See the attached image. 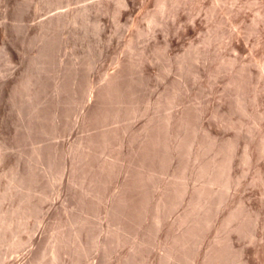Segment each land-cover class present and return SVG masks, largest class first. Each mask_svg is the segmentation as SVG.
I'll return each instance as SVG.
<instances>
[{
    "label": "rangeland",
    "instance_id": "1",
    "mask_svg": "<svg viewBox=\"0 0 264 264\" xmlns=\"http://www.w3.org/2000/svg\"><path fill=\"white\" fill-rule=\"evenodd\" d=\"M36 2H34V0H0V24L2 23H4L1 27H0V29H2V32H3V34H2V40L3 41H1V43H0V50H1V55L3 56V58H1V60L2 61H4V62H2L1 60H0V65H2V63H3V65H2V67L4 68V69H2L1 68V66H0V69H2V70H0V76L2 77V76H4L5 75V73H6V75L4 76V79H6V82H5V80L3 79V77L0 79V80H2L3 82H5L6 83V85L7 86H9V88H7V86H6V91H5V93L2 95V98L0 99V155H1V157H0V222H1V225H0V232H1V235H0V264H7L6 262L8 261V264H23V262H24V264H41V262H42V264H143V262H144V264H152V263H154V264H185V262H186V260L188 261V262H186V264H211V262L213 261V263L212 264H217L218 263V259L220 260V262H219V264H221V258H223L222 259V263H224V264H230V262H231V264H264V142H263V140H264V76L262 77L261 75V68H259L260 66H259V64H262L263 62H264V13H263V11H264V9H263V5H264V0L262 1V0H258V1H253V0H239V1H237V0H190L191 1V3H190V1H188V0H179V2L181 1V3H184V4H181V3H178V0H162V3H163V1H166V2H164V4H166V5H171L170 7L169 6H167V9H168V11L165 13V11L167 10L166 9V6L165 7H163V4L160 2V0H134V6H129L128 8L125 6V4H123V3H121L120 2V4H123V6L121 5H119V7H118V4L117 3H119V2H117V1H119V0H47V2H46V0H35ZM56 1L59 3H61V2H63V3H59V5H58V3H56ZM159 1V2H158ZM168 1V2H167ZM205 1H207V2H205ZM227 1L228 2H232L233 4L231 5V2L229 3L230 5H228V3H227ZM251 1H253V2H251ZM21 2V3H20ZM24 2V3H23ZM108 2V3H107ZM147 2V3H146ZM172 2V3H171ZM175 4H174V3ZM177 2V3H176ZM186 2V3H185ZM195 2V3H194ZM249 2V3H248ZM256 2V3H255ZM260 2V3H259ZM30 3V4H29ZM32 3H34L33 5H32ZM112 3V4H111ZM188 3H189V7H188ZM194 3V4H193ZM197 3V4H196ZM199 3V4H198ZM226 3V4H225ZM236 3V4H235ZM241 3V4H240ZM246 3V4H245ZM248 3V4H247ZM262 3H263V5H262ZM21 4V5H20ZM28 4H29V6H28ZM51 4V5H50ZM56 4V5H55ZM142 4V5H141ZM144 4H146V5H144ZM149 4V5H148ZM162 4V5H161ZM173 4V5H172ZM177 4V5H176ZM178 4H180V6H182V7H180V8H178L179 7V5ZM191 4V5H190ZM214 6H213V5ZM220 4H221V6H220ZM223 4V5H222ZM235 4V5H234ZM22 5H24L23 7H22ZM27 5V6H26ZM35 5V6H34ZM107 5V6H106ZM158 5V6H157ZM175 5V6H174ZM198 5V6H197ZM234 5V6H233ZM254 5H255V7H254ZM262 7V9H263V11H262V13H263V16H262V13H261V15L260 14H258V13H260V11L262 10L261 9V7ZM39 6V7H38ZM42 6V7H41ZM52 6V7H51ZM54 6V7H53ZM108 6L111 8V10L108 8ZM160 6V7H159ZM177 6V7H176ZM183 6H184V8L185 9H183ZM192 6H195V7H193L192 8ZM211 6V7H210ZM228 6V7H227ZM231 7V9H233V8H238L237 10L236 9H233V10H231L230 9V7ZM236 6V7H235ZM242 6H244V7H242ZM29 7V8H28ZM41 7V8H40ZM162 7L165 9H162ZM191 7V8H190ZM226 7V8H225ZM241 7V8H240ZM249 7V8H248ZM258 7V8H257ZM35 8V9H34ZM127 8V9H126ZM159 8L164 12V14H163V12L162 11H160L159 10ZM171 8V10H169ZM173 8H175V9H173ZM182 8V11H180V9ZM202 8V9H201ZM204 8V9H203ZM227 8H229V9H227ZM244 8V9H243ZM247 8V9H246ZM256 8H257V10H256ZM26 9H28V10H26ZM39 9V10H38ZM51 9H54L53 11L51 10ZM125 9H126V11H125ZM158 9V10H157ZM188 9V10H187ZM190 9H193V10H191V11H189ZM200 9H201V11H200ZM214 9V10H213ZM221 9V10H220ZM224 9V10H223ZM225 9H227V10H225ZM243 9V10H242ZM253 9V10H252ZM259 9H261L260 11H259ZM23 10L26 12V13H28V14H26L25 12H24V15H23ZM120 12H119V11ZM131 10V11H130ZM140 10V11H139ZM172 10H174V11H172ZM178 10V11H177ZM235 10V12H233ZM242 11V12H240V11ZM252 10V11H251ZM254 10H256V11H254ZM38 11V12H37ZM160 11V12H162V14H160V12H159V14H158V12ZM216 11V12H215ZM226 11H227V13H226ZM231 11V12H230ZM237 11V12H236ZM245 11H246V13H245ZM247 11H249V12H247ZM254 11V12H253ZM39 12H40V14H39ZM112 12H114V14L112 13ZM128 12H129V14H128ZM169 12V13H168ZM172 12V13H171ZM181 12V13H180ZM190 12V13H189ZM213 12V13H212ZM218 12H219V14H218ZM222 12V13H221ZM258 12V13H257ZM116 13V14H115ZM120 15H118V14ZM121 13V14H120ZM124 13V14H123ZM148 13H149V16H148ZM171 13V14H170ZM179 13V14H178ZM211 13V14H210ZM218 15H217V14ZM226 13V14H225ZM230 13V14H229ZM231 13H233V14H231ZM243 15H242V14ZM2 14V15H1ZM126 14H128V15H126ZM167 14V15H166ZM170 14V15H169ZM178 14V15H177ZM183 16H182V15ZM189 14V15H188ZM193 16H192V15ZM214 14V15H213ZM255 14V15H254ZM256 14H257V16H256ZM33 17H32V16ZM37 15V16H36ZM113 15H114V17H113ZM126 15V16H125ZM154 15V16H153ZM159 15H161V16H159ZM174 15V16H173ZM175 15H177L178 17H176L175 18ZM213 15V16H212ZM232 15V16H231ZM236 17H234V16ZM6 16V17H5ZM57 16V17H56ZM117 16V17H116ZM119 16V17H118ZM131 16V17H130ZM150 16H152L153 17V19H150L151 17ZM158 16V17H157ZM167 16V17H166ZM188 16V17H187ZM195 16H197L198 18H196ZM218 16H219V18H218ZM224 18H223V17ZM253 16H255V17H253ZM17 17V18H16ZM19 17V18H18ZM58 17H60L61 19L63 18V21L60 19V18H58ZM155 17V18H154ZM161 17V18H160ZM191 17H193V18H191ZM243 17V18H242ZM251 17V18H250ZM258 17V18H257ZM52 18H55V20H58V19H60L61 21L59 22V20H58V22H59V24H55V23H53V21H52ZM122 18V19H121ZM156 18H159V20L160 21H162V22H160V21H156ZM165 20H164V19ZM168 18H170V19H168ZM175 19V21L173 20V19ZM181 18V19H180ZM218 18V19H217ZM228 18V19H227ZM254 18V19H253ZM20 19V20H19ZM22 19V20H21ZM24 19V20H23ZM27 19V20H26ZM33 19V20H32ZM135 19V20H134ZM177 19V20H176ZM192 19H194V20H192ZM196 19H198V21L196 20ZM226 19V20H225ZM234 19V20H233ZM244 19H245V21H244ZM261 19V20H260ZM36 20V21H35ZM46 20V21H45ZM49 20V21H48ZM54 20V19H53ZM54 20V21H55ZM121 20V21H120ZM133 20V21H132ZM153 20V21H152ZM155 20V21H154ZM163 20L165 21V23L163 22ZM186 20H187V22H186ZM189 20L192 22H189ZM222 20H224V22L222 21ZM258 20V21H257ZM16 21H18V22H16ZM20 21V22H19ZM43 21V22H42ZM51 21H52V23L53 24H55V26L56 25H58V26H50L49 24H51ZM149 21H151V22H149ZM171 21V22H170ZM172 21H174V22H172ZM180 21V22H179ZM217 21V22H216ZM219 21V22H218ZM244 21V22H243ZM255 21V22H254ZM260 21H262V22H260ZM13 22V23H12ZM121 22V23H120ZM133 22V23H132ZM154 22H156V23H154ZM158 22V23H157ZM258 22V23H257ZM41 23V24H40ZM48 23V24H47ZM96 23H98V24H96ZM149 23H152L151 25L149 24ZM153 23L155 24V25H153ZM169 23V24H168ZM182 23H183V25L185 26H182ZM219 23V24H218ZM221 23V24H220ZM225 23V24H224ZM228 23V24H227ZM255 23V24H254ZM261 23H263V24H261ZM18 24V28L16 27V25ZM23 24H24V26H23ZM187 24V25H186ZM195 24V25H194ZM226 24H227V27H226ZM257 24V26H258V29H257V31H254V30H256L255 28L257 27H255V25ZM26 25V26H25ZM34 25V26H33ZM44 25V26H43ZM45 25H47V26H45ZM52 25V24H51ZM180 25V26H179ZM235 25V26H234ZM238 25H239V27H238ZM6 26V27H5ZM40 26V27H39ZM43 26V27H42ZM51 28H50V27ZM99 26V27H98ZM175 26H177L176 28H175ZM197 26V27H196ZM216 26V27H215ZM220 26V27H219ZM224 26V27H223ZM254 26V27H253ZM4 27V28H3ZM42 27V28H41ZM183 27V28H182ZM217 27H219V28H217ZM231 27V28H230ZM22 28V29H21ZM50 28V30H48ZM53 28V29H52ZM59 28H61V30L59 29ZM215 28V29H214ZM216 28H217V31L219 32H217L216 31ZM232 28H233V30H232ZM43 29V30H42ZM47 29V30H46ZM53 31H52V30ZM167 29V30H166ZM170 29V30H169ZM220 29V30H219ZM261 29V30H260ZM21 32H20V31ZM23 30V31H22ZM27 30H28V32H27ZM37 30V31H36ZM42 30V31H41ZM54 30H56V31H54ZM169 30V31H168ZM175 30V31H174ZM224 32H222V31ZM225 30V31H224ZM226 30H227V32H226ZM12 31V32H11ZM18 31L20 32V33H18ZM59 31V32H58ZM171 31V32H170ZM177 31V32H176ZM178 31H179V33H178ZM16 32V33H15ZM27 34H26V33ZM32 32V33H31ZM48 34H47V33ZM53 32V33H52ZM169 32L170 33H172V34H169ZM230 32V33H229ZM258 32H260V33H258ZM263 32V33H262ZM41 34V36H40V34ZM43 33V34H42ZM55 33V34H54ZM57 33V34H56ZM175 33V34H174ZM178 33V34H177ZM215 33H217V34H215ZM262 33V34H261ZM19 34V35H18ZM21 34V35H20ZM189 34V35H188ZM224 34V35H223ZM229 34H231V36L229 35ZM5 35V36H4ZM26 35V36H25ZM28 35L30 36V37H28ZM45 35V36H44ZM51 35V37H49ZM64 35V36H63ZM176 37H175V36ZM215 35H216V37L218 38V40H217V38L215 37ZM218 35V36H217ZM223 37H222V36ZM237 35V36H236ZM259 35V36H258ZM25 36V37H24ZM58 36H59V38H58ZM63 36V37H62ZM262 38H261V37ZM39 37V38H38ZM52 37H53V39H52ZM56 37V38H55ZM212 37V38H211ZM221 37V38H220ZM232 37V38H231ZM26 38H28V39H31V41L30 40H28V39H26ZM36 38H38V39H40V40H37ZM47 38H48V40H47ZM55 38V39H54ZM33 39H34V41H33ZM36 39V40H35ZM42 39V40H41ZM52 39V41H50ZM59 39V40H58ZM61 39V40H60ZM165 39H168V40H165ZM181 39V40H180ZM191 39V40H190ZM216 40V41H214V40ZM220 39V40H219ZM235 39V40H234ZM261 39V40H260ZM172 40H174V41H172ZM258 40H260V41H258ZM20 41V42H19ZM38 43H37V42ZM40 41V42H39ZM48 41V43L52 46L53 44V46H52V49L49 51V52H47L48 50H49V48L48 47H50V45L49 44H47L46 42ZM56 41V42H55ZM60 41V42H59ZM167 41V42H166ZM205 41V42H204ZM231 41V42H230ZM234 41H237V42H239L238 44H240L239 46H240V48L241 49H235V48H233V43L232 42H234ZM262 41V42H261ZM12 42V43H11ZM33 42V43H32ZM170 44H169V43ZM209 42V43H208ZM11 43V44H10ZM22 43V44H21ZM27 43V44H26ZM52 43V44H51ZM55 43H58V44H55ZM156 43V44H155ZM172 43H174V44H172ZM212 43V44H211ZM36 44V45H35ZM39 44H40V46H39ZM44 44H46V45H49L48 47H46V48H48V49H46L45 47V49L44 48H42V46H46V45H44ZM157 44H158V46H157ZM241 44H242V46H241ZM2 45H3V47H2ZM34 45V46H33ZM58 45V46H57ZM155 46V47H153V46ZM196 45V46H195ZM208 47H207V46ZM36 46V47H35ZM55 46V47H54ZM152 46V47H151ZM156 46H157V48H156ZM160 46V47H159ZM161 46H162V48L164 49L165 48V46H166V48H165V51H162L163 49L161 48ZM210 46V47H209ZM217 46H219V47H217ZM244 46V47H243ZM35 47V48H34ZM169 47H170V49H169ZM172 47V48H171ZM189 47V48H188ZM192 47V48H191ZM5 48V49H4ZM14 48V49H13ZM152 48H156L155 50L154 49H152ZM168 48V49H167ZM253 48V49H252ZM7 49V50H6ZM31 49V50H30ZM33 49H36V51L35 50H33ZM39 49H40V51H39ZM151 49V50H150ZM159 49H162L161 51L159 50ZM166 49H167V51H168V53H167V51H166ZM182 49V50H181ZM188 49H189V51H188ZM193 49V50H192ZM231 49V50H230ZM235 49V50H234ZM10 50V51H9ZM19 50V51H18ZM21 50V51H20ZM45 50V51H44ZM176 50V51H175ZM186 50V51H185ZM198 50V54L196 53V51ZM207 50V51H206ZM209 50V51H208ZM230 50V51H229ZM4 51H6V52H4ZM13 51V52H12ZM38 51V52H37ZM43 51V53L44 52H46L47 53V56H48V53H49V58L48 57H42V56H44L45 54H43V53H40V52H42ZM53 51V52H52ZM151 51V53H149ZM237 51V53H235ZM245 51V52H244ZM26 54H25V53ZM51 52V53H50ZM158 52V53H157ZM163 52H166L165 53V55H163L164 53ZM176 52V53H175ZM204 52V53H203ZM234 52V53H233ZM239 52V53H238ZM3 53V54H2ZM13 54L14 55V57L13 58H11L10 59V57H9V55L10 54ZM57 53V54H56ZM189 54V56L187 55V54ZM253 53V54H252ZM37 54V55H36ZM52 54H54V55H52ZM146 54V55H145ZM150 54V55H149ZM166 54H167V56H166ZM186 54V55H185ZM203 54H205V55H203ZM211 54V55H210ZM241 54V55H240ZM243 54V55H242ZM251 54V55H250ZM255 54V55H254ZM24 55V56H23ZM26 55V56H25ZM42 55V56H41ZM52 55V56H51ZM140 55H142V56H140ZM158 55H160L159 57H158ZM162 55V56H161ZM176 55V56H175ZM184 55L186 56V57H184ZM194 55V56H193ZM34 56H36V58L34 57ZM41 57V60L40 59H37V58H40ZM149 56V57H148ZM156 58H155V57ZM171 56V57H170ZM175 56V57H174ZM205 56V57H204ZM234 56V57H233ZM236 56V57H235ZM252 56V57H251ZM262 56V57H261ZM53 57V58H52ZM54 57H55V60H54ZM136 57H138L137 59L139 60H141L142 58V60H144V59H146V60H144V61H146V62H142L141 61V63H140V60L138 61L137 59H136ZM151 57V60L149 59ZM162 57H163V59H162ZM164 57H168L167 59L166 58H164ZM183 57V58H182ZM192 57V58H191ZM194 57H195V59H196V61H195V59H194ZM197 57H200V58H197ZM205 59H203V58ZM47 58V59H46ZM51 58L54 60H52L51 61ZM119 58H120V60H119ZM133 59V60H131V59ZM148 58V59H147ZM156 60H155V59ZM159 59V61H158V59ZM171 58V59H170ZM180 58L182 59V60H180ZM187 58V60H184V59H186ZM206 58H208V59H206ZM225 59V61H224V59ZM237 58V59H236ZM246 58V59H245ZM252 58V60H250ZM5 59H7L6 61H7V64H4V63H6V61H5ZM30 59V60H29ZM43 59V60H42ZM44 59L46 60V61H48V62H45V64H44ZM49 59V60H48ZM127 59V60H126ZM130 59V60H129ZM136 59V60H135ZM166 59V60H165ZM170 59V61H168ZM189 59V60H188ZM193 59H194V62H193ZM197 59H201V60H198L197 61ZM226 59H228L227 60V62H226ZM230 59V60H229ZM10 60H11V62H10ZM38 60L39 61H43V62H41V65L43 66H41L43 69V73H45V69H47V72L45 73V75L42 73V72H40V71H42L41 70V67H40V62H38ZM62 60V61H61ZM154 60V61H153ZM172 60V61H171ZM212 60V61H211ZM219 60V61H218ZM223 60V61H222ZM235 60V61H234ZM21 61V62H20ZM32 61H34L33 63H32ZM37 61V62H36ZM59 61H61L63 64V66H61V65H59V63L61 64V62H59ZM125 61V62H124ZM183 61H185V62H183ZM186 61H188L187 63H186ZM190 61H192V63L190 62ZM205 61V62H204ZM217 61V62H216ZM236 61L239 63H237L236 64ZM262 61V62H261ZM29 62V63H28ZM55 64H53V63ZM135 62V63H134ZM176 62V63H175ZM183 62V63H182ZM199 64H198V63ZM202 62H204L203 64H202ZM219 62V63H218ZM221 62V63H220ZM224 62V63H223ZM35 63H37V64H35ZM43 63V64H42ZM48 63V64H47ZM134 65H133V64ZM140 63V64H139ZM148 63V64H147ZM206 63V64H205ZM230 63V64H229ZM242 63V64H241ZM250 63V64H249ZM251 63H253V64H251ZM54 66H53V65ZM69 64V65H68ZM132 66H131V65ZM136 64V65H135ZM138 64V65H137ZM181 65V67L179 66V65ZM193 64V65H192ZM205 64V65H204ZM209 64V65H208ZM223 64V65H222ZM229 64V66H227ZM235 64V65H234ZM5 65V66H4ZM7 65V66H6ZM28 65H30V66H28ZM34 67H33V66ZM38 65H39V67H40V70L38 69L39 67H38ZM45 65V66H44ZM51 65V66H50ZM140 65V66H139ZM145 66V68H144V66ZM178 65V66H177ZM207 65H208V67H210V68H208L207 67ZM234 65V66H233ZM258 65V66H257ZM60 68H59V67ZM64 66H66V67H64ZM70 66V67H69ZM139 66V67H138ZM185 66V67H184ZM191 66V67H190ZM220 66V67H219ZM238 66V67H237ZM244 66V67H243ZM248 66V67H247ZM6 67V68H5ZM31 67V68H30ZM38 67V68H37ZM47 67V68H46ZM54 67V68H53ZM63 67H64V69H63ZM69 67V68H68ZM121 67V68H120ZM133 67V68H132ZM172 67V68H171ZM177 67L179 68L178 70H177ZM192 67H193V69H192ZM218 67V68H217ZM223 67V68H222ZM225 67V68H224ZM248 68L249 69V71H251V74H252V76L254 77H250L249 78V81L247 80L248 78H246V79H243L244 81H243V83H244V85H242L241 87L240 86H238L239 84H238V82L242 79V76H241V79H240V73H241V75H242V70H243V68ZM251 67V68H250ZM254 67V68H253ZM255 67H257V68H255ZM10 68V69H9ZM51 68V69H50ZM136 70H135V69ZM143 68V69H142ZM229 68V70H227ZM233 68V69H232ZM235 68V69H234ZM49 69V70H48ZM63 69V70H62ZM121 71H120V70ZM133 69V70H132ZM183 71H185V72H183ZM198 69H201L200 70V72H199V70ZM203 69H205V70H203ZM207 69V70H206ZM215 69V70H214ZM216 69H218V70H216ZM239 69H240V71H239ZM4 70H6L5 72H4ZM11 70V71H10ZM37 70H39L38 72L40 73H38L37 72ZM56 70V71H55ZM119 70V72L121 73H123L122 74V76L124 75V78H125V82H127V84L126 83H124V82H122L123 81V79L121 80V81H118L120 84H119V89H120V91H122L123 92V90L126 88V92L124 91L123 93L125 94V97L126 98H123L122 99V92H120V93H118L117 95H118V99H120L121 101V105H120V109H122L121 108V106L122 107H124V109H126V110H122V111H124V113L121 111V110H119V112L118 111H116L117 113H115L114 111H112L113 109L114 110H117V108L116 107H118L119 108V100L118 101H116L117 100V96L115 95H113L112 93H108V97H111V96H113V97H115V99H113V97L111 98L112 100H115V104L113 105L112 104V106H110L111 104H108L107 105V103L109 102V103H111L110 102V100L111 99H109V98H105V96H107L106 94H107V92H110L109 91V89H107L109 86V82H110V79L109 78H114V79H120V78H122V76L120 77L119 75H120V73L119 72H117ZM125 70V71H124ZM135 70V71H134ZM141 70V71H140ZM181 70V71H180ZM214 70V71H213ZM225 70V71H224ZM231 70H232V72H231ZM233 70H234V72H233ZM239 72H238V71ZM15 71V72H14ZM51 71V72H50ZM146 71V72H145ZM177 71V72H176ZM181 72L180 74H179V72ZM194 71V72H193ZM206 71V72H205ZM208 71V72H207ZM215 71H217V72H215ZM222 71V72H221ZM224 71V72H223ZM260 71V72H259ZM32 72L34 73V75L32 74ZM35 72H36V74H39V75H41V77L42 78H44L43 80H45V81H43L44 82V85H43V82H42V78H40V76L38 75V77L37 76H35ZM62 72V73H61ZM126 72H127V74H126ZM130 72H131V74H130ZM141 72V73H140ZM193 72V73H192ZM204 74H203V73ZM210 72V73H209ZM231 72V73H230ZM52 73V74H51ZM56 73V74H55ZM118 73V74H117ZM133 73V74H132ZM140 73V74H139ZM145 73V74H144ZM178 73V74H177ZM183 73V74H182ZM233 73V74H232ZM234 73H235V75H234ZM236 73H238L239 75H237ZM2 74H4V75H2ZM22 74H23V76H22ZM44 76H43V75ZM113 74H115V75H118V76H114L113 77ZM208 74V75H207ZM256 74V75H255ZM33 75V78H40V81H41V90L43 89V87H44V89L42 90V92L40 91V93H38V94H41L40 96H39V98H41V100H37L36 98H38V96H36V98L34 97V99H35V103H36V105L38 104V102L40 101V102H43V104L41 105L40 104V102H39V104L37 105V106H34V102H32V98L33 97H29V96H25L26 95V91H28L29 92V89H28V87H26V85L28 84V83H26V82H29V80H30V77ZM127 75V76H126ZM148 75V76H147ZM152 75V76H151ZM178 75V76H177ZM180 75V76H179ZM189 75V76H188ZM191 75V76H190ZM220 75V76H219ZM224 75V76H223ZM229 75V76H228ZM6 76H7V78H6ZM29 76V77H28ZM35 76V77H34ZM140 76V77H139ZM143 76V77H142ZM184 76V77H183ZM186 76V77H185ZM209 76V77H208ZM225 76H226V78H225ZM231 76L233 77V76H235L234 78H231ZM258 76V77H257ZM16 77V78H15ZM19 77V78H18ZM67 77H69V78H67ZM118 77V78H117ZM136 77V78H135ZM137 77H139V78H137ZM147 77V78H146ZM177 77H179L178 79H177ZM181 77H183L182 79H181ZM192 77V78H191ZM237 77L240 79H238V81H237ZM25 78V79H24ZM29 80H28V79ZM36 78V79H37ZM57 79V81L55 80V79ZM111 78V80H113ZM128 78H129V80H128ZM133 78H134V80H133ZM151 78V79H150ZM167 78V79H166ZM174 78H176V79H174ZM213 78V79H212ZM257 78V79H256ZM261 78H263V79H261ZM11 79H12V81H11ZM138 79V80H137ZM140 79V80H139ZM143 79V80H142ZM147 79H148V81H147ZM186 79H188V81L186 80ZM190 79V80H189ZM225 79V80H224ZM235 81H237V82H234V80ZM20 80H22V82L20 81ZM27 80V81H26ZM64 80H66V81H64ZM68 80H69V82H68ZM109 80V81H108ZM128 80V81H127ZM136 80V81H135ZM166 80H168V81H166ZM170 80V81H169ZM173 82H172V81ZM181 80H183V81H181ZM247 80V81H246ZM252 80V81H251ZM26 81V82H25ZM39 81V80H38ZM50 81V82H49ZM106 81H107V83H106ZM133 81V82H132ZM139 81H141V82H139ZM143 81H145V82H143ZM178 81V82H177ZM259 81V82H258ZM11 84H10V83ZM19 82V83H18ZM21 82V83H20ZM132 82V83H131ZM135 82V83H134ZM170 82V83H169ZM227 82V83H226ZM231 82H233L234 83V85H233V83H231ZM19 85H18V84ZM25 83V84H24ZM53 83V84H52ZM55 83V84H54ZM69 83V84H68ZM140 83V84H139ZM142 83V84H141ZM178 83H182V84H178ZM187 83V84H186ZM189 83V84H188ZM68 84V85H67ZM108 86H106V85ZM123 84V85H122ZM146 85V88H144L145 86L144 85ZM183 84H184V86H183ZM66 85V86H65ZM105 85V86H104ZM125 85H126V87H125ZM142 85V86H141ZM175 85H177V86H175ZM191 85V86H190ZM195 85V86H194ZM230 85V86H229ZM238 86L239 88H242L243 87V89H242V91H241V89H239V88H235L234 86ZM15 86V87H14ZM49 86V87H48ZM67 86H69V87H67ZM122 86H124V87H122ZM189 86V87H188ZM199 86V87H198ZM227 86H228V88H227ZM15 89H14V88ZM46 87V88H45ZM104 87H106V89H104ZM168 87V88H167ZM177 87V88H176ZM185 87V88H184ZM194 87H196L195 88V90L193 89ZM201 87V88H200ZM25 88H27V89H25ZM59 88V89H58ZM84 88V89H83ZM87 88V89H86ZM122 88H124V89H122ZM182 90H181V89ZM188 90H187V89ZM192 88V89H191ZM227 89V91H226V89ZM263 88V89H262ZM9 89V90H8ZM50 89V90H49ZM52 89H53V91H52ZM85 89L88 91H85ZM104 89V90H103ZM122 89V90H121ZM167 89H169V90H167ZM171 89V90H170ZM172 89H173V91H172ZM175 89V90H174ZM185 91H184V90ZM198 89H199V91H198ZM233 89V90H232ZM237 89V90H236ZM240 91H239V90ZM248 89V90H247ZM14 90H16V92L14 91ZM26 90V91H25ZM57 91V94H56V91ZM64 90H65V92H64ZM102 90V92H100ZM105 90L107 91L106 93H104L105 92ZM165 90H167V91H165ZM180 90V91H179ZM190 90H192V91H194L193 93L190 91ZM223 90V91H222ZM260 91V92H257V91ZM262 90V91H261ZM55 91V92H54ZM60 91V92H59ZM70 91V92H69ZM72 91H74V92H72ZM139 91L140 92H142V93H139ZM144 91H146V92H144ZM174 91H175V93H174ZM226 91V92H225ZM239 91V92H238ZM6 92H10L9 94L8 93H6ZM43 92L45 93H47V95H46V93L45 94H43ZM53 92V93H52ZM62 92V93H61ZM64 92V93H63ZM86 92V94H83V93H85ZM93 92V93H92ZM100 92V93H99ZM137 94H136V93ZM173 92V93H172ZM183 92V93H182ZM216 92V93H215ZM225 92V93H224ZM236 92H237V94H236ZM250 92V93H249ZM256 92V93H255ZM68 93H69V96H68ZM92 93V94H91ZM166 93V94H165ZM170 93L171 94H173V95H170ZM177 93V95L175 96V94ZM179 93V94H178ZM182 93V94H181ZM187 93V94H186ZM191 93V94H190ZM218 93V94H217ZM222 93V94H221ZM229 93V94H228ZM231 93H233V94H231ZM239 93V94H238ZM262 97V99L261 98H259V99H255L257 96H258V94ZM28 94V93H27ZM49 94V95H48ZM63 96H62V95ZM94 94V95H93ZM97 94V97L95 96ZM98 94H101V97H100V95H98ZM109 94H110V96H109ZM126 94H128V95H126ZM139 94V95H138ZM228 94V95H227ZM243 94V95H242ZM254 94V95H253ZM20 95V96H19ZM29 95V94H28ZM51 95V96H50ZM92 95V96H91ZM168 95V96H167ZM188 95V96H187ZM222 95V96H221ZM225 95H227V96H225ZM229 95H230V97H229ZM236 95H237V97H236ZM59 96V97H58ZM94 96V97H93ZM103 96V97H102ZM124 96V95H123ZM130 96V97H129ZM165 96V97H164ZM175 96V97H174ZM244 96V97H243ZM254 96V97H253ZM28 97V98H27ZM44 97H45V99H44ZM48 97V98H47ZM54 97V98H53ZM66 97H67V99H66ZM121 97V98H120ZM134 97V98H133ZM138 97H139V99L141 98V102H139L138 100ZM167 97V98H166ZM172 97V98H171ZM173 97H174V100H173ZM187 97V98H186ZM190 97V98H189ZM233 97V98H232ZM28 100H27V99ZM93 98V99H92ZM96 98H97V100H96ZM100 98H102V102H101V104L102 105H106V108L107 107H112V110H110L109 108V110H107L106 108L104 109V108H102L103 109V111H101L100 110V108L98 107V105H100V102L98 101V100H100L101 101V99ZM106 100H105V99ZM143 98H145L144 100H143ZM169 98H171V99H169ZM232 98V99H231ZM56 99V100H55ZM71 100V101H69V100ZM91 99H92V101L94 100L96 103H94V102H92L91 101ZM103 99H104V102H103ZM107 99H109L108 101H107ZM125 99V101H127V102H125V101H123ZM134 99H136L135 100V103L133 102L134 101ZM158 99H159V101H158ZM165 99V100H164ZM167 99H169L171 102H173V103H171L169 100H167ZM240 99V100H239ZM254 99V100H253ZM29 100H31V101H29ZM55 102H54V101ZM59 100V101H58ZM65 100H66V102L67 103H65ZM68 100V101H67ZM132 101V102H130V101ZM177 100V101H176ZM198 100V101H197ZM220 100V101H219ZM233 100V101H232ZM248 100V101H247ZM258 100V101H257ZM262 100V101H261ZM28 101H29V103H28ZM34 101V100H33ZM91 101V102H90ZM98 101V102H97ZM129 101V102H128ZM148 101H150V102H148ZM164 101V102H163ZM242 101V102H241ZM251 101H252V103H251ZM21 102V103H20ZM22 102H24V103H22ZM50 102V104H48ZM58 102V103H57ZM112 102V103H113ZM116 102H117V104H118V106H116ZM123 102H124V105L125 106H123ZM137 102V103H136ZM143 102V103H142ZM157 102V103H156ZM162 102V103H161ZM186 102H187V104H186ZM192 102V103H191ZM227 102V103H226ZM235 102H236V105H235ZM239 102H241L240 104H239ZM255 104H254V103ZM259 102V103H258ZM32 103H34V104H32ZM73 103V104H72ZM91 103V104H90ZM92 103H94V104H92ZM98 103V104H97ZM104 103V104H103ZM126 103V104H125ZM130 103H132V104H134V105H132V104H130ZM148 103H151L150 105L148 104ZM156 103V104H155ZM165 103V104H164ZM175 103V104H174ZM177 103V104H176ZM180 103V104H179ZM22 104V105H21ZM24 104H26V105H24ZM32 104V105H31ZM47 104V105H46ZM53 104V105H52ZM62 104V105H61ZM95 104H97V105H95ZM138 104V105H137ZM142 104V105H141ZM170 106H169V105ZM181 104H182V106H181ZM194 104V105H193ZM219 104L221 105V106H219ZM230 104V105H229ZM247 104V105H246ZM262 104H263V106H262ZM18 105V106H17ZM28 105H30L29 107H28ZM56 105V106H55ZM94 107H96L97 109H99V110H97V109H95V108H93V106ZM102 105H100V107L102 106ZM137 105V106H136ZM141 105V106H140ZM178 105V106H177ZM241 107H240V106ZM12 106V107H11ZM24 106V107H23ZM32 106H34V108L32 107ZM39 106V108H37ZM48 106V107H47ZM51 106V107H50ZM62 106H63V108H62ZM67 106V107H66ZM92 108H91V107ZM132 106V107H131ZM140 106V107H139ZM147 106V107H146ZM149 106V107H148ZM172 106H174L173 108H172ZM184 106H186V108L184 107ZM244 107V109H243V107ZM14 107V108H13ZM18 107V108H17ZM45 109H44V108ZM57 107H58V110H57ZM59 107H61V108H59ZM88 107H90V109L88 108ZM115 107V108H114ZM131 107V108H130ZM136 107H138V108H136ZM155 107H157V108H155ZM168 107V108H167ZM192 107V108H191ZM196 107V108H195ZM222 109H221V108ZM11 108V109H10ZM20 108V109H19ZM28 108V109H27ZM49 108V110H47V109ZM54 108V109H53ZM127 108H129V109H127ZM143 108V109H142ZM144 108H146V109H144ZM155 108V109H154ZM159 108V110H157ZM180 108V109H179ZM194 108V109H193ZM219 108V109H218ZM237 108V109H236ZM252 108V109H251ZM26 111H25V110ZM33 109V110H32ZM38 111H37V110ZM43 109V110H42ZM62 109V110H61ZM65 109V110H64ZM71 109V110H70ZM86 109H89V111L88 110H86ZM96 112V111H99V112H97V113H100V114H102L103 115V119H105V120H103L101 117H102V115H98V114H96L95 115V112L93 111V110ZM137 109V111H138V113L137 112H135L134 110H136ZM152 111H151V110ZM154 109V110H153ZM170 109V110H169ZM187 109V110H186ZM206 109V110H205ZM239 109H241V110H239ZM246 109H247V111H246ZM16 110V111H15ZM52 112H51V111ZM67 110H68V112H67ZM70 110V111H69ZM106 110L107 111H112V113L114 112V115L112 116V114H110L109 112H106ZM130 110V111H129ZM133 110V112H131ZM145 110V111H144ZM183 110V111H182ZM24 113H23V112ZM29 111H32V112H29ZM40 111V112H39ZM57 111V112H56ZM58 111H60L59 113H58ZM71 111H72V113H71ZM91 111V112H90ZM106 112L105 114H103V112ZM122 112V114L121 115H119V116H117L116 117V115L119 113H121ZM148 111H149V113H148ZM151 111V112H150ZM158 111V112H157ZM177 113V114H179L180 113V117H182V116H184L185 118H181L182 120H180V117H179V119H178V115L175 113V112ZM205 111V112H204ZM212 111V112H211ZM215 111V112H214ZM219 111V112H218ZM235 111H238V112H235ZM254 111V112H253ZM28 114H27V113ZM43 112H44V114H43ZM64 112V113H63ZM66 112V113H65ZM70 112V113H69ZM86 112H88V113H86ZM90 112V113H89ZM93 112V113H92ZM102 112V113H101ZM135 112V113H134ZM145 112H147V113H144ZM165 112H166V114H165ZM174 114H173V113ZM198 112V113H197ZM209 112V113H208ZM218 112V113H217ZM232 112V113H231ZM242 112H244V113H242ZM260 114H258V113ZM18 113V114H17ZM26 113V114H25ZM29 113H31V114H29ZM52 114V116H51V114ZM53 113H55V114H53ZM58 113V114H57ZM61 113V114H60ZM85 113L86 114H88V115H85ZM92 113V115H90ZM128 113H130V114H128ZM142 113V114H141ZM160 113V114H159ZM163 113V114H162ZM168 113V114H167ZM172 113V114H171ZM184 113V114H183ZM186 113V114H185ZM194 115H193V114ZM201 113H202V115H201ZM246 113V114H245ZM254 113V114H253ZM262 113V114H261ZM24 114V115H23ZM41 114L42 115H44V116H41ZM49 114V115H48ZM68 114H70V116L68 115ZM107 114V115H106ZM109 114H110V116H109ZM116 114V115H115ZM140 115V117L139 116H137V115ZM156 114V115H155ZM171 114V115H170ZM188 114V115H187ZM192 114V115H191ZM216 114V115H215ZM229 114V115H228ZM21 115H23V116H21ZM26 115V116H25ZM35 115V116H34ZM48 115V116H47ZM104 115H105V118H104ZM131 115H132V117H131ZM154 115V116H153ZM161 116V118H159L160 116ZM168 117H167V116ZM213 115V116H212ZM238 115V116H237ZM246 115V116H245ZM251 115V116H250ZM11 116V117H10ZM30 116V117H29ZM32 116H34L33 118H32ZM38 116L40 117V118H38ZM54 116V117H53ZM57 116V117H56ZM61 116H64V117H61ZM82 116L83 117H89L90 116V118H84V119H86L85 120V123H84V121H82V120H84L83 118H82ZM93 116H97V119L95 118L94 119V117ZM99 116H101V117H99ZM211 116V117H210ZM223 116V117H222ZM256 116V117H255ZM27 117H28V119L29 120H27ZM44 117V118H43ZM48 119H47V118ZM50 117V118H49ZM69 117V118H68ZM109 118L108 120L106 119V118ZM123 117V118H122ZM149 117V119H151V121L150 120H148L147 118ZM153 117H154V119H156V121L154 122H152V119H153ZM157 117V118H156ZM174 118L173 120L175 121V124H174V122H173V120H172V118ZM177 117V118H176ZM190 117V118H189ZM222 117V118H221ZM241 117H244V118H242L241 119ZM262 117V118H261ZM22 118V119H21ZM26 119V120H24L23 121V119ZM30 118H32V120L30 119ZM35 118H36V120H35ZM38 118V119H37ZM56 120H55V119ZM61 120H60V119ZM65 118V119H64ZM82 118V119H81ZM91 118H93L92 120H91ZM125 118V121L123 120ZM134 118V120H131V119H133ZM169 118H171V119H169ZM209 118H211V119H209ZM215 118L217 119V118H220V119H222V120H220V119H217V120H215ZM225 118V119H224ZM228 118H229V120H228ZM260 118V119H259ZM4 119V120H3ZM43 119V122L42 121H40V120H42ZM100 119V120H99ZM111 119V120H110ZM115 119V120H114ZM130 119V120H129ZM153 119V120H154ZM161 120L160 121V123L159 124H157L158 122H159V120ZM166 119H168L169 121H171V123L173 122V125H171L172 127H169V128H171V129H173V131L174 130H177V131H172L171 129H169V128H167L168 127V122H167V120ZM178 119V121H176ZM189 120V123H190V120H192L191 121V123H190V125H189V127H188V124L189 123H187L188 122V120ZM196 119V120H195ZM231 119V120H230ZM241 119V120H240ZM66 120V121H65ZM89 120V121H88ZM99 120V121H98ZM113 120V121H112ZM122 120V121H121ZM158 120V121H157ZM183 120H185V121H183ZM198 120V121H197ZM212 122H211V121ZM235 120H236V122H235ZM239 120V121H238ZM250 120H252V121H250ZM260 120V121H259ZM17 123H16V122ZM36 121V122H35ZM57 121V122H56ZM67 121H68V124H67ZM86 121H88V122H86ZM92 121V122H91ZM116 121V122H115ZM143 121V122H142ZM149 122L150 121V123H147V122ZM164 121V122H163ZM167 122V124H166V122ZM183 121V122H182ZM200 121V123H197V122H199ZM208 121V122H207ZM216 121V122H215ZM242 121V122H241ZM2 122V123H1ZM29 122V123H28ZM32 122H34V123H32ZM41 122V123H40ZM51 122H52V124H51ZM56 122V124H54ZM79 122V123H78ZM83 122V123H82ZM91 122V123H90ZM133 122V123H132ZM141 122V123H140ZM145 122V123H144ZM157 122V123H156ZM187 123V124H179V123ZM196 122V123H195ZM204 122V123H203ZM231 122H232V124H231ZM237 122L239 123V124H237ZM20 123V124H19ZM27 123V124H26ZM58 123V124H57ZM65 123V124H64ZM108 123V124H107ZM135 123V124H134ZM155 123L158 125V127L159 126H161L162 124V126L161 127H159L160 129L162 128V127H164V130H165V132H164V130H163V135H162V133H160V134H158L157 133V135H156V133H153V131L154 132H156V129H157V131L158 132H162V130L160 131V129L158 130V127H156V125H155ZM162 123V124H161ZM167 125H165V124ZM176 123H178V124H176ZM195 123V124H194ZM222 123V124H221ZM249 123H250V125H251V127H250V125H249ZM253 123V124H252ZM21 124H22V126H21ZM45 124V125H44ZM61 124V125H60ZM83 125V126H81V125ZM145 124H147L146 126H144ZM148 124H150L151 126H152V124H154L153 125V127H151L150 128V125L148 126ZM161 124V125H160ZM196 124H198V125H196ZM208 124V125H207ZM235 124V125H234ZM245 124V125H244ZM248 124V125H247ZM259 124V125H258ZM31 125H33L32 126V128H31ZM55 125V126H54ZM58 127H57V126ZM60 125V126H59ZM89 125V126H88ZM135 125V127H131V126H134ZM138 125V126H137ZM165 125V126H164ZM177 125H179V127H177ZM199 125H201L200 127H197V126H199ZM242 126V128L244 129V131H243V129H241L240 127ZM28 126V127H27ZM44 127V129H43V127ZM54 126V127H53ZM65 126V127H64ZM126 126H130V128L129 127H126ZM182 126V127H181ZM184 126H186L187 127V129H186V127H184ZM191 126H193L192 127V130H190V127ZM206 126V129L208 130H206V129H204V127ZM227 126V127H226ZM248 126V127H247ZM21 127H23L22 129H20ZM53 127V128H52ZM61 127V128H60ZM101 127V128H100ZM120 127H122V128H120ZM151 129V130H149V128ZM156 127V128H155ZM177 129H176V128ZM208 127H211V128H208ZM27 128H29V129H27ZM31 128V129H30ZM41 128V129H40ZM64 128V129H63ZM67 129V131H65L66 129ZM107 128V129H106ZM118 128V129H117ZM126 128H129V129H126ZM139 128H141L142 130H144V131H142L141 129H139ZM147 128V129H146ZM155 128V129H154ZM165 128H167V129H165ZM175 128V129H174ZM181 128H182V130H181ZM185 128V129H184ZM188 128H189V130H190V132H189V130H188ZM199 128V129H198ZM231 128V129H230ZM233 128V129H232ZM251 128V129H250ZM17 129H19V132H18V130ZM25 129V130H24ZM34 129V130H33ZM37 129V130H36ZM43 129V130H42ZM50 129H51V131H50ZM57 129V130H56ZM60 129V130H59ZM108 130V131H106V130ZM152 129H153V131H152ZM168 129H169V131H168ZM180 129V130H179ZM210 129V130H209ZM220 129V130H219ZM240 129V130H239ZM22 130H23V132H22ZM28 132H27V131ZM33 130V131H32ZM55 130V131H54ZM59 130V131H58ZM112 130V131H111ZM115 130V131H114ZM118 130H120V131H118ZM122 130V131H121ZM129 132H128V131ZM135 130V131H134ZM136 130H138L139 132H140V130L142 131L141 133H144L146 130L150 133L151 131V133H150V135H147L148 137L150 136L151 137V139H156L157 137H158V141H160V144L159 145H155V146H153L152 147V149L150 150V151H148V153L150 152V154H154V152H155V154H154V156L156 155L157 156V153H158V155H160V154H162V155H164L163 157H162V155H160L161 157L159 158L158 156V158L156 157V159H158V160H160V159H162L163 160V162H162V160H160L159 162H158V160H156L155 159V157L154 156H152V155H150V154H147L146 153V155H144V152H142L139 148H141L142 146L141 145H139V144H143V143H145L144 141L147 139H150V137L148 138L147 136L145 137V140H144V134H143V137L141 138V139H143L144 141H143V143H141L140 141H142V140H140L139 141V144H138V147H137V140H139L140 139V135L142 136V134H138L139 132L138 131H136ZM184 130H187L188 132H189V134H190V138L189 139H191V136L193 135V137H196L195 139H194V141H197V135L199 134L201 137H202V135L204 136V135H206V136H204V137H202L201 138V140L203 141V142H205V140H207L208 141V143L206 142V144L205 143H203L201 140H200V138L198 139V148H200V149H202V151H204L203 149H205V148H207V149H205L206 150V154H207V156L208 157H206V154H204V152H202L203 154H204V156H203V158H204V160L207 162V163H205V161H203L201 158H202V155L203 154H200V157L201 158H198L197 159V161H195L194 162V164L192 163V161L193 160H195V159H193L195 156H196V154H195V152H194V149L192 150L191 149V151H189V149L191 148V144L192 143H194L193 142V139H191L190 141L188 140V137L185 139V141H184V139H179V143H184V144H186L185 146H187L186 148L184 147V148H182L183 146H184V144L182 145V147H181V149H184V150H182V151H185V149H186V151L184 152V154H185V157H184V155H181L182 154V151L180 150V149H178L179 147H177V143H175V141L176 142H178L177 140H178V138H181L183 135H185V136H183L182 138H184V137H186V135L188 136V133L187 132H184L183 134H180V131H181V133H182V131H184ZM201 130H203V131H205L204 132V134H203V131H201ZM223 130H224V132H223ZM261 130V131H260ZM17 131V132H16ZM32 131V132H31ZM46 131V132H45ZM56 131H57V133H56ZM114 131V132H113ZM126 131V132H125ZM146 131V132H147ZM166 131H168V132H173V133H175L177 136L178 135H182L181 137L180 136H178V138H177V136L175 137V136H172L173 134H171L170 135V133H169V135H168V132L166 133ZM194 133H193V132ZM195 131H197V134H196V132ZM199 131V132H198ZM213 131V132H212ZM260 131V132H259ZM27 132V133H26ZM29 132H31L32 134H33V136H32V134L31 133H29ZM38 132H40L41 133V135H40V133H38ZM61 132V133H60ZM64 132V133H63ZM65 132H67V133H65ZM99 132V133H98ZM109 133L108 135H110V132H112L111 134V136H110V138L113 140H116V141H109L108 142V140L110 139L109 137V139L108 138H105L104 139V135H105V133ZM137 132V133H136ZM145 132V134H147ZM179 132V133H178ZM192 132V133H191ZM201 132V133H200ZM207 132V133H206ZM209 132H211V133H209ZM215 132V133H214ZM227 132V133H226ZM239 132V133H238ZM244 132H246V133H244ZM261 132H262V134H261ZM19 133V134H18ZM34 133H35V135H34ZM43 133V134H42ZM46 133V134H45ZM52 133V134H51ZM106 133V134H107ZM116 133H117V135H116ZM125 133V134H124ZM185 133H187V134H185ZM217 133V134H216ZM252 133V134H251ZM255 133V134H254ZM17 134V135H16ZM49 134V135H48ZM56 136H55V135ZM64 134V135H63ZM127 134V136H125ZM136 135V137H135V135ZM154 134V135H153ZM166 134V136H164ZM214 134V135H213ZM225 134V135H224ZM239 134H240V136H239ZM242 134V135H241ZM260 134V135H259ZM24 135V136H23ZM28 135V136H27ZM30 135V136H29ZM41 136V137H38V136ZM44 135V136H43ZM47 135H48V137H47ZM51 135V136H50ZM54 137H53V136ZM97 135V136H96ZM103 135V136H102ZM108 135H105V137L106 136H108ZM114 135V136H113ZM159 135H161V136H163V137H160ZM208 135H211V137L213 136L214 138V140H216V141H213V139H211V138H208L207 136ZM215 135H217V138L215 137ZM14 136V137H13ZM32 136V137H31ZM65 136V137H64ZM87 136H89V137H87ZM96 136V137H95ZM116 136V137H115ZM134 136V141L132 140V137ZM153 136H156V137H153ZM168 136V137H167ZM172 136V137H171ZM199 136V137H200ZM222 136V137H221ZM245 138H244V137ZM37 137V138H36ZM51 137V138H50ZM57 137V138H56ZM61 137H62V141H61ZM92 137V138H91ZM97 137H99L100 139H102L101 137H103V140L105 141L106 139V142H104L103 140H101V142H100V139L98 140V138ZM123 137V138H122ZM126 137V138H125ZM139 137V139H137ZM169 137H171V139L169 138ZM206 137V138H205ZM239 137V138H238ZM250 137V138H249ZM25 138V139H24ZM31 138H33V139H31ZM35 138L38 140H35ZM45 138V139H44ZM47 138V139H46ZM49 138V139H48ZM87 138H89V140H91L92 141V143H90V141H89V145L90 144H93L94 142V140H96L97 142L99 141V144H97V142H95L94 144H97V145H91V146H88L87 145V143L86 144H84L85 142L84 141H86V142H88L87 141ZM97 138V139H96ZM131 138V139H130ZM161 140H160V139ZM167 138V139H166ZM172 138H174V139H176L175 141H174V139H172ZM204 138V139H203ZM216 138V139H215ZM229 138H230V140L232 139V140H234L233 142L232 141H229ZM234 138V139H233ZM249 138V139H248ZM28 139V140H27ZM52 139H54L53 141H52ZM84 139V140H83ZM86 139V140H85ZM128 139V140H127ZM135 139H137V140H135ZM162 139H164V140H162ZM170 141H169V140ZM210 141H209V140ZM218 139V140H217ZM238 139H240V140H238ZM252 139V143L253 144H251V146H250V140ZM23 140V141H22ZM26 140V141H25ZM47 140V141H46ZM63 140H65V141H63ZM83 140V141H82ZM122 140H126V142H128V144H130L129 146H128V144L126 143V142H122ZM146 140V141H147ZM171 140H173L174 141V143H173V141L171 142ZM225 140H226V142H225ZM256 140V141H255ZM15 141H18V142H15ZM29 141H31V142H29ZM34 141V142H33ZM81 141V142H80ZM106 144L107 142V147H106V145L104 146V144H102L103 142ZM136 141V144H132L131 142H135ZM164 142V145L165 146H167L169 143V145L171 146L170 147V149H168V150H171L172 151V153H173V151H177V149H178V151H177V154H176V156H171L170 154L171 153H166L167 152V149L166 148H169V146L168 147H165L164 145H162V143ZM168 141V142H167ZM217 141H218V144H220V146L217 144ZM232 142V144L230 143V145H233V146H231L232 147V149H234L231 153H232V155H234L235 153H237V155L235 154V157H232L233 159V161H232V163H231V169H230V172H231V175H230V177L232 176V173H234L233 174V176L235 177V179H234V177L231 179V180H233L232 182H230L229 181V188H231L232 189V191H231V189L229 190H227V188L228 187H226V188H224L225 187V184H222L223 185V189L225 190H227V191H222V189H220V188H222V187H220V184L219 185H215L216 187H214L215 189H213L212 190V188H213V186H209V185H205L206 187H208V189L206 188V190L205 191H208V193L209 194H212V195H214L215 197H213L212 195H207V192H205V191H202V190H204L205 189V187H204V185L203 184H205L204 183V180L203 179H206L207 180V182H209L208 180L210 179L209 177H208V179H207V177L205 178V176H207V175H205V174H202L201 173V170H200V172H196L195 173V171H196V169H195V167L197 168L198 167V169H201L200 167H201V164L203 163V165L202 166H205L204 165V163L206 164V166H207V164H208V159H209V161H211L212 160V158H214V156H212V153H213V155H214V152H215V149L218 147L219 148V150H217V151H219L220 152V155H219V157L221 158V159H219V157H217V159L218 160H223V159H225V158H222L223 156L224 157H227V153H229L228 152V150L227 149H225V148H227V146H228V149H229V147H230V145H229V143L228 144H226L227 142ZM249 141V143H247ZM44 142V143H43ZM48 142V143H47ZM51 142V143H50ZM61 142H66V145H65V143H61ZM115 142V143H114ZM165 142L167 143V144H165ZM192 142V143H191ZM197 142L195 143V144H197ZM213 142H215V143H213ZM222 142H224L225 143V148L222 146V145H224ZM234 142H236V144H234ZM247 143V144H244V143ZM257 142V143H256ZM260 142V143H259ZM27 143V144H26ZM35 143V144H34ZM46 143V144H45ZM55 143V144H54ZM77 143H79V144H77ZM101 143V144H100ZM109 143H111L112 144V146H111V144L109 145ZM122 143V144H121ZM123 143H125V146H124V144ZM151 143V142H150ZM171 143H173V144H171ZM187 143H188V145H187ZM201 143V144H200ZM214 144V145H217V147L216 146H214V145H208V144ZM256 143V144H255ZM30 144V145H29ZM34 146H33V145ZM53 144V145H52ZM82 144H84L83 145V147H84V151H82L83 153L86 151V150H88L89 151V149L91 148V151L93 152H91L90 154H89V152L87 151L86 153H82L81 152V145ZM116 144V145H115ZM122 146H121V145ZM204 144V145H203ZM241 144V145H240ZM257 144H259L258 146H257ZM20 145V146H19ZM28 145H29V147H28ZM47 145H49V147L47 146ZM101 145V146H100ZM120 145V146H119ZM136 147H134V146ZM160 145H162L160 148H159V146ZM175 146L174 148L172 147V146ZM201 145V146H200ZM205 145H207L206 147H205ZM237 145V147H235V146ZM243 145V146H242ZM245 145H248V149L249 150H247V151H245L244 150V148L246 147ZM26 146V147H25ZM32 146V147H31ZM41 146H44V147H41ZM51 146V147H50ZM52 146L54 147L53 149H52ZM59 148H58V147ZM61 146V147H60ZM77 146V147H76ZM86 146H88V148L86 147ZM94 146V147H93ZM98 146V147H97ZM132 146V147H131ZM190 146V147H189ZM239 146V147H238ZM15 147V148H14ZM34 147V148H33ZM39 147H40V149H39ZM57 147V148H56ZM82 147V148H83ZM86 147V148H85ZM100 147V148H99ZM124 147H125V149H124ZM127 147H131L130 149H131V151H128L129 150V148L127 149ZM154 147H156V150L154 149ZM205 147V148H204ZM210 147L211 148H213L214 149V151H213V149H212V151H211V149H210ZM224 149H223V148ZM230 147V148H231ZM244 147V148H243ZM253 149L252 151L253 152H251V148ZM261 147V148H260ZM22 150H21V149ZM36 148V149H35ZM43 148L45 149V150H43ZM49 148H50V150H49ZM65 148V149H64ZM75 148V149H74ZM77 148H78V150H77ZM96 148V149H95ZM101 148H102V150H101ZM103 148H104V150H103ZM113 148V149H112ZM133 148L135 149V150H133ZM177 148V149H176ZM7 149V150H6ZM26 149H27V151H26ZM119 149V150H118ZM136 149H139V151H137ZM160 149V150H159ZM165 149V150H164ZM209 149V150H208ZM231 149V150H232ZM259 151H257V150ZM35 150V151H34ZM38 150H39V152H43V153H38ZM76 152H75V151ZM111 150V151H110ZM116 150V151H115ZM122 150L123 151H126V153L125 152H122ZM187 150H188V152H190V153H188V154H191V153H193V154H191V155H189L188 156V159L190 160V157H192L191 158V160H190V162H191V164L193 165V168H192V166H191V164H190V162L189 163H187L189 160L187 159V157H186V155H188V154H186L187 153ZM224 150H227V152L225 151V155H221V154H224ZM6 151V152H5ZM21 151V152H20ZM58 151H60V152H58ZM73 151H74V153H73ZM79 151V152H78ZM107 151H108V153H107ZM110 151V152H109ZM113 151V152H112ZM129 152V154H130V152H131V154L130 155H132V153H136L137 152V155L139 156V154H140V156H139V158H141L140 159V161H138L139 160V158H137L138 156H136V154L134 155H132V156H136V157H130V155L128 156V152ZM152 151H154V152H152ZM159 151V152H158ZM163 151V152H162ZM208 151H211V153L209 152V154H211V155H209L208 154ZM237 151V152H236ZM245 151V152H244ZM249 151H250V153H249ZM263 151V152H262ZM28 152V153H27ZM36 152V153H35ZM51 152V153H50ZM61 152H63L62 154H61ZM70 152H72L71 154H69ZM78 152V153H77ZM99 152V153H98ZM104 152V153H103ZM121 152H122V154L125 156V158L128 156V159H131L132 158V161L130 160V161H127L128 159L126 158H124L123 156H122V154H121ZM157 152V153H156ZM170 152V151H169ZM181 152V153H180ZM200 152V153H201ZM222 152V153H221ZM243 152L245 153V155L243 154ZM262 152V153H261ZM24 153H26L25 154V156H27L28 155V157H25L24 156ZM38 153V154H37ZM65 153V154H64ZM67 153H68V155H67ZM77 153V154H76ZM87 153H88V156H87ZM102 153V154H101ZM107 153V154H106ZM111 155H110V154ZM139 153V154H138ZM141 153H142V155H143V157H141ZM180 153V155L183 157V159L179 156L178 157V154ZM246 153H248V154H246ZM3 154V155H2ZM37 154V155H36ZM43 154V155H42ZM64 154V155H63ZM84 155V157H86V159L84 160V162H83V157L81 158V156L80 155ZM92 154V155H91ZM126 154H127V156H126ZM166 154H168V155H166ZM175 153H173V155H174ZM254 155V156H252V155ZM48 155V156H47ZM59 155V156H58ZM61 155V156H60ZM63 155V156H62ZM66 155V156H65ZM69 155H71V156H69ZM75 155H77V156H75ZM89 155H91V156H93V158L91 157V156H89ZM115 155V156H114ZM122 157H121V156ZM150 155V156H149ZM242 155V156H241ZM246 155H248L249 156V159H248V156H247V158H245V156ZM32 156H34V157H32ZM39 156V157H38ZM44 156H46V157H44ZM57 156H58V159H57ZM98 156V157H97ZM101 156V157H100ZM106 156H108V157H106ZM146 156H148L150 159V161L149 160H147L148 158L146 157ZM171 156V157H170ZM194 156V157H193ZM209 156H212V158H210ZM237 156V157H236ZM251 156L252 157H254V158H251ZM21 157V158H20ZM36 157V158H35ZM38 157V158H37ZM52 157V158H51ZM54 157V158H53ZM56 157V158H55ZM66 157V158H65ZM77 157V158H76ZM144 157H146V158H144ZM151 157L153 158V161H155L156 160V162H151ZM167 157V158H166ZM173 157V158H172ZM178 157V160L176 159ZM262 157V158H261ZM22 158H25V161H23L22 160ZM27 158V159H26ZM39 158H41V159H39ZM75 158V159H74ZM90 160H88V159ZM92 158V159H91ZM99 158V159H98ZM100 158H102V159H100ZM106 158H107V160L108 161H114V162H112V164H113V166H112V164H111V162H106ZM123 158H124V160H123ZM136 158H137V161L138 162H140L139 164H142V165H140V166H143V168L142 167H140L139 166V164H138V162L136 161ZM142 158H143V161L145 162V161H147V162H145V163H148V164H144V162L143 161H141L142 160ZM165 158V159H164ZM180 158V159H179ZM184 158L186 159V161L187 162H185V160H184ZM206 158H208L207 160H206ZM19 159V160H18ZM28 159H29V161H28ZM31 159H33L32 160V162H31ZM68 159V160H67ZM104 159V160H103ZM119 159H122V160H119ZM134 159V160H133ZM155 159V160H154ZM168 159V160H167ZM172 159H174V161H172ZM202 160V162L200 161V160ZM217 159H215V160H217ZM236 159V160H235ZM247 159H248V161H250L249 163H247ZM251 159H253V160H251ZM262 159V160H261ZM22 160V161H21ZM39 160H40V162H39ZM45 160V161H44ZM50 160H52L53 162H51ZM61 160H63V161H61ZM65 160H67V162L65 161ZM73 160V161H72ZM82 161L81 163L79 162V161ZM96 160V161H95ZM126 160V161H125ZM165 160V161H164ZM167 160V161H166ZM171 160V161H170ZM185 162H183V161ZM199 160V161H198ZM234 160L237 162H234ZM39 162V164H38V162ZM47 161V162H46ZM70 161H72V162H70ZM77 161V162H76ZM85 161H86V164H85ZM88 161V162H87ZM92 161L94 162V163H92ZM98 161V162H97ZM103 161V162H102ZM105 161V162H104ZM135 161V162H134ZM168 161H169V163H168ZM180 161H182L183 163L182 164H187V166H189V164H190V166H191V168L190 167H187V166H185L186 167V169H185V167H184V165H182V168H180L182 171H183V169H184V174H189V176L191 177L189 180H188V178H189V176H186V175H184V176H186V178L184 177V176H182V177H184L183 179H182V181H184V179H185V181L187 182V180H188V182L187 183H189V185H186L187 183H185V182H182V181H177V178L179 177V179H181L180 177H181V174L180 173H182L183 174V172L180 170H177V168H179V167H181L180 166V163H178L177 164V162H180ZM212 161H214V160H212ZM212 161L211 162H209V164H212ZM245 161H246V163H245ZM253 161V162H252ZM21 162V163H20ZM48 162H51L50 163V165L51 166H49V163ZM56 162V163H55ZM58 162V163H57ZM90 162V163H89ZM127 162L129 163V164H131V167H130V165H128L127 164ZM133 164H132V163ZM160 163L159 165H157V164H155V163ZM163 164H162V163ZM172 162H176V163H172ZM198 162V163H197ZM199 162H201V163H199ZM240 162V163H239ZM244 162V163H243ZM262 162V163H261ZM31 163V164H30ZM34 163H37V164H34ZM66 163V164H65ZM68 163V164H67ZM72 165H71V164ZM82 163H84V164H82ZM96 163V164H95ZM102 163V164H101ZM105 163V164H104ZM109 163V164H108ZM135 163H137L138 164V166H136L135 165ZM151 163V164H150ZM172 163V164H171ZM214 163V162H213ZM24 164H25V167H24ZM27 164H29V165H27ZM46 164V165H45ZM58 164V165H57ZM63 164V165H62ZM80 165V167L81 166H83V167H79V165ZM87 164H89L88 166H87ZM91 164V165H90ZM95 164V165H94ZM117 166H116V165ZM156 165V167H157V169H161L160 171L159 170H157L156 169V167H155V165ZM176 164V165H175ZM195 164H197V165H195ZM199 164H200V166H199ZM208 164V166L211 168V170L213 169V166H214V164H212V165H209ZM216 164V163H215ZM235 164V165H234ZM242 164V165H241ZM19 165V166H18ZM36 165H38L37 167L39 168H37L36 167ZM55 165V166H54ZM57 165V166H56ZM65 165V166H64ZM68 165V166H67ZM69 165H71V166H69ZM86 165V166H85ZM100 165V166H99ZM104 165H105V167H104ZM109 165V166H108ZM119 165H121V166H119ZM124 165H128L129 167H130V169L128 168V166L127 167H125ZM147 166L148 168H146V169H149V172H147V173H149V175L151 174V172H152V174H151V177L153 178V179H151V177H149V175L147 176V175H142V174H140L141 172L143 173L144 172V170L143 169H145V167L144 166ZM151 165V166H150ZM162 165V166H161ZM177 165H179L178 167H175V166H177ZM219 165V164H218ZM217 164L215 165V166H218ZM244 165V166H243ZM252 165V166H251ZM260 165V166H259ZM22 166V167H21ZM41 166V167H40ZM49 166V167H48ZM54 166V167H53ZM93 166V167H92ZM108 167V169L109 168H111V172L114 174H110V173H107V172H110L109 170H107V169H105V168H107ZM115 166H116V168H115ZM119 166V167H118ZM135 166L137 167V169H139L138 167H140V168H142L141 169V171H140V169L137 171V169L135 168ZM149 166L151 167V168H153V166H154V171H153V169H150L149 168ZM160 166V168H158ZM214 166V167H215ZM240 168H239V167ZM247 166V167H246ZM18 169H17V168ZM24 167V168H23ZM32 167H34V168H32ZM53 167V168H52ZM58 167V168H57ZM66 167V168H65ZM75 167H76V169H75ZM91 167V168H90ZM123 167V169H124V171H123V169H121ZM132 167L133 168H135L136 170H134V169H132ZM173 167V168H172ZM262 167V168H261ZM14 168V169H13ZM29 168V169H28ZM43 168V169H42ZM52 168V169H51ZM61 168V169H60ZM65 168V169H64ZM87 168H89V169H87ZM100 168H102L101 169V171L103 170L104 171V169L105 170H107V171H105L107 174H109V175H111L112 177H110L109 178V175L107 176V174L106 175H104V176H106L105 178L107 179L106 181H104L105 180V178H104V180H102L103 178L101 177V175H99V174H103V172H101L100 171ZM104 168V169H103ZM112 168H114L113 170H112ZM125 168H127L126 170L128 171V170H130L131 171V169L133 170L132 172H138V173H136V174H134L135 175V177H136V180H140V182L142 183V184H140L141 186H137V184L135 185L134 183H135V178H134V176H133V173L132 172H130V171H126L125 170ZM163 168V169H162ZM165 168V169H164ZM170 168V169H169ZM187 168H188V170H187ZM218 167H215L213 170H212V172L215 170H218L217 169ZM234 168H235V170H234ZM250 168H253V169H250ZM256 168V169H255ZM33 169V170H32ZM60 169V170H59ZM67 169H69L70 171H68ZM74 169V170H73ZM83 169V170H82ZM85 169H87V170H89L90 172L88 173V171L87 170H85ZM98 169V170H97ZM145 169V170H146ZM155 169H156V171H159L158 173L157 172H155ZM191 169V171H189ZM192 169L194 170L195 169V171H193V173H194V177H192L191 175H193V173H191L192 172ZM197 169V170H198ZM220 169V168H219ZM234 171H233V170ZM17 170V171H16ZM19 170V171H18ZM29 170V171H28ZM54 170H56V171H54ZM64 170H65V172H64ZM97 170V171H96ZM117 170V171H116ZM119 170V171H118ZM143 170V171H142ZM152 170V171H151ZM177 170V171H176ZM187 170V171H186ZM21 171V172H20ZM35 171H37V172H35ZM40 171V172H39ZM50 171V172H49ZM59 171V172H58ZM87 171V173H85ZM91 171H92V173H93V175H91ZM95 171V172H94ZM115 173H114V172ZM121 171V172H120ZM126 171V173H124ZM140 171V172H139ZM163 171V172H162ZM169 171V172H168ZM171 171V172H170ZM249 171H250V173H249ZM9 172V173H8ZM15 172H16V174L18 175H14L15 174ZM27 172V173H26ZM34 172V173H33ZM52 172V173H51ZM54 172H56V173H54ZM71 172H72V174H71ZM100 172V173H99ZM105 172H104V174H105ZM118 172V173H117ZM130 172V174H128ZM154 172H155V175L157 176H155V175H153L154 174ZM175 172H179L178 174H180V176L179 175H175ZM187 172V173H186ZM229 172V173H230ZM11 173V174H10ZM54 173V174H53ZM58 173V174H57ZM64 173V174H63ZM99 173V174H98ZM176 173V174H177ZM249 173V174H248ZM21 174V175H20ZM22 174H24V175H22ZM31 174V175H30ZM33 174V175H32ZM37 174H40V175H37ZM56 174V175H55ZM90 175V178L92 177L93 179H94V181L92 180V178H91V180H90V178H89V175ZM95 174H96V176H98L99 178L101 177V181L99 180V178L98 177H95ZM98 174V175H97ZM122 174H124L125 175V178H123L124 177V175H122ZM126 174H128V177L129 176H131V177H133V179L131 178H128L127 177V175ZM138 174H140V176H138ZM145 174H146V172H145ZM158 174V175H157ZM187 174V175H188ZM196 174V175H195ZM202 175V176H197V175ZM242 174V175H241ZM245 174L247 175V176H245ZM260 174V175H259ZM27 175L29 176L28 178H27ZM61 177H60V176ZM70 175V176H69ZM74 175V176H73ZM121 177H120V176ZM141 175L143 176V177H141ZM153 175V176H152ZM161 175V176H160ZM205 175V176H204ZM225 175V179H224V182H225V180L228 178H230L229 176H226V173L224 174ZM240 175V176H239ZM244 175V176H243ZM256 175V176H255ZM12 176H16L17 178L20 176V177H22V179L21 180H23V178H25L24 179V181H21L20 183H22L21 184V186L22 185H24V183L23 182H25V185H24V188H23V186H22V189H21V187H20V185L18 184V182L19 181H17V179H16V181L15 182H17V184L19 185V187H20V189H19V187L18 186H15L16 185V183L14 182L13 183V180H15V178L13 179V177ZM32 176H34V177H32ZM36 176H37V178H36ZM58 176V177H57ZM69 176V177H68ZM96 178V180H95V178ZM103 176V175H102ZM103 176V177H104ZM117 176H119V177H117ZM145 176H147L146 178H145ZM176 176H178L177 178H175ZM197 176V178H195ZM243 176V177H242ZM260 176V177H259ZM39 177H40V179L41 180H39ZM74 177V178H73ZM83 177V178H82ZM84 177H86V178H84ZM109 179H108V178ZM119 179V180H117V178ZM138 177H141V179L144 181L145 180V184L147 183V181H149V183L148 184H144L143 182H142V180L141 179H139ZM156 177V178H155ZM162 179H161V178ZM171 177H173V178H171ZM13 180H12V179ZM19 178H18V180H19ZM26 178H27V180H26ZM80 178V179H79ZM123 179V181H121L122 179ZM126 178H128L127 180H125L126 182L124 183V179H126ZM138 178V179H137ZM149 178V179H148ZM155 178V179H154ZM175 178V179H174ZM8 179V180H7ZM10 179L12 180V183H10L9 181H10ZM33 179V180H32ZM87 181H89V182H87ZM110 179H112V180H110ZM130 179V180H129ZM165 179V180H164ZM151 180V181H150ZM153 180V181H152ZM198 180V181H197ZM206 180H205V182H206ZM261 180V181H260ZM30 181H32V182H34V183H32V182H30ZM36 181V182H35ZM68 181V182H67ZM78 181H79V183H78ZM91 181L94 183L95 182V185L93 184V183H91ZM104 181V182H103ZM129 181H130V183H133L132 185L131 184H129ZM159 181V182H158ZM168 181V182H167ZM174 181V182H173ZM177 181V182H176ZM195 181H196V183H195ZM202 181V182H201ZM2 182V183H1ZM29 182V183H28ZM84 182H86V184L84 183ZM98 182V183H97ZM99 182H100V184H101V186L99 185ZM114 183V184H112V183ZM116 182H118V183H116ZM151 182H153V183H151ZM181 183V184H179V183ZM198 182H201L202 183V185H201V183H198ZM223 182V183H224ZM239 182V183H238ZM250 182H251V184H250ZM7 183V184H6ZM11 184V187H9L10 186V184ZM38 185H37V184ZM78 183V184H77ZM90 183V184H89ZM96 183H97V185H96ZM122 183H124V184H122ZM160 183H162V185H160ZM182 183H184L183 184V186H182ZM233 185H232V184ZM259 183V184H258ZM15 184V185H14ZM31 184V185H30ZM75 184V185H74ZM92 184V185H91ZM105 184V185H104ZM108 186H107V185ZM116 184V185H115ZM120 184V185H119ZM127 184V185H126ZM150 184V185H149ZM153 184V185H152ZM165 184V185H164ZM170 184H171V186H170ZM174 184H176V185H174ZM206 184H208V183H206ZM232 186H231V185ZM239 184H240V186H239ZM262 184V185H261ZM7 185V186H6ZM13 185H14V187H16V188H18V190H17V194H16V188H14L13 187ZM30 185V186H29ZM37 185V186H36ZM77 185V186H76ZM79 185V186H78ZM81 185H83V186H81ZM99 185V186H98ZM118 185V186H117ZM128 186L127 188H128V190H130V191H128V190H126L125 192H127V194L125 193V192H121L120 190L121 189H123L122 191H124L126 188L124 187V186ZM144 185V186H143ZM154 185H155V187H154ZM184 185H186V186H188V187H184ZM221 185V186H222ZM238 185V186H237ZM26 186V187H25ZM34 186V187H33ZM74 186V187H73ZM88 186V187H87ZM92 186H94L95 188H93ZM96 186H98L99 187V189H98V187H96ZM134 187V190H132V188ZM137 186V187H136ZM147 186H148V192H145V191H147ZM163 186V187H162ZM173 186H175L176 188L178 187V190H176V188L174 187L173 188ZM189 186H191V187H189ZM193 186H195V187H197L198 186V191H196V188L194 189L193 188ZM203 188H202V187ZM231 186V187H230ZM238 188H237V187ZM246 186H248V187H246ZM255 186V187H254ZM14 188V190H10V188ZM28 187V188H27ZM76 187V188H75ZM86 187V188H85ZM93 189H92V188ZM102 187H103V189H102ZM116 187V188H115ZM119 188V190H118V188ZM130 187V188H129ZM143 187H145V189L143 188ZM152 187V188H151ZM172 188V190H176V192H178L179 190H184V191H186L187 192V190H186V188H188V193H189V195H188V193H184V191H182V192H180V193H184V194H182L183 195V197H182V195L180 194V193H175V192H173L172 190L171 191H167L166 189L167 188ZM184 187V188H183ZM211 187V188H210ZM218 187V188H217ZM241 187V188H240ZM12 188V189H13ZM75 188V189H74ZM77 188H78V190H77ZM80 188V189H79ZM91 189L92 191H90L89 189ZM125 188V189H124ZM137 189V193L140 195V197H138L137 196V194H135L136 193V189ZM142 188V189H141ZM153 188H154V190H153ZM156 188V189H155ZM160 188L161 189H163V190H160ZM170 188V189H171ZM189 188H190V191H195V193L196 194H194V196L195 197H193V193L192 192H190L189 191ZM82 189H83V191H82ZM85 189H87V190H85ZM95 189H96V191H95ZM97 189H98V191H100V192H102V194L100 193V192H98L97 191ZM105 189V190H104ZM111 189V190H110ZM113 189V190H112ZM144 189V191H143V194H140V193H142L141 191H140V193L138 192V190H143ZM193 189V190H192ZM199 189H201V190H199ZM220 189V191L221 192H223V194H224V196H223V194L219 191L218 193L220 194L221 193V195H219L218 196V193H216V191H218ZM247 189V190H246ZM256 189V190H255ZM7 190H8V192H7ZM24 190V191H23ZM26 190V191H25ZM28 190V191H27ZM71 190H73V191H71ZM89 190V191H88ZM132 190V191H131ZM159 192V190L161 191L160 192V194L157 192V191ZM169 190V189H168ZM174 190V191H175ZM211 190V191H210ZM214 190H216L215 191V193H212V192H214ZM34 191V192H33ZM77 191V192H76ZM82 191V192H81ZM85 191V192H84ZM93 191H95V193L96 192H98V193H96L98 196H99V198H97L98 196L95 194V195H93L94 193H93ZM107 191V192H106ZM109 191V192H108ZM118 193H117V192ZM163 191V192H162ZM25 192V195H22L23 193ZM67 192V193H66ZM68 192H69V194H68ZM76 192V193H75ZM89 192V193H88ZM112 192H114L116 195H117V199L119 200V198L120 199H122L123 197H127V199L130 201L129 203H128V201H126L125 199L123 200H119V202H121L122 203V201H123V204L124 203H126V204H122V206L120 205L121 203H116L115 204V202H117L116 200V198H114L113 199V197L115 196V194L114 193H112ZM119 192H120V194H122V193H125V194H122L121 196H123V197H120V194H119ZM132 192V193H131ZM135 192V193H134ZM168 192V194L169 193H171L170 195L171 196H168V194H166ZM198 192H200V193H198ZM201 192H203L204 193V195L205 196H199V195H203V193L201 194ZM230 192H231V194H230ZM244 192H246L245 194H244ZM3 193V194H2ZM13 193V194H12ZM32 193H33V195H32ZM36 193V194H35ZM66 193V194H65ZM71 193V194H70ZM104 193V194H103ZM145 193V194H144ZM147 193H149L148 195H147ZM176 194L177 195V197L175 196V195H173V194ZM197 193L199 194L198 196H199V199H198V197H197ZM226 193H228V194H226ZM241 193V194H240ZM75 195V196H71V195ZM85 194V195H84ZM110 194V195H109ZM119 194V195H118ZM132 194V195H131ZM167 195V197L165 196V198L163 197L164 195ZM185 194H187V196L185 195ZM226 194V195H225ZM5 195V196H4ZM9 195V196H8ZM27 195V196H26ZM31 195V196H30ZM69 195V196H68ZM78 195V196H77ZM80 195H82V196H80ZM88 195V196H87ZM90 195V196H89ZM93 195V196H92ZM124 195H126V196H124ZM143 195V196H142ZM150 195V196H149ZM158 195H160V196H158ZM163 195V196H162ZM172 195L174 196V197H176V198H173L172 197ZM263 195V196H262ZM8 196V197H7ZM12 196V197H11ZM36 196V197H35ZM66 196H68V197H66ZM94 196H96V197H94ZM109 196H111V197H109ZM131 196V197H130ZM133 196H135L134 197V202H133V200L132 199H130V198H132ZM145 196V197H144ZM179 196V197H178ZM184 196H186V198H187V200H186V198H185V201L184 202H187V204L186 203H184V202H182L183 200H184ZM188 196L190 197H192L193 198V200H191V197H190V199H188ZM221 196H223V197H221ZM228 196V197H227ZM230 196V197H229ZM233 196V197H232ZM26 197V198H25ZM29 197V198H28ZM34 197V198H33ZM40 197V198H39ZM92 199H91V198ZM116 197V196H115ZM130 197V198H129ZM138 197V198H137ZM141 197L143 198H148V197H150V199H152L153 200V198H154V200H156V201H151L150 200V202H156V205H154L153 203L151 204V206H150V202H149V200L147 199V201L149 202H147V201H145L144 200V198L142 199V200H144V201H142L141 200ZM156 197V198H155ZM157 197H159V199H157ZM169 197H171V199H167V198H169ZM196 197H197V199H196ZM205 197H207V199L205 198ZM209 197V198H208ZM213 197V198H212ZM218 197V198H217ZM220 197V198H219ZM22 198H23V200H22ZM28 198V199H27ZM70 198H72V199H70ZM82 198V199H81ZM83 198H85V199H83ZM97 198V199H96ZM139 198H140V200L143 202H140V200H139ZM161 198H164V199H161ZM174 200H173V199ZM180 200H179V199ZM194 198L196 199V200H194ZM203 198H204V200H203ZM211 198H212V200H211ZM215 198V200L213 201V199ZM229 198V199H228ZM239 198H241V199H239ZM247 198V199H246ZM13 199V200H12ZM25 199H27V200H25ZM74 199V200H73ZM75 199H77V200H75ZM89 199V200H88ZM104 199V200H103ZM107 199V200H106ZM116 199V200H115ZM138 199V200H137ZM178 199V200H177ZM181 199H182V201H181ZM201 199L203 200L202 201V203H201ZM220 199V200H219ZM19 200H20V202H19ZM32 200V201H31ZM41 202H40V201ZM73 200V201H72ZM86 201V202H83V201ZM94 200H96V201H98V202H95ZM102 200V201H101ZM113 200H115V202H112ZM138 201V202H136V201ZM158 200H159V202H160V200L161 201H163L166 205H167V207L165 206V204H164V207H161V206H163V202H161L162 203V205L158 202ZM165 200H166V202H165ZM171 200V201H170ZM191 200V201H190ZM205 200L206 201H208V202H205ZM225 200V201H224ZM230 200V201H229ZM232 200V201H231ZM5 201V202H4ZM14 201V202H13ZM39 201V202H38ZM82 201V202H81ZM91 201V202H90ZM99 201H100V203H99ZM105 201H107V202H105ZM167 201H169V203H171L172 201H173V203H175V202H177L178 201V203H175L176 205L177 204H181V205H178V206H176L175 204H173V203H171V204H169ZM175 201V202H174ZM179 201H181L184 205L182 206V203L181 202H179ZM193 201V202H192ZM197 201V204L195 203ZM198 201H199V203H198ZM210 201H213V202H210ZM2 202V203H1ZM10 202V203H9ZM13 202V203H12ZM16 202V203H15ZM33 202H35V203H33ZM131 202H133L132 204H131ZM210 202V203H209ZM215 202H216V204H215ZM241 202V203H240ZM5 203V204H4ZM6 203H8V204H6ZM27 203V204H26ZM30 203V204H29ZM93 203H95V204H93ZM114 203V204H113ZM128 203V204H127ZM140 203H142V204H140ZM146 203H148L147 205H146ZM158 203V204H157ZM189 203H191V204H189ZM192 203H193V205H194V209H191V208H193V205H192ZM203 203H206V205H207V207H206V205H204ZM210 205V208H212L211 210L210 209H208V207H209V205ZM211 203L213 204V205H211ZM223 203V204H222ZM225 203V204H224ZM235 203V204H234ZM237 203V204H236ZM255 203V204H254ZM262 203V204H261ZM26 204V205H25ZM81 204V205H80ZM88 204H89V206H92V207H89L88 206ZM97 204V206H95ZM113 204V206L114 205H116L117 206V204H119L118 206H121V208L120 207H116L115 206V210L117 211L118 209L117 208H120V209H122V207H123V210L125 211V214H124V211H120V213L118 214V211H117V215L119 216L120 214H121V212L123 213V216L122 217H125V215H126V219H128V221H129V224H130V222L132 221V222H134V223H132L131 222V224L129 225V224H127V229L124 231V227L126 226V222L128 223V221L125 219V218H122L121 216H119V218L121 217V219H125L123 222H122V220L120 219V223H119V221L118 222H116L117 220H116V218H114V216L116 215V214H114L115 213V211L113 210V208H112V205ZM129 204L132 206V209H130L131 211L133 210V209H136V210H138L139 211V209H140V207H141V209H140V211H141V214L142 215H140L139 213H140V211L138 212V211H136L135 210V213H133L134 212V210L132 211V213H133V216L135 217H133V216H131L132 215V213L131 212H128L129 214H130V216H129V214L128 213H126V210H127V208H128V206H129ZM145 205V208L143 207L144 205ZM159 204H160V207H157V208H159V210L157 209V208H154V207H156L157 205L159 206ZM169 204V205H168ZM202 206H201V205ZM222 204V205H221ZM238 204H239V206H238ZM3 205V206H2ZM7 205V206H6ZM13 205H14V207H13ZM17 205V206H16ZM21 205H23V207L21 206ZM101 205V206H100ZM105 205V206H104ZM127 205V207L125 208V206ZM134 205H136V208H133V206ZM174 205H175V207H174ZM188 205H190L189 207H187ZM195 205H198V206H195ZM201 207H200V206ZM220 205V206H219ZM224 205V206H223ZM12 208H11V207ZM20 206H21V209H20ZM29 206V207H28ZM104 206V207H103ZM131 206H129V207H131ZM138 206V207H137ZM186 206V207H185ZM4 207V208H3ZM6 207H8V208H6ZM27 207V208H26ZM88 207V208H87ZM99 207V208H98ZM112 209H111V208ZM146 207H147V211H146ZM148 207H150V208H148ZM178 207H179V209H178ZM182 207V208H181ZM204 209H206V210H204V212H202V211H200V210H202L203 208ZM206 207V208H205ZM239 207V208H238ZM9 208L10 209H12V210H17V212L16 211H14L15 213H12L13 211L11 210V212H9L10 210H9ZM42 210H41V209ZM92 208V209H91ZM105 208H107V209H105ZM138 208V209H137ZM151 208H153V209H151ZM162 208V209H161ZM166 208H167V210H166ZM171 208V209H170ZM187 208V209H186ZM197 208V209H196ZM198 208H200L199 210H198ZM217 208V209H216ZM221 208V209H220ZM236 208H237V210H236ZM40 209V210H39ZM109 209H111V210H113L114 212H112L111 210L109 211ZM126 209V210H125ZM145 209V210H144ZM155 209H157V211L156 212H154L155 211ZM164 209V210H163ZM185 209H186V213H185ZM196 209V210H195ZM207 209H208V211H207ZM229 209V210H228ZM9 210V211H8ZM25 210V211H24ZM52 210V211H51ZM85 210V211H84ZM96 210V211H95ZM128 210H129V208H128ZM161 210H163V211H161ZM174 210H177V211H174ZM179 210V211H178ZM181 210V211H180ZM189 210H191V211H189ZM195 210V211H194ZM217 210H219V211H217ZM6 211V212H5ZM20 211V212H19ZM30 211H33V212H30ZM153 211V212H152ZM189 211V212H188ZM193 211H194V213L195 212H197L198 211V213H200V212H202V214L200 213V215L198 214V213H196L197 214V216L199 217H197L196 218V214H194L193 213ZM205 211H207L208 213H210L209 214V217L210 218H208L207 216H205V214L206 215H208V213L206 212L205 213ZM212 211V212H211ZM223 211V212H222ZM240 211H241V213H240ZM263 211V212H262ZM4 212V213H3ZM19 212V213H18ZM25 212V213H24ZM35 212V213H34ZM49 212V213H48ZM110 214H109V213ZM137 212H138V217H137ZM144 212V213H143ZM150 212V213H149ZM160 212H162V213H160ZM166 212V213H165ZM176 212H177V214H176ZM178 212H180V213H178ZM215 212V213H214ZM228 212V213H227ZM232 212V213H231ZM2 213L4 214V215H2ZM10 213V214H9ZM23 213V214H22ZM39 215H38V214ZM41 213V214H40ZM89 213V214H88ZM91 213V214H90ZM108 213V214H107ZM152 213V214H151ZM154 213H157L156 215L154 214ZM159 213V214H158ZM169 213V214H168ZM185 213V214H184ZM192 213V216L190 215ZM203 213H205L204 215H203ZM221 213H223V214H221ZM227 213V214H226ZM230 213H231V215H230ZM237 213H239V215H235V214ZM8 216H7V215ZM11 214H13L12 216H11ZM15 214H16V216H15ZM20 214V215H19ZM25 214V215H24ZM28 215V217H27V215ZM112 214V215H111ZM128 214V215H127ZM145 214H147V217H146V220H144L143 218V220L144 221H142V219L141 220H136V219H139V218H141V217H144V215ZM172 214V215H171ZM189 214V215H188ZM217 214H219V215H217ZM232 214H233V216L236 218H234L233 216H232ZM243 214V215H242ZM260 214V215H259ZM23 215V216H22ZM38 215V216H37ZM108 217H107V216ZM116 215V216H117ZM152 217H151V216ZM158 215H163V216H158ZM183 215V216H182ZM194 215H195V218H193L194 217ZM202 215V216H201ZM223 215V216H222ZM227 216V221L230 219V216H232V218L230 219V222H231V225H230V222L228 221V222H226V217L225 216ZM230 215V216H229ZM7 216V217H6ZM27 217V218H25V219H23L24 217ZM31 216V217H30ZM82 216V217H81ZM115 216V217H116ZM118 216H117V218H118ZM154 216H156V217H154ZM187 216V217H186ZM203 216H205V218L203 217ZM213 216H214V218H213ZM238 216V217H237ZM19 217V218H18ZM20 217H23L21 220H25L24 221V223L22 224V226H21V222H23V221H21L20 220ZM38 217V218H37ZM66 217V218H65ZM69 217V218H68ZM112 217V218H111ZM133 217V219L131 220V218ZM144 217V218H145ZM151 217V218H150ZM159 217H160V221L162 222H160L159 221ZM163 219H162V218ZM167 217V218H166ZM173 218V219H171V218ZM191 217V222H190V219L189 218ZM204 218V220H206L207 221V219H210V222H208L210 225H208V223H205L206 221H203V219H201V221H199V219L200 218ZM223 217H225V220H224V218ZM257 217V218H256ZM17 218V219H16ZM35 218V219H34ZM81 218V219H80ZM87 220V223L86 222H84L85 221V219ZM156 218L158 219V220H156ZM185 219V221H184V219ZM207 218V219H206ZM241 220H240V219ZM243 218V219H242ZM9 219H10V223L11 224H14V223H12V221H14V220H11V219H15L16 220V222H15V224L12 226H9V225H7L8 223H7V221L9 222ZM83 219V220H82ZM90 219V220H89ZM130 219V220H129ZM150 219V220H149ZM170 219V221H168ZM178 219V220H177ZM179 219H180V221L182 222L181 223V226L182 227H180V222H179ZM186 219H187V221L188 222H190V223H186L187 221H186ZM259 219V220H258ZM30 220V221H29ZM67 220V221H66ZM109 220V221H108ZM114 220H115V223H114ZM136 220V221H135ZM152 220V221H151ZM154 220V221H153ZM197 220L199 221V222H197ZM234 220L235 221H237V222H235L234 223ZM252 220V221H251ZM258 220V221H257ZM4 223H3V222ZM18 221H21V222H19L18 223ZM29 223H28V222ZM79 221V222H78ZM80 221H82V222H80ZM142 221V222H141ZM155 221H156V223H155ZM160 223H159V222ZM168 221V222H167ZM178 221V222H177ZM192 221H194L193 222V224L195 223H198V226H197V224L195 225H193V224H191L192 223ZM209 221V220H208ZM241 221H243V222H241ZM6 222V223H5ZM91 222V223H90ZM106 222H108V223H106ZM112 222V223H111ZM138 222H140V223H138ZM143 222H145V224L143 223ZM165 224H164V223ZM177 222V223H176ZM185 222V223H184ZM202 222H204L203 223V225H202ZM3 223V224H2ZM28 223V224H27ZM35 223V224H34ZM86 225H84V224ZM136 223H138L139 224V226H137L138 224H136ZM153 223V225H151ZM175 223H176V225H175ZM179 223V224H178ZM201 223V224H200ZM4 224H5V226H4ZM27 224V227L25 226ZM38 225V227H37V225ZM109 224H110V226H109ZM121 224H123V227H122V225ZM133 224L137 227V229H138V227H140V225L142 226V224L144 225V226H142L141 227V231H140V229H138L139 231H137V229H136V227H135V229H134V227H133ZM155 224H157L156 226H155ZM178 224V225H177ZM182 224H189V227L188 226H186V225H184V226H186V228L184 229L183 228V225ZM190 224H191V226H190ZM251 224V225H250ZM254 224V225H253ZM3 225V226H2ZM6 225L8 226V228L6 227ZM16 225V226H15ZM24 225V226H23ZM30 225V226H29ZM36 225V226H35ZM81 225V226H80ZM84 225V226H83ZM105 225V226H104ZM115 225V226H114ZM121 225V226H120ZM125 225V226H124ZM129 225V226H128ZM159 225H161V227L162 228H160L159 227ZM163 225V226H162ZM208 225V228L207 227H205V226H207ZM236 225L237 226H239V227H236ZM20 228H18V227ZM74 226V228H72ZM106 226H108V227H106ZM116 226H118L117 228H116ZM145 226H146V228H145ZM150 226V227H149ZM155 226V227H154ZM171 228H170V227ZM194 226V227H193ZM197 226V227H196ZM203 227V232L201 233V231H200V229H202V227ZM211 226V227H210ZM250 226H252V228L250 227ZM254 226H257V228L255 227L254 228ZM81 227V228H80ZM101 227H103V229L101 228ZM121 227V229L123 230V232H122V230L121 229H119ZM154 227V228H153ZM174 227V228H173ZM191 227H193V228H191ZM195 227H196V229H195ZM200 227V228H199ZM222 227V228H221ZM4 228V229H3ZM76 228H77V230H76ZM86 228V229H85ZM91 228V229H90ZM100 228H101V230H100ZM105 228H107V229H105ZM111 228V229H110ZM126 228V227H125ZM177 228V229H176ZM15 229V231H13V230ZM18 229V230H17ZM37 229V230H36ZM84 229H85V231H84ZM109 229V230H108ZM115 229H118V231L117 230H115ZM157 229V230H156ZM171 229H173V230H171ZM182 229H184V230H182ZM187 229H189L188 231H187ZM192 229V230H191ZM193 229H195V230H193ZM197 229H199V230H197ZM211 229V230H210ZM251 229H252V231H251ZM5 230V231H4ZM11 230V231H10ZM23 230V231H22ZM32 230H35V232L34 231H32ZM73 230H75V231H77V232H75V231H73ZM83 230V231H82ZM103 230H105L106 232H104ZM136 230V231H135ZM177 230V231H176ZM180 230V231H179ZM186 230V231H185ZM209 230V231H208ZM7 231V232H6ZM17 231V232H16ZM25 231V232H24ZM27 231V232H26ZM70 231V232H69ZM82 233H80V232ZM103 233H102V232ZM111 231H113V232H111ZM120 231H121V233H120ZM147 231V232H146ZM174 231V232H173ZM183 232V231H185V233L188 235V234H190V232H191V234L192 235H189L188 237H187V235L185 234V233H180V232ZM190 231V232H189ZM14 232L16 233V234H14ZM20 232V233H19ZM25 234H24V233ZM109 232V233H108ZM115 232V233H114ZM117 232H119V233H117ZM126 232V233H125ZM138 232V233H137ZM142 232H143V235H142ZM195 232V236L193 235V233ZM198 232V233H197ZM200 232V233H199ZM207 232V233H206ZM222 232V233H221ZM250 232H251V234H250ZM6 233V234H5ZM9 233H11V234H13V236L11 235V234H9ZM34 233V234H33ZM68 233V234H67ZM76 233V234H75ZM81 234L80 236L78 235V234ZM88 233H90V234H88ZM116 233L118 234V235H116ZM139 234V235H136V234ZM159 233H160V235H159ZM174 233H175V235H174ZM180 233V234H179ZM197 233V234H196ZM218 233V234H217ZM224 233V234H223ZM240 233V234H239ZM253 233H255V234H253ZM262 233V234H261ZM22 234V235H21ZM63 234H66V235H64L63 236ZM88 234V235H87ZM99 234V235H98ZM102 236H101V235ZM114 234H115V236H114ZM126 234H128V235H126ZM141 234V235H140ZM185 234V235H184ZM226 234H228V235H226ZM243 234V235H242ZM14 235H15V237H14ZM24 235V236H23ZM34 235V236H33ZM59 235V236H58ZM71 235V236H70ZM76 235H78L79 236V238L76 236ZM92 235V236H91ZM105 235V236H104ZM113 235V236H112ZM124 235V236H123ZM134 235V236H133ZM146 235V236H145ZM178 235H179V237H178ZM181 235H183V238L185 237V239L187 238L188 239V243H186L187 242V240H186V242H185V239H183L184 240V242H183V240H182V238H181ZM196 235H198V237H196ZM210 235V236H209ZM218 235H220V236H218ZM224 235V236H223ZM2 236V237H1ZM4 236V237H3ZM7 236V237H6ZM19 236V237H18ZM33 236V237H32ZM68 236V237H67ZM75 236H76V238H75ZM91 236V237H90ZM109 236V237H108ZM121 236V237H120ZM131 236V237H130ZM138 236H142V238H144L143 240H141L140 238L141 237H138ZM145 236V237H144ZM156 236V237H155ZM160 238V240H159V238ZM167 236V237H166ZM176 236H177V238H176ZM190 236H192L193 237V239H190V238H192V237H190ZM221 236H223V237H221ZM228 236H229V238H231V239H229L228 238ZM252 236V237H251ZM23 237V238H22ZM31 237V238H30ZM61 237V238H60ZM65 237V238H64ZM72 239H71V238ZM107 237V238H106ZM115 237H116V239H115ZM120 237V238H119ZM135 237V238H134ZM153 237V238H152ZM190 237V238H189ZM195 237V238H194ZM204 237V238H203ZM218 237V238H217ZM243 237V238H242ZM2 238H3V241H2ZM5 238V239H4ZM7 238H9L8 240H6ZM57 238H58V240H57ZM70 238V239H69ZM75 238V239H74ZM80 238H82L81 239V242L80 241H78L77 239H80ZM91 238V239H90ZM130 238H132V239H130ZM136 238H139V239H136ZM157 238H158V240H157ZM172 238V239H171ZM181 240H180V239ZM202 238V239H201ZM225 238V239H224ZM240 238V239H239ZM246 238V239H245ZM253 238V239H252ZM263 238V239H262ZM27 239H29V240H27ZM31 239H33L32 241H31ZM65 239V240H64ZM88 239V240H87ZM110 239H111V241H110ZM113 239V240H112ZM129 239H130V241H129ZM155 239V240H154ZM179 240V241H177V240ZM189 239H190V242H189ZM196 239V240H195ZM7 242H6V241ZM12 240V241H11ZM13 240L15 241V242H13ZM35 240H36V242H35ZM57 240V241H56ZM96 240V241H95ZM97 240H98V242H97ZM116 240H118V241H116ZM120 240V241H119ZM121 240H122V242H121ZM136 240H137V242L138 243H141L139 240H141L142 241V243H143V241L145 240V242L141 245V244H137V242H136ZM162 240V241H161ZM192 240V241H191ZM194 240V241H193ZM211 240H212V242H211ZM226 240V241H225ZM244 241V242H242V241ZM5 241V242H4ZM27 241V242H26ZM64 241H65V243H64ZM78 241V242H77ZM86 241V242H85ZM104 241V243H102ZM110 241V242H109ZM135 241V242H134ZM158 242V243H156V242ZM176 241L177 242H179L178 244L176 243ZM183 242V244H182V242ZM199 241V242H198ZM203 241V242H202ZM205 241V242H204ZM217 241V242H216ZM227 241H228V243H227ZM247 241V242H246ZM253 241V242H252ZM10 242V243H9ZM13 242V243H12ZM35 242V243H34ZM66 242H68V243H66ZM71 242V243H70ZM88 242V243H87ZM107 242H109V243H107ZM195 242V243H194ZM201 242V244L200 245H198L199 243ZM4 243V244H3ZM7 243V244H6ZM15 243V244H14ZM52 243V244H51ZM56 243V244H55ZM64 243V244H63ZM80 243L82 244V246L80 245ZM83 243H85V244H83ZM87 243V244H86ZM105 243H107L106 245H105ZM116 243V244H115ZM121 243V244H120ZM132 243V244H131ZM133 243H135L134 245H133ZM148 243V244H147ZM153 243V244H152ZM156 243V244H155ZM160 243V244H159ZM180 243H181V245H180ZM184 243H185V245L186 246H183L182 247V245H184ZM191 243V244H190ZM192 243H193V245H192ZM262 243V244H261ZM10 244V245H9ZM21 244V245H20ZM26 244V245H25ZM27 244H29V245H27ZM39 244V245H38ZM74 244V245H73ZM78 244H79V247L80 248H78L77 246H78ZM97 244H98V246H97ZM112 244V245H111ZM115 244V245H114ZM129 244V246H127ZM145 244V245H144ZM167 244V245H166ZM196 244V245H195ZM230 244V246H228ZM18 245H20V246H18ZM57 245H58V247H57ZM68 245V246H67ZM76 245V246H75ZM109 245V246H108ZM132 245V246H131ZM139 246L138 248H137V246ZM147 245V246H146ZM156 245H157V247H156ZM177 245H178V248H177ZM189 245V248L187 247ZM3 246V247H2ZM11 246V247H10ZM16 246H18V247H16ZM50 246V247H49ZM104 246V247H103ZM108 246V247H107ZM134 246V247H133ZM151 246V247H150ZM154 246V247H153ZM179 246H181L182 247V250H180L181 249V247H179ZM203 246V247H202ZM213 246V247H212ZM223 247V250L225 249V251L227 252H225L224 251V253L223 252H220V251H216L217 249H221V247ZM20 247H22V248H20ZM56 247V250H53L54 248ZM72 247V248H71ZM123 247H124V249H123ZM129 247H131V248H129ZM147 247V248H146ZM167 247V248H166ZM194 247V248H193ZM201 247V248H200ZM205 247V248H204ZM217 248V249H215L214 250V248ZM218 247H220V248H218ZM227 247V248H226ZM231 247H233V248H231ZM256 247V248H255ZM7 248V249H6ZM11 248V249H10ZM30 248V249H29ZM51 248V249H50ZM53 248V249H52ZM58 248V249H57ZM65 248V249H64ZM109 248V249H108ZM111 248V249H110ZM159 248V249H158ZM185 248V249H184ZM188 248V249H187ZM192 250H191V249ZM212 248V249H211ZM10 249V250H9ZM35 249V250H34ZM51 251H50V250ZM106 249V250H105ZM132 249V250H131ZM136 249H140L139 250V252H136V251H138V250H136ZM142 249V250H141ZM152 251H151V250ZM178 251H177V250ZM187 249V250H186ZM207 249V250H206ZM231 249V250H230ZM240 249V250H239ZM246 251H244V250ZM2 250H4V251H2ZM6 250H8V251H6ZM58 250V251H57ZM61 250H63V251H61ZM67 250V251H66ZM73 250V251H72ZM82 250V251H81ZM150 250V251H149ZM156 250V251H155ZM157 250H158V252H157ZM168 250V251H167ZM180 250V251H179ZM183 250H185V251H183ZM210 250L212 251V253H210ZM249 252H248V251ZM10 251H12V252H10ZM18 251V252H17ZM22 251V252H21ZM38 251V252H37ZM50 251V252H49ZM52 251H56L54 254L52 253ZM78 251H80V253L78 252ZM140 251H141V253H140ZM161 251V252H160ZM181 251H183V252H181ZM208 251H209V253H208ZM239 251H240V253L242 254V253H244L245 252V256H248V257H244V254L243 255H241L240 253H239ZM5 252V253H4ZM17 252V253H16ZM28 252V253H27ZM31 252V253H30ZM33 252V253H32ZM75 252H77V253H75ZM129 252V253H128ZM132 252H134L133 254L135 255H133L132 254ZM177 252V253H176ZM179 252V253H178ZM216 254H214V253ZM229 252V253H228ZM2 253V254H1ZM8 253V254H7ZM19 253H21L20 255H19ZM25 253H27V254H25ZM50 253V254H49ZM53 255H52V254ZM63 253V254H62ZM66 253V254H65ZM71 255H70V254ZM140 254V255H138V254ZM151 253H152V255H151ZM164 253V254H163ZM200 253V254H199ZM206 253L208 254V257H206L207 255H206ZM222 253H223V255L226 253L227 254V258H226V263L225 262H223V261H225L224 259H225V256H222ZM246 253H248L247 255H246ZM250 253V254H249ZM4 254V255H3ZM59 254V256L57 257L56 255H58ZM64 254H65V256H64ZM76 254V255H75ZM129 254H131L130 255V258L131 259H129V255L127 256V255ZM169 254H171V255H169ZM188 254V255H187ZM205 256H204V255ZM209 254L211 255V256H213L212 258H211V256H209ZM219 254V256H217ZM225 254V255H226ZM234 254V255H233ZM10 255H12V256H10ZM16 255H17V257H16ZM28 255V256H27ZM31 255V256H30ZM33 255V256H32ZM67 255V256H66ZM75 255V256H74ZM147 255H149L150 256V258L147 256ZM162 255V256H161ZM167 255H169L168 257H167ZM178 255V256H177ZM184 255V256H183ZM187 255V256H186ZM194 255V257H192ZM201 257H200V256ZM203 255V256H202ZM221 255V256H220ZM9 256V257H8ZM57 257L58 258V260H57V258H56V260H54V257ZM71 256V257H70ZM127 256V257H126ZM133 256V257H132ZM143 256V257H142ZM181 256V257H180ZM187 258H186V257ZM196 256H198V257H200V258H197ZM215 256H217L216 258L217 259H215ZM234 256V257H233ZM239 258H238V257ZM242 256V257H241ZM12 257V258H11ZM14 257V258H13ZM24 257V258H23ZM36 257V258H35ZM53 257V258H52ZM148 257V258H147ZM162 257V258H161ZM166 257V258H165ZM171 257V258H170ZM175 257V258H174ZM191 257V258H190ZM204 257V258H203ZM13 259V260H11V259ZM17 258V259H16ZM20 258H21V260H20ZM52 258V259H51ZM138 258V259H137ZM144 258V259H143ZM147 258V259H146ZM178 258H180V259H178ZM206 258V261L204 260ZM211 258V259H210ZM247 259V261H248V263H247V261L244 263V259ZM124 259V260H123ZM142 259H143V261H142ZM151 259V260H150ZM164 260V262H162L163 260ZM173 261H172V260ZM209 259V260H208ZM238 259V260H237ZM6 260V261H5ZM35 260H37V261H35ZM52 260V261H51ZM66 260V261H65ZM127 260H128V262H127ZM179 262H178V261ZM216 260H217V263H216ZM230 260V261H229ZM235 262H234V261ZM242 262H241V261ZM250 260V261H249ZM1 261H2V263H1ZM12 261H14V262H12ZM26 261V262H25ZM39 261V262H38ZM170 261H172V262H170ZM189 261H191V262H189ZM195 261V262H194ZM211 261V262H210ZM229 261V262H228ZM38 262V263H37ZM45 262V263H44ZM58 262V263H57ZM61 262V263H60ZM63 262V263H62ZM140 262V263H139ZM176 262V263H175ZM178 262V263H177ZM206 262V263H205ZM210 262V263H209ZM233 262V263H232Z\"/></svg>",
    "mask_w": 264,
    "mask_h": 264
},
{
    "label": "bare ground",
    "instance_id": "2",
    "mask_svg": "<svg viewBox=\"0 0 264 264\" xmlns=\"http://www.w3.org/2000/svg\"><path fill=\"white\" fill-rule=\"evenodd\" d=\"M20 1H21V0H20ZM39 1H40V0H39ZM105 1H106V0H105ZM146 1H147V0H146ZM155 1H156V0H155ZM184 1H185V0H184ZM188 1H190V0H188ZM191 1H192V0H191ZM191 1H190V3H191ZM221 1H222V0H221ZM237 1H239V0H237ZM245 1H246V0H245ZM253 1H254V0H253ZM253 1H251V2H253ZM255 1H258V0H255ZM262 1H263V0H262ZM34 2H36V1L34 0ZM46 2H47V0H46ZM117 2H119V3H117V4H118V7H119V5H120V6H121V5L123 6V4H125V6H126L127 8H128L129 6H134V5H135V4H134V0H119V1H117ZM120 2L123 3V4H120ZM158 2H159V1H158ZM160 2L162 3V0H160ZM164 2H166V1H163L162 4H163V7L166 6V9H167V6H169V7L171 6V5H169V4L166 5L167 3L164 4ZM167 2H168V1H167ZM205 2H207V1H205ZM222 2H223V1H222ZM230 2H231V1H230ZM230 2L227 1L228 5H230V4H229ZM0 3H1V2H0ZM20 3H21V2H20ZM23 3H24V2H23ZM47 3H48V2H47ZM56 3H58V2L56 1ZM59 3H60V2H59ZM59 3H58V5H59ZM61 3H63V2H61ZM61 3H60V4H61ZM107 3H108V2H107ZM146 3H147V2H146ZM171 3H172V2H171ZM173 3H174V2H173ZM176 3H177V2H176ZM178 3H181V1L179 2V0H178ZM185 3H186V2H185ZM194 3H195V2H194ZM194 3H193V4H194ZM248 3H249V2H248ZM248 3H247V4H248ZM255 3H256V2H255ZM259 3H260V2H259ZM29 4H30V3H29ZM29 4H28V6H29ZM33 4H34V3H32V5H33ZM111 4H112V3H111ZM133 4H134V5H133ZM162 4H161V5H162ZM174 4H175V3H174ZM181 4H184V3H181ZM196 4H197V3H196ZM198 4H199V3H198ZM225 4H226V3H225ZM232 4H233V3L231 2V5H232ZM235 4H236V3H235ZM235 4H234V5H235ZM240 4H241V3H240ZM245 4H246V3H245ZM20 5H21V4H20ZM50 5H51V4H50ZM55 5H56V4H55ZM141 5H142V4H141ZM144 5H146V4H144ZM148 5H149V4H148ZM172 5H173V4H172ZM176 5H177V4H176ZM178 5H179L178 8L182 7V6H180V4H178ZM190 5H191V4H190ZM212 5H213V4H212ZM222 5H223V4H222ZM231 5H230V6H231ZM234 5H233V6H234ZM262 5H263V3H262ZM23 6H24V5H22V7H23ZM26 6H27V5H26ZM34 6H35V5H34ZM106 6H107V5H106ZM157 6H158V5H157ZM174 6H175V5H174ZM197 6H198V5H197ZM213 6H214V5H213ZM220 6H221V4H220ZM230 6H229V7H230ZM259 6H260V5H259ZM263 6H264V5H263ZM38 7H39V6H38ZM41 7H42V6H41ZM41 7H40V8H41ZM51 7H52V6H51ZM53 7H54V6H53ZM123 7H124V6H123ZM159 7H160V6H159ZM163 7H162V9H164ZM176 7H177V6H176ZM188 7H189V3H188ZM193 7H195V6H192V8H193ZM210 7H211V6H210ZM227 7H228V6H227ZM235 7H236V6H235ZM242 7H244V6H242ZM254 7H255V5H254ZM260 7H261V6H260ZM28 8H29V7H28ZM108 8L111 10V8H110L109 6H108ZM127 8H126V9H127ZM190 8H191V7H190ZM225 8H226V7H225ZM240 8H241V7H240ZM248 8H249V7H248ZM257 8H258V7H257ZM257 8H256V10H257ZM34 9H35V8H34ZM126 9H125V11H126ZM173 9H175V8H173ZM183 9H185L184 6H183ZM201 9H202V8H201ZM201 9H200V11H201ZM203 9H204V8H203ZM227 9H229V8H227ZM227 9H225V10H227ZM230 9H231V7H230ZM233 9H236V8H233ZM233 9H231V10H233ZM237 9H238V8H237ZM237 9H236V10H237ZM243 9H244V8H243ZM243 9H242V10H243ZM246 9H247V8H246ZM261 9H262V7H261ZM261 9H259V11H260ZM263 9H264V7H263ZM263 9L260 11V13H258V12H257V13L261 15ZM26 10H28V9H26ZM38 10H39V9H38ZM51 10L53 11L54 9H51ZM157 10H158V9H157ZM159 10L162 11L160 8H159ZM164 10H165V9H164ZM169 10H171V8H170ZM187 10H188V9H187ZM191 10H193V9H190L189 11H191ZM213 10H214V9H213ZM220 10H221V9H220ZM223 10H224V9H223ZM252 10H253V9H252ZM252 10H251V11H252ZM256 10H254V11H256ZM54 11H55V10H54ZM118 11H119V10H118ZM130 11H131V10H130ZM139 11H140V10H139ZM160 11H159V12H160ZM167 11H168V9L165 11V13H166ZM172 11H174V10H172ZM177 11H178V10H177ZM180 11H182V8L180 9ZM227 11H228V10H227ZM227 11H226V13H227ZM239 11H240V10H239ZM254 11H253V12H254ZM24 12H25V11L23 10V15H24ZM37 12H38V11H37ZM119 12H120V11H119ZM157 12H158V11H157ZM159 12H158V14H159ZM162 12H163V11H162ZM162 12H160V14H162ZM191 12H192V11H191ZM215 12H216V11H215ZM230 12H231V11H230ZM233 12H235V10H234ZM236 12H237V11H236ZM240 12H242V11H240ZM247 12H249V11H247ZM25 13H26V12H25ZM112 13L114 14V12H112ZM168 13H169V12H168ZM171 13H172V12H171ZM171 13H170V14H171ZM180 13H181V12H180ZM189 13H190V12H189ZM212 13H213V12H212ZM221 13H222V12H221ZM226 13H225V14H226ZM245 13H246V11H245ZM263 13H264V11H263ZM263 13H262V16H263ZM26 14H28V13H26ZM39 14H40V12H39ZM115 14H116V13H115ZM117 14H118V13H117ZM120 14H121V13H120ZM123 14H124V13H123ZM128 14H129V12H128ZM128 14H126V15H128ZM163 14H164V12H163ZM163 14H162V15H163ZM170 14H169V15H170ZM178 14H179V13H178ZM178 14H177V15H178ZM210 14H211V13H210ZM216 14H217V13H216ZM218 14H219V12H218ZM218 14H217V15H218ZM229 14H230V13H229ZM231 14H233V13H231ZM241 14H242V13H241ZM1 15H2V14H1ZM118 15H119V14H118ZM126 15H125V16H126ZM166 15H167V14H166ZM177 15H175V18L178 17ZM181 15H182V14H181ZM188 15H189V14H188ZM191 15H192V14H191ZM193 15H194V14H193ZM193 15H192V16H193ZM213 15H214V14H213ZM213 15H212V16H213ZM242 15H243V14H242ZM254 15H255V14H254ZM31 16H32V15H31ZM36 16H37V15H36ZM119 16H120V15H119ZM119 16H118V17H119ZM148 16H149V13H148ZM153 16H154V15H153ZM159 16H161V15H159ZM173 16H174V15H173ZM182 16H183V15H182ZM231 16H232V15H231ZM233 16H234V15H233ZM256 16H257V14H256ZM5 17H6V16H5ZM32 17H33V16H32ZM56 17H57V16H56ZM113 17H114V15H113ZM116 17H117V16H116ZM130 17H131V16H130ZM150 17H151L150 19H153L152 16H150ZM157 17H158V16H157ZM161 17H162V16H161ZM161 17H160V18H161ZM166 17H167V16H166ZM187 17H188V16H187ZM195 17L198 18L197 16H195ZM222 17H223V16H222ZM224 17H225V16H224ZM224 17H223V18H224ZM234 17H235V16H234ZM253 17H255V16H253ZM16 18H17V17H16ZM18 18H19V17H18ZM58 18H60V17H58ZM154 18H155V17H154ZM178 18H179V17H178ZM191 18H193V17H191ZM218 18H219V16H218ZM218 18H217V19H218ZM225 18H226V17H225ZM235 18H236V17H235ZM242 18H243V17H242ZM250 18H251V17H250ZM257 18H258V17H257ZM53 19L55 20V18H52V21H53V23H55V24H59V22H60L61 20L63 21V18H62V19L60 18L61 20L58 19L59 22H58V20H55V21H54ZM121 19H122V18H121ZM163 19H164V18H163ZM165 19H166V18H165ZM165 19H164V20H165ZM168 19H170V18H168ZM172 19H173V18H172ZM180 19H181V18H180ZM227 19H228V18H227ZM253 19H254V18H253ZM19 20H20V19H19ZM21 20H22V19H21ZM23 20H24V19H23ZM26 20H27V19H26ZM32 20H33V19H32ZM134 20H135V19H134ZM164 20H163V22L165 23ZM173 20L175 21V19H173ZM176 20H177V19H176ZM192 20H194V19H192ZM196 20L198 21V19H196ZM225 20H226V19H225ZM233 20H234V19H233ZM260 20H261V19H260ZM35 21H36V20H35ZM45 21H46V20H45ZM48 21H49V20H48ZM52 21H51V24H52V25H51V24H49V25H50V26H55V24H53ZM120 21H121V20H120ZM132 21H133V20H132ZM152 21H153V20H152ZM154 21H155V20H154ZM156 21H160L159 18H156ZM174 21H172V22H174ZM222 21L224 22V20H222ZM244 21H245V19H244ZM244 21H243V22H244ZM257 21H258V20H257ZM16 22H18V21H16ZM19 22H20V21H19ZM42 22H43V21H42ZM149 22H151V21H149ZM160 22H162V21H160ZM170 22H171V21H170ZM179 22H180V21H179ZM186 22H187V20H186ZM189 22H191V21L189 20ZM216 22H217V21H216ZM218 22H219V21H218ZM254 22H255V21H254ZM260 22H262V21H260ZM12 23H13V22H12ZM120 23H121V22H120ZM132 23H133V22H132ZM154 23H156V22H154ZM154 23H153V25H155ZM157 23H158V22H157ZM191 23H192V22H191ZM257 23H258V22H257ZM1 24H2V23H1ZM1 24H0V25H1ZM3 24H4V23H3ZM3 24H2V25H3ZM40 24H41V23H40ZM47 24H48V23H47ZM96 24H98V23H96ZM149 24L151 25L152 23H149ZM168 24H169V23H168ZM218 24H219V23H218ZM220 24H221V23H220ZM224 24H225V23H224ZM227 24H228V23H227ZM227 24H226V27H227ZM254 24H255V23H254ZM261 24H263V23H261ZM2 25H1V26H2ZM98 25H99V24H98ZM186 25H187V24H186ZM194 25H195V24H194ZM1 26H0V27H1ZM23 26H24V24H23ZM25 26H26V25H25ZM33 26H34V25H33ZM43 26H44V25H43ZM43 26H42V27H43ZM45 26H47V25H45ZM50 26H49V27H50ZM56 26H58V25H56ZM56 26H55V27H56ZM179 26H180V25H179ZM182 26H184L183 23H182ZM234 26H235V25H234ZM256 26H257V24L255 25V27H256ZM5 27H6V26H5ZM16 27L18 28V24L16 25ZM39 27H40V26H39ZM42 27H41V28H42ZM98 27H99V26H98ZM176 27H177V26H175V28H176ZM184 27H185V26H184ZM196 27H197V26H196ZM215 27H216V26H215ZM219 27H220V26H219ZM219 27H217V28H219ZM223 27H224V26H223ZM238 27H239V25H238ZM253 27H254V26H253ZM1 28H2V27H1ZM3 28H4V27H3ZM50 28H51V27H50ZM50 28H49L48 30H50ZM182 28H183V27H182ZM217 28H216V31H217ZM230 28H231V27H230ZM18 29H19V28H18ZM21 29H22V28H21ZM52 29H53V28H52ZM52 29H51V30H52ZM59 29L61 30V28H59ZM214 29H215V28H214ZM255 29H256V30H254V31H257L258 26H257ZM42 30H43V29H42ZM42 30H41V31H42ZM46 30H47V29H46ZM166 30H167V29H166ZM169 30H170V29H169ZM169 30H168V31H169ZM219 30H220V29H219ZM232 30H233V28H232ZM260 30H261V29H260ZM19 31H20V30H19ZM19 31H18V33L21 32V31H20V32H19ZM22 31H23V30H22ZM36 31H37V30H36ZM52 31H53V30H52ZM54 31H56V30H54ZM174 31H175V30H174ZM221 31H222V30H221ZM224 31H225V30H224ZM263 31H264V30H263ZM11 32H12V31H11ZM27 32H28V30H27ZM58 32H59V31H58ZM170 32H171V31H170ZM170 32H169V34H172V33H173V32H172V33H170ZM176 32H177V31H176ZM217 32H218V31H217ZM222 32H223V31H222ZM226 32H227V30H226ZM15 33H16V32H15ZM25 33H26V32H25ZM31 33H32V32H31ZM46 33H47V32H46ZM52 33H53V32H52ZM178 33H179V31H178ZM178 33H177V34H178ZM218 33H219V32H218ZM223 33H224V32H223ZM229 33H230V32H229ZM258 33H260V32H258ZM262 33H263V32H262ZM262 33H261V34H262ZM2 34H3L2 29H0V43H1V41H3V40H2V37H3ZM26 34H27V33H26ZM39 34H40V33H39ZM42 34H43V33H42ZM47 34H48V33H47ZM54 34H55V33H54ZM56 34H57V33H56ZM174 34H175V33H174ZM215 34H217V33H215ZM18 35H19V34H18ZM20 35H21V34H20ZM188 35H189V34H188ZM223 35H224V34H223ZM229 35L231 36V34H229ZM4 36H5V35H4ZM25 36H26V35H25ZM25 36H24V37H25ZM40 36H41V34H40ZM44 36H45V35H44ZM63 36H64V35H63ZM63 36H62V37H63ZM174 36H175V35H174ZM176 36H177V35H176ZM176 36H175V37H176ZM217 36H218V35H217ZM221 36H222V35H221ZM236 36H237V35H236ZM258 36H259V35H258ZM28 37H30V36L28 35ZM41 37H42V36H41ZM49 37H51V35H50ZM215 37H216V35H215ZM222 37H223V36H222ZM260 37H261V36H260ZM38 38H39V37H38ZM38 38H36V39H37V40H40V39H38ZM55 38H56V37H55ZM55 38H54V39H55ZM58 38H59V36H58ZM211 38H212V37H211ZM216 38H217V37H216ZM220 38H221V37H220ZM231 38H232V37H231ZM261 38H262V37H261ZM26 39H28V38H26ZM36 39H35V40H36ZM52 39H53V37H52ZM52 39H51L50 41H52ZM28 40L31 41V39H28ZM41 40H42V39H41ZM47 40H48V38H47ZM58 40H59V39H58ZM60 40H61V39H60ZM165 40H168V39H165ZM180 40H181V39H180ZM190 40H191V39H190ZM213 40H214V39H213ZM217 40H218V38H217ZM219 40H220V39H219ZM234 40H235V39H234ZM260 40H261V39H260ZM260 40H258V41H260ZM33 41H34V39H33ZM48 41H49V40H48ZM48 41L46 42L47 44H49ZM172 41H174V40H172ZM214 41H216V40H214ZM19 42H20V41H19ZM36 42H37V41H36ZM39 42H40V41H39ZM55 42H56V41H55ZM59 42H60V41H59ZM166 42H167V41H166ZM204 42H205V41H204ZM230 42H231V41H230ZM261 42H262V41H261ZM2 43H3V42H2ZM2 43H1V44H2ZM11 43H12V42H11ZM11 43H10V44H11ZM32 43H33V42H32ZM37 43H38V42H37ZM168 43H169V42H168ZM170 43H171V42H170ZM170 43H169V44H170ZM208 43H209V42H208ZM232 43H233V48H235V49H241L240 46H239L240 44H238L239 42L234 41V42H232ZM21 44H22V43H21ZM26 44H27V43H26ZM51 44H52V43H51ZM55 44H58V43H55ZM155 44H156V43H155ZM172 44H174V43H172ZM211 44H212V43H211ZM35 45H36V44H35ZM44 45H46V44H44ZM49 45H50V44H49ZM49 45L42 46V48H44V47L46 48V47H48ZM53 45H54V44H53ZM53 45H52V46H53ZM33 46H34V45H33ZM39 46H40V44H39ZM52 46L50 45V47H48L49 50H48L47 52H49V51L52 49ZM57 46H58V45H57ZM152 46H153V45H152ZM152 46H151V47H152ZM157 46H158V44H157ZM157 46H156V48H157ZM195 46H196V45H195ZM206 46H207V45H206ZM241 46H242V44H241ZM2 47H3V45H2ZM35 47H36V46H35ZM35 47H34V48H35ZM40 47H41V46H40ZM54 47H55V46H54ZM153 47H155V46H153ZM159 47H160V46H159ZM207 47H208V46H207ZM209 47H210V46H209ZM217 47H219V46H217ZM243 47H244V46H243ZM45 48H44V49H45ZM48 48H46V49H48ZM50 48H51V49H50ZM156 48H155V49H156ZM161 48H162V46H161ZM165 48H166V46H165ZM165 48H164V49L162 48L163 50H162V49H159V50H160V51H161V50H162V51H165ZM171 48H172V47H171ZM188 48H189V47H188ZM191 48H192V47H191ZM4 49H5V48H4ZM13 49H14V48H13ZM46 49H45V50H46ZM152 49H154V48H152ZM155 49H154V50H155ZM167 49H168V48H167ZM167 49H166V51H167ZM169 49H170V47H169ZM235 49H234V50H235ZM252 49H253V48H252ZM6 50H7V49H6ZM30 50H31V49H30ZM33 50L36 51V49H33ZM45 50H44V51H45ZM150 50H151V49H150ZM170 50H171V49H170ZM181 50H182V49H181ZM192 50H193V49H192ZM230 50H231V49H230ZM230 50H229V51H230ZM9 51H10V50H9ZM18 51H19V50H18ZM20 51H21V50H20ZM39 51H40V49H39ZM155 51H156V50H155ZM162 51H161V52H162ZM175 51H176V50H175ZM185 51H186V50H185ZM188 51H189V49H188ZM206 51H207V50H206ZM208 51H209V50H208ZM4 52H6V51H4ZM12 52H13V51H12ZM37 52H38V51H37ZM52 52H53V51H52ZM197 52H198V50L196 51V53H197ZM244 52H245V51H244ZM24 53H25V52H24ZM40 53H43V51L40 52ZM45 53H46V52H44L43 54H45ZM50 53H51V52H50ZM149 53H151V51H150ZM157 53H158V52H157ZM163 53H164L163 55H165L166 52H163ZM167 53H168V51H167ZM175 53H176V52H175ZM203 53H204V52H203ZM233 53H234V52H233ZM235 53H237V51H236ZM238 53H239V52H238ZM2 54H3V53H2ZM25 54H26V53H25ZM56 54H57V53H56ZM186 54H187V53H186ZM186 54H185V55H186ZM197 54H198V53H197ZM252 54H253V53H252ZM36 55H37V54H36ZM52 55H54V54H52ZM52 55H51V56H52ZM145 55H146V54H145ZM149 55H150V54H149ZM185 55H184V57H186ZM187 55L189 56V54H187ZM203 55H205V54H203ZM210 55H211V54H210ZM240 55H241V54H240ZM242 55H243V54H242ZM250 55H251V54H250ZM254 55H255V54H254ZM23 56H24V55H23ZM25 56H26V55H25ZM41 56H42V55H41ZM49 56H50L49 53H48V56H47V53H46V54H45L44 56H42V57H48V58H49ZM54 56H55V55H54ZM140 56H142V55H140ZM159 56H160V55H158V57H159ZM161 56H162V55H161ZM166 56H167V54H166ZM175 56H176V55H175ZM175 56H174V57H175ZM193 56H194V55H193ZM205 56H206V55H205ZM205 56H204V57H205ZM9 57H10V59H11V58L14 57V55L11 53V54L9 55ZM34 57L36 58V56H34ZM39 57H40V56H39ZM55 57H56V56H55ZM55 57H54V60H55ZM142 57H143V56H142ZM148 57H149V56H148ZM154 57H155V56H154ZM170 57H171V56H170ZM233 57H234V56H233ZM235 57H236V56H235ZM251 57H252V56H251ZM261 57H262V56H261ZM1 58H3V56L1 55V50H0V60H1ZM52 58H53V57H52ZM52 58H51V61L53 60ZM137 58H138V57H136V59H137ZM155 58H156V57H155ZM155 58H154V59H155ZM164 58L167 59L168 57H164ZM182 58H183V57H182ZM191 58H192V57H191ZM197 58H200V57H197ZM202 58H203V57H202ZM37 59H40V60H41V57H40V58H37ZM46 59H47V58H46ZM130 59H131V58H130ZM130 59H129V60H130ZM136 59H135V60H136ZM142 59H143V58H142ZM142 59H141V60L139 59V60H140V63H141V61L143 62L144 60H146V59H144V60H142ZM147 59H148V58H147ZM149 59L151 60V57H150ZM157 59H158V58H157ZM162 59H163V57H162ZM166 59H165V60H166ZM170 59H171V58H170ZM170 59H169L168 61H170ZM194 59H195V57H194ZM194 59H193V62H194ZM203 59H204V58H203ZM206 59H208V58H206ZM223 59H224V58H223ZM236 59H237V58H236ZM245 59H246V58H245ZM6 60H7V59H5V61H6ZM29 60H30V59H29ZM42 60H43V59H42ZM48 60H49V59H48ZM54 60H53V61H54ZM119 60H120V58H119ZM126 60H127V59H126ZM131 60H133V59H131ZM137 60H138V59H137ZM139 60H138V61H139ZM155 60H156V59H155ZM163 60H164V59H163ZM180 60H182V59L180 58ZM184 60H187V58L184 59ZM188 60H189V59H188ZM198 60H201V59H197V61H198ZM204 60H205V59H204ZM227 60H228V59H226V62H227ZM229 60H230V59H229ZM250 60H252V58H251ZM1 61H2V60H1ZM7 61H8V60H7ZM7 61H6V63H4V64H7ZM61 61H62V60H61ZM61 61H59V62H61ZM153 61H154V60H153ZM158 61H159V59H158ZM171 61H172V60H171ZM195 61H196V59H195ZM211 61H212V60H211ZM218 61H219V60H218ZM222 61H223V60H222ZM224 61H225V59H224ZM234 61H235V60H234ZM2 62H4V61H2ZM10 62H11V60H10ZM20 62H21V61H20ZM33 62H34V61H32V63H33ZM36 62H37V61H36ZM38 62H40L39 64H40V67H41V66H42V65H41V62H43V61H39V60H38ZM45 62H48V61H46V60L44 59V64H45ZM124 62H125V61H124ZM144 62H146V61H144ZM183 62H185V61H183ZM183 62H182V63H183ZM187 62H188V61H186V63H187ZM190 62L192 63V61H190ZM204 62H205V61H204ZM204 62H202V64H203ZM216 62H217V61H216ZM261 62H262V61H261ZM28 63H29V62H28ZM52 63H53V62H52ZM134 63H135V62H134ZM140 63H139V64H140ZM175 63H176V62H175ZM197 63H198V62H197ZM218 63H219V62H218ZM220 63H221V62H220ZM223 63H224V62H223ZM237 63H238V62L236 61V64H237ZM0 64H1V63H0ZM35 64H37V63H35ZM42 64H43V63H42ZM47 64H48V63H47ZM53 64H54V63H53ZM53 64H52V65H53ZM62 64H63L62 62H61V64L59 63V65L63 66ZM132 64H133V63H132ZM147 64H148V63H147ZM198 64H199V63H198ZM205 64H206V63H205ZM205 64H204V65H205ZM229 64H230V63H229ZM229 64H228L227 66H229ZM238 64H239V63H238ZM238 64H237V65H238ZM241 64H242V63H241ZM249 64H250V63H249ZM251 64H253V63H251ZM2 65H3V63H2ZM2 65H0V66H1L2 69H4V68L2 67ZM54 65H55V64H54ZM54 65H53V66H54ZM68 65H69V64H68ZM130 65H131V64H130ZM133 65H134V64H133ZM135 65H136V64H135ZM137 65H138V64H137ZM178 65H179V64H178ZM178 65H177V66H178ZM192 65H193V64H192ZM208 65H209V64H208ZM208 65H207V67H208ZM222 65H223V64H222ZM234 65H235V64H234ZM234 65H233V66H234ZM4 66H5V65H4ZM6 66H7V65H6ZM28 66H30V65H28ZM32 66H33V65H32ZM44 66H45V65H44ZM50 66H51V65H50ZM131 66H132V65H131ZM139 66H140V65H139ZM139 66H138V67H139ZM143 66H144V65H143ZM179 66L181 67V65H179ZM238 66H239V65H238ZM238 66H237V67H238ZM257 66H258V65H257ZM259 66H260L259 68H261V69H260V70H261V74H262L261 76L263 77V76H264V62H263L262 64H259ZM33 67H34V66H33ZM38 67H39V65H38ZM38 67H37V68H38ZM40 67L38 68L39 70H40ZM42 67H43V66H42ZM42 67H41V70L43 69ZM58 67H59V66H58ZM64 67H66V66H64ZM64 67H63V69H64ZM69 67H70V66H69ZM69 67H68V68H69ZM184 67H185V66H184ZM190 67H191V66H190ZM219 67H220V66H219ZM243 67H244V66H243ZM247 67H248V66H247ZM5 68H6V67H5ZM30 68H31V67H30ZM46 68H47V67H46ZM53 68H54V67H53ZM59 68H60V67H59ZM120 68H121V67H120ZM132 68H133V67H132ZM144 68H145V66H144ZM171 68H172V67H171ZM208 68H210V67H208ZM217 68H218V67H217ZM222 68H223V67H222ZM224 68H225V67H224ZM250 68H251V67H250ZM253 68H254V67H253ZM255 68H257V67H255ZM2 69H0V70H2ZM9 69H10V68H9ZM50 69H51V68H50ZM63 69H62V70H63ZM134 69H135V68H134ZM142 69H143V68H142ZM178 69H179V68L177 67V70H178ZM192 69H193V67H192ZM232 69H233V68H232ZM234 69H235V68H234ZM39 70H37V72H38ZM48 70H49V69H48ZM119 70H120V69H119ZM119 70H118L117 72H119ZM132 70H133V69H132ZM135 70H136V69H135ZM135 70H134V71H135ZM181 70H182V69H181ZM181 70H180V71H181ZM198 70H199V72H200L201 69H198ZM203 70H205V69H203ZM206 70H207V69H206ZM214 70H215V69H214ZM214 70H213V71H214ZM216 70H218V69H216ZM227 70H229V68H228ZM5 71H6V70H4V72H5ZM10 71H11V70H10ZM55 71H56V70H55ZM120 71H121V70H120ZM124 71H125V70H124ZM140 71H141V70H140ZM182 71H183V70H182ZM224 71H225V70H224ZM224 71H223V72H224ZM237 71H238V70H237ZM239 71H240V69H239ZM239 71H238V72H239ZM242 71H243V72H242V75H241V73H240V79H241V76H242V79L240 80V79L237 77V81H238V79L240 80V81L238 82V84H239L238 86H240V87H241L242 85H244V83H245V82L243 83V81H244L243 79L248 78L247 80L249 81V78L252 76L251 71H249L248 68L245 67V68H243ZM14 72H15V71H14ZM40 72L43 73V70L40 71ZM46 72H47V69H45V73H46ZM50 72H51V71H50ZM145 72H146V71H145ZM176 72H177V71H176ZM178 72H179V71H178ZM183 72H185V71H183ZM193 72H194V71H193ZM193 72H192V73H193ZM205 72H206V71H205ZM207 72H208V71H207ZM215 72H217V71H215ZM221 72H222V71H221ZM231 72H232V70H231ZM231 72H230V73H231ZM233 72H234V70H233ZM259 72H260V71H259ZM0 73H1V72H0ZM38 73H39V72H38ZM45 73H43V74L45 75ZM61 73H62V72H61ZM119 73H120V72H119ZM123 73H124V72H123ZM123 73L121 72L119 76L121 77ZM140 73H141V72H140ZM140 73H139V74H140ZM180 73H181V72H179V74H180ZM202 73H203V72H202ZM209 73H210V72H209ZM32 74L34 75L33 72H32ZM39 74H40V73H39ZM39 74H36V72H35V76L38 77ZM43 74H42V75H43ZM51 74H52V73H51ZM55 74H56V73H55ZM117 74H118V73H117ZM126 74H127V72H126ZM130 74H131V72H130ZM132 74H133V73H132ZM144 74H145V73H144ZM177 74H178V73H177ZM182 74H183V73H182ZM203 74H204V73H203ZM232 74H233V73H232ZM236 74L239 75L238 73H236ZM0 75H1V74H0ZM2 75H4V74H2ZM5 75H6V73H5ZM5 75H4V76H5ZM33 75L30 77V80L27 78V79L29 80V82H26L27 80L25 81L26 83H28V84L26 85V87H28V89H29V92L25 90V91H26V95H25V96L33 97L31 100H32V102L35 103L38 99L41 100V98H39V96H40L41 94H38V93H40V91L42 92V90L44 89V87H43V89L41 90V86H42V85H41V81H40V78H42L41 75H39V76H40L39 79H38L37 77H36L37 79H36V78H33ZM44 75H43V76H44ZM207 75H208V74H207ZM234 75H235V73H234ZM255 75H256V74H255ZM4 76H2L3 79H4ZM22 76H23V74H22ZM35 76H34V77H35ZM114 76H118V75L113 74V77H114ZM126 76H127V75H126ZM147 76H148V75H147ZM151 76H152V75H151ZM177 76H178V75H177ZM179 76H180V75H179ZM188 76H189V75H188ZM190 76H191V75H190ZM219 76H220V75H219ZM223 76H224V75H223ZM228 76H229V75H228ZM0 77H1V76H0ZM2 77H1V78H2ZM28 77H29V76H28ZM139 77H140V76H139ZM139 77H137V78H139ZM142 77H143V76H142ZM183 77H184V76H183ZM183 77H181V79H182ZM185 77H186V76H185ZM208 77H209V76H208ZM234 77H235V76H233V77L231 76V78H234ZM252 77H253V76H252ZM257 77H258V76H257ZM1 78H0V79H1ZM6 78H7V76H6ZM15 78H16V77H15ZM18 78H19V77H18ZM44 78H45V77H44ZM44 78L41 79L42 82L45 81V80H43ZM67 78H69V77H67ZM111 78H112V77H111ZM111 78H109V79H110L109 85L107 84L109 87L105 84V85L108 87L107 89H109V91H110V92H107V91L105 90L104 93L107 92V94H106L107 96H105V98H109V99H111V98L113 97V96L108 97V93H112L114 96L116 95V96H117V97H116L117 100L115 99V97H113V99H115L116 101L119 100V103H118V104H119V108L116 107L117 110H114V109L112 110V107H110L111 109H110L109 107L106 108V105L104 104V103L106 102V101L104 102V99H105V98L103 99V102H104L103 104H104V105L101 104V102H102V98H100L101 101L98 100V101L100 102V105H102L101 107H100V105H98V107L100 108V110H101L102 108H104V109L106 108L107 110L110 109V110L114 111L115 113H117L116 111L119 112V110L122 111V110L124 109V107H122V106H121L122 109H120V105H121V104H120V103H121L120 101H121V100L118 99V95H117L118 93L122 92V91H120V89H119V88H120V87H119V84H120V83H119L118 81H121V80L124 78V75H123L122 78H120L119 80H118V79H114V78H112L113 80H111ZM117 78H118V77H117ZM135 78H136V77H135ZM146 78H147V77H146ZM178 78H179V77H177V79H178ZM191 78H192V77H191ZM225 78H226V76H225ZM253 78H254V77H253ZM3 79H2V80H3ZM24 79H25V78H24ZM54 79H55V78H54ZM150 79H151V78H150ZM166 79H167V78H166ZM174 79H176V78H174ZM212 79H213V78H212ZM256 79H257V78H256ZM261 79H263V78H261ZM2 80H0V99L2 98V95H3V94L5 93V91L7 90V89H6V86H7V85H6V83H7V82H6V79H4L6 83L3 82ZM38 80H39V81H38ZM55 80L57 81V79H55ZM124 80H125V78L123 79L122 82H124V83L127 84V82H125ZM128 80H129V78H128ZM128 80H127V81H128ZM133 80H134V78H133ZM137 80H138V79H137ZM139 80H140V79H139ZM142 80H143V79H142ZM186 80L188 81V79H186ZM189 80H190V79H189ZM224 80H225V79H224ZM233 80H234V79H233ZM235 80H236V79H235ZM235 80H234V82H237V81H235ZM247 80H246V81H247ZM11 81H12V79H11ZM20 81L22 82V80H20ZM64 81H66V80H64ZM108 81H109V80H108ZM135 81H136V80H135ZM147 81H148V79H147ZM166 81H168V80H166ZM169 81H170V80H169ZM171 81H172V80H171ZM181 81H183V80H181ZM251 81H252V80H251ZM21 82H20V83H21ZM49 82H50V81H49ZM57 82H58V81H57ZM68 82H69V80H68ZM132 82H133V81H132ZM132 82H131V83H132ZM139 82H141V81H139ZM143 82H145V81H143ZM172 82H173V81H172ZM177 82H178V81H177ZM258 82H259V81H258ZM9 83H10V82H9ZM18 83H19V82H18ZM18 83H17V84H18ZM106 83H107V81H106ZM134 83H135V82H134ZM169 83H170V82H169ZM226 83H227V82H226ZM231 83H233V82H231ZM10 84H11V83H10ZM24 84H25V83H24ZM52 84H53V83H52ZM54 84H55V83H54ZM68 84H69V83H68ZM68 84H67V85H68ZM139 84H140V83H139ZM141 84H142V83H141ZM178 84H182V83H178ZM186 84H187V83H186ZM188 84H189V83H188ZM245 84H246V83H245ZM18 85H19V84H18ZM43 85H44V82H43ZM105 85H104V86H105ZM120 85H121V84H120ZM122 85H123V84H122ZM143 85H144V84H143ZM233 85H234V83H233ZM65 86H66V85H65ZM141 86H142V85H141ZM144 86H145L144 88H146V85H144ZM175 86H177V85H175ZM183 86H184V84H183ZM190 86H191V85H190ZM194 86H195V85H194ZM229 86H230V85H229ZM238 86L235 85L234 87H235V88H236V87L239 88ZM244 86H245V85H244ZM14 87H15V86H14ZM14 87H13V88H14ZM48 87H49V86H48ZM67 87H69V86H67ZM122 87H124V86H122ZM125 87H126V85H125ZM125 87H124V88H125ZM188 87H189V86H188ZM198 87H199V86H198ZM7 88H9V86H7ZM45 88H46V87H45ZM124 88H122V89H124ZM167 88H168V87H167ZM176 88H177V87H176ZM184 88H185V87H184ZM195 88H196V87H194L193 89L195 90ZM200 88H201V87H200ZM227 88H228V86H227ZM9 89H10V88H9ZM9 89H8V90H9ZM14 89H15V88H14ZM25 89H27V88H25ZM58 89H59V88H58ZM83 89H84V88H83ZM86 89H87V88H86ZM86 89H85V91H87ZM104 89H106V87H104ZM104 89H103V90H104ZM122 89H121V90H122ZM180 89H181V88H180ZM186 89H187V88H186ZM191 89H192V88H191ZM225 89H226V88H225ZM239 89H241V91H242L243 87H242V88H239ZM239 89H238V90H239ZM262 89H263V88H262ZM49 90H50V89H49ZM167 90H169V89H167ZM167 90H165V91H167ZM170 90H171V89H170ZM174 90H175V89H174ZM181 90H182V89H181ZM183 90H184V89H183ZM187 90H188V89H187ZM232 90H233V89H232ZM236 90H237V89H236ZM247 90H248V89H247ZM14 91L16 92V90H14ZM52 91H53V89H52ZM55 91H56V90H55ZM55 91H54V92H55ZM124 91L126 92V88L123 90V92H124ZM172 91H173V89H172ZM179 91H180V90H179ZM184 91H185V90H184ZM190 91H191L192 93L194 92V91H192V90H190ZM198 91H199V89H198ZM222 91H223V90H222ZM226 91H227V89H226ZM226 91H225V92H226ZM239 91H240V90H239ZM239 91H238V92H239ZM256 91H257V90H256ZM261 91H262V90H261ZM59 92H60V91H59ZM64 92H65V90H64ZM64 92H63V93H64ZM69 92H70V91H69ZM72 92H74V91H72ZM87 92H88V91H87ZM100 92H102V90H101ZM100 92H99V93H100ZM123 92H122V93H123ZM144 92H146V91H144ZM225 92H224V93H225ZM257 92H260V91H257ZM263 92H264V91H263ZM6 93L9 94L10 92H6ZM16 93H17V92H16ZM27 93H28L29 95H28ZM45 93H46V92H45ZM45 93L43 92V94H45ZM52 93H53V92H52ZM61 93H62V92H61ZM92 93H93V92H92ZM92 93H91V94H92ZM102 93H103V92H102ZM135 93H136V92H135ZM139 93H142V92L139 91ZM172 93H173V92H172ZM174 93H175V91H174ZM182 93H183V92H182ZM182 93H181V94H182ZM215 93H216V92H215ZM249 93H250V92H249ZM255 93H256V92H255ZM56 94H57V91H56ZM83 94H86V92L83 93ZM136 94H137V93H136ZM165 94H166V93H165ZM178 94H179V93H178ZM186 94H187V93H186ZM190 94H191V93H190ZM217 94H218V93H217ZM221 94H222V93H221ZM228 94H229V93H228ZM228 94H227V95H228ZM231 94H233V93H231ZM236 94H237V92H236ZM238 94H239V93H238ZM257 94H258V93H257ZM46 95H47V93H46ZM48 95H49V94H48ZM57 95H58V94H57ZM61 95H62V94H61ZM93 95H94V94H93ZM98 95H100V97H101V94H98ZM123 95H124V96H123ZM126 95H128V94H126ZM138 95H139V94H138ZM170 95H173V94L170 93ZM176 95H177V93L175 94V96H176ZM227 95H225V96H227ZM242 95H243V94H242ZM253 95H254V94H253ZM19 96H20V95H19ZM36 96H38V98H36ZM41 96H42V95H41ZM50 96H51V95H50ZM62 96H63V95H62ZM68 96H69V93H68ZM91 96H92V95H91ZM95 96L97 97V94H96ZM109 96H110V94H109ZM167 96H168V95H167ZM175 96H174V97H175ZM187 96H188V95H187ZM221 96H222V95H221ZM34 97L37 99L36 101H35ZM58 97H59V96H58ZM93 97H94V96H93ZM102 97H103V96H102ZM121 97H122V99H123V98H126L124 93L122 94ZM121 97H120V98H121ZM129 97H130V96H129ZM164 97H165V96H164ZM174 97H173V100H174ZM229 97H230V95H229ZM236 97H237V95H236ZM243 97H244V96H243ZM253 97H254V96H253ZM27 98H28V97H27ZM27 98H26V99H27ZM47 98H48V97H47ZM53 98H54V97H53ZM97 98H98V97H97ZM97 98H96V100H97ZM133 98H134V97H133ZM166 98H167V97H166ZM171 98H172V97H171ZM171 98H169V99H171ZM186 98H187V97H186ZM189 98H190V97H189ZM232 98H233V97H232ZM232 98H231V99H232ZM259 98L262 99V97L258 94V96H257L255 99H259ZM44 99H45V97H44ZM66 99H67V97H66ZM92 99H93V98H92ZM92 99H91V101H92ZM109 99H107V101H108ZM138 99H139V97H138ZM144 99H145V98H143V100H144ZM169 99H167V100H169ZM27 100H28V99H27ZM31 100H29V101H31ZM33 100H34V101H33ZM55 100H56V99H55ZM68 100H69V99H68ZM68 100H67V101H68ZM105 100H106V99H105ZM115 100H112V99H111L110 102H111V101H112V102H113V101L115 102ZM135 100H136V99H134V101H133L134 103H135ZM140 100H141V98H140L138 101L141 102ZM164 100H165V99H164ZM171 100H172V99H171ZM239 100H240V99H239ZM253 100H254V99H253ZM29 101H28V103H29ZM53 101H54V100H53ZM58 101H59V100H58ZM69 101H71V100H69ZM91 101H90V102H91ZM98 101H97V102H98ZM123 101H125V99H124ZM129 101H130V100H129ZM129 101H128V102H129ZM158 101H159V99H158ZM169 101H170V100H169ZM176 101H177V100H176ZM197 101H198V100H197ZM219 101H220V100H219ZM232 101H233V100H232ZM247 101H248V100H247ZM257 101H258V100H257ZM261 101H262V100H261ZM39 102H40V101H39ZM39 102H38V104H39ZM54 102H55V101H54ZM92 102L96 103L94 100H93ZM112 102H111V103L108 102L107 105H108V104H111L110 106H112V104L114 105L115 103H114V102L112 103ZM125 102H127V101H125ZM130 102H132V101H130ZM148 102H150V101H148ZM163 102H164V101H163ZM170 102H171V101H170ZM241 102H242V101H241ZM241 102H239V104H240ZM20 103H21V102H20ZM22 103H24V102H22ZM34 103H32V104H34ZM57 103H58V102H57ZM65 103H67L66 100H65ZM94 103H92V104H94ZM136 103H137V102H136ZM142 103H143V102H142ZM156 103H157V102H156ZM156 103H155V104H156ZM161 103H162V102H161ZM171 103H173V102H171ZM191 103H192V102H191ZM226 103H227V102H226ZM251 103H252V101H251ZM253 103H254V102H253ZM258 103H259V102H258ZM32 104H31V105H32ZM38 104H37V105H38ZM40 104L42 105L43 102H40ZM40 104H39V105H40ZM48 104H50V102H49ZM72 104H73V103H72ZM90 104H91V103H90ZM97 104H98V103H97ZM97 104H95V105H97ZM118 104H117V102H116V106H118ZM125 104H126V103H125ZM130 104H132V103H130ZM148 104L150 105L151 103H148ZM164 104H165V103H164ZM174 104H175V103H174ZM176 104H177V103H176ZM179 104H180V103H179ZM186 104H187V102H186ZM254 104H255V103H254ZM21 105H22V104H21ZM24 105H26V104H24ZM37 105H36V103L34 104V106H37ZM46 105H47V104H46ZM52 105H53V104H52ZM61 105H62V104H61ZM95 105H94V106H95ZM132 105H134V104H132ZM137 105H138V104H137ZM137 105H136V106H137ZM141 105H142V104H141ZM141 105H140V106H141ZM168 105H169V104H168ZM193 105H194V104H193ZM229 105H230V104H229ZM235 105H236V102H235ZM246 105H247V104H246ZM17 106H18V105H17ZM29 106H30V105H28V107H29ZM34 106H32V107L34 108ZM55 106H56V105H55ZM92 106H93V105H92ZM94 106H93V108H95V109L98 108L97 106H96L97 108L94 107ZM123 106H125V105H124V102H123ZM140 106H139V107H140ZM169 106H170V105H169ZM177 106H178V105H177ZM181 106H182V104H181ZM219 106H221V105L219 104ZM239 106H240V105H239ZM262 106H263V104H262ZM11 107H12V106H11ZM23 107H24V106H23ZM47 107H48V106H47ZM50 107H51V106H50ZM66 107H67V106H66ZM90 107H91V106H90ZM90 107H88V108L90 109ZM131 107H132V106H131ZM131 107H130V108H131ZM146 107H147V106H146ZM148 107H149V106H148ZM173 107H174V106H172V108H173ZM184 107L186 108V106H184ZM240 107H241V106H240ZM242 107H243V106H242ZM13 108H14V107H13ZM17 108H18V107H17ZM37 108H39V106H38ZM43 108H44V107H43ZM59 108H61V107H59ZM62 108H63V106H62ZM91 108H92V107H91ZM108 108H109V109H108ZM114 108H115V107H114ZM136 108H138V107H136ZM155 108H157V107H155ZM155 108H154V109H155ZM167 108H168V107H167ZM191 108H192V107H191ZM195 108H196V107H195ZM220 108H221V107H220ZM10 109H11V108H10ZM19 109H20V108H19ZM27 109H28V108H27ZM44 109H45V108H44ZM46 109H47V108H46ZM53 109H54V108H53ZM89 109H86V110L89 111ZM118 109H119V110H118ZM127 109H129V108H127ZM142 109H143V108H142ZM144 109H146V108H144ZM154 109H153V110H154ZM179 109H180V108H179ZM193 109H194V108H193ZM218 109H219V108H218ZM221 109H222V108H221ZM236 109H237V108H236ZM243 109H244V107H243ZM251 109H252V108H251ZM24 110H25V109H24ZM32 110H33V109H32ZM36 110H37V109H36ZM42 110H43V109H42ZM47 110H49V108H48ZM57 110H58V107H57ZM61 110H62V109H61ZM64 110H65V109H64ZM70 110H71V109H70ZM70 110H69V111H70ZM92 110H93V109H92ZM97 110H99V109H97ZM107 110H106V112H109L110 114H112V116L114 115V112L112 113V111L110 112V111H107ZM124 110H126V109H124ZM150 110H151V109H150ZM157 110H159V108H158ZM160 110H161V109H160ZM160 110H159V111H160ZM169 110H170V109H169ZM186 110H187V109H186ZM205 110H206V109H205ZM239 110H241V109H239ZM244 110H245V109H244ZM15 111H16V110H15ZM25 111H26V110H25ZM37 111H38V110H37ZM50 111H51V110H50ZM93 111H94V110H93ZM101 111H103V109H102ZM121 111H120V112H121ZM129 111H130V110H129ZM134 111L138 113L139 110L137 111V109H136V110H134ZM144 111H145V110H144ZM151 111H152V110H151ZM151 111H150V112H151ZM182 111H183V110H182ZM246 111H247V109H246ZM22 112H23V111H22ZM29 112H32V111H29ZM39 112H40V111H39ZM51 112H52V111H51ZM56 112H57V111H56ZM59 112H60V111H58V113H59ZM67 112H68V110H67ZM90 112H91V111H90ZM90 112H89V113H90ZM94 112H95V111H94ZM97 112H99V111H96V112H95V115H96V114H98V115L100 114V113H97ZM106 112L104 111L103 114H105ZM122 112L124 113V111H122ZM122 112H121L120 114L118 113L117 115L115 114L116 117L119 116V115H121ZM131 112H133V110H132ZM135 112H134V113H135ZM157 112H158V111H157ZM174 112H175V111H174ZM204 112H205V111H204ZM211 112H212V111H211ZM214 112H215V111H214ZM218 112H219V111H218ZM218 112H217V113H218ZM235 112H238V111H235ZM247 112H248V111H247ZM253 112H254V111H253ZM23 113H24V112H23ZM26 113H27V112H26ZM26 113H25V114H26ZM58 113H57V114H58ZM63 113H64V112H63ZM65 113H66V112H65ZM69 113H70V112H69ZM71 113H72V111H71ZM86 113H88V112H86ZM86 113H85V115H88V114H86ZM92 113H93V112H92ZM92 113H91L90 115H92ZM101 113H102V112H101ZM143 113H144V112H143ZM145 113H147V112H145ZM145 113H144V114H145ZM148 113H149V111H148ZM172 113H173V112H172ZM172 113H171V114H172ZM175 113H176V112H175ZM197 113H198V112H197ZM208 113H209V112H208ZM231 113H232V112H231ZM242 113H244V112H242ZM257 113H258V112H257ZM17 114H18V113H17ZM27 114H28V113H27ZM29 114H31V113H29ZM43 114H44V112H43ZM50 114H51V113H50ZM53 114H55V113H53ZM60 114H61V113H60ZM110 114H109V116H110ZM128 114H130V113H128ZM141 114H142V113H141ZM159 114H160V113H159ZM162 114H163V113H162ZM165 114H166V112H165ZM167 114H168V113H167ZM171 114H170V115H171ZM173 114H174V113H173ZM176 114H177V113H176ZM183 114H184V113H183ZM185 114H186V113H185ZM192 114H193V113H192ZM192 114H191V115H192ZM245 114H246V113H245ZM253 114H254V113H253ZM258 114H259V113H258ZM261 114H262V113H261ZM263 114H264V113H263ZM23 115H24V114H23ZM23 115H21V116H23ZM31 115H32V114H31ZM48 115H49V114H48ZM48 115H47V116H48ZM68 115L70 116V114H68ZM100 115H102V114H100ZM106 115H107V114H106ZM136 115H137V114H136ZM155 115H156V114H155ZM177 115H178V119H179V117H180L182 114L180 115V113H179V114H177ZM179 115H180V116H179ZM187 115H188V114H187ZM193 115H194V114H193ZM201 115H202V113H201ZM215 115H216V114H215ZM228 115H229V114H228ZM259 115H260V114H259ZM25 116H26V115H25ZM34 116H35V115H34ZM34 116H32V118H33ZM41 116H44V115L41 114ZM51 116H52V114H51ZM137 116L140 117V115H137ZM153 116H154V115H153ZM159 116H160V115H159ZM166 116H167V115H166ZM212 116H213V115H212ZM237 116H238V115H237ZM245 116H246V115H245ZM250 116H251V115H250ZM10 117H11V116H10ZM29 117H30V116H29ZM53 117H54V116H53ZM56 117H57V116H56ZM61 117H64V116H61ZM93 117H94V119H95V118L97 119V116H96V117L93 116ZM99 117H101V116H99ZM131 117H132V115H131ZM167 117H168V116H167ZM182 117L185 118L184 116H182ZM182 117H180V120H182V119H181ZM210 117H211V116H210ZM222 117H223V116H222ZM222 117H221V118H222ZM255 117H256V116H255ZM32 118H30V119L32 120ZM38 118H40V117L38 116ZM38 118H37V119H38ZM43 118H44V117H43ZM46 118H47V117H46ZM49 118H50V117H49ZM68 118H69V117H68ZM82 118H83V119H84V118H90V116H89V117H83V116H82ZM82 118H81V119H82ZM101 118L103 119V115H102ZM104 118H105V115H104ZM122 118H123V117H122ZM156 118H157V117H156ZM159 118H161V116H160ZM171 118H172V117H171ZM171 118H169V119H171ZM174 118H175V117H174ZM174 118H172V120H173ZM176 118H177V117H176ZM189 118H190V117H189ZM242 118H244V117H241V119H242ZM261 118H262V117H261ZM21 119H22V118H21ZM47 119H48V118H47ZM54 119H55V118H54ZM56 119H57V118H56ZM56 119H55V120H56ZM59 119H60V118H59ZM64 119H65V118H64ZM92 119H93V118H91V120H92ZM106 119L108 120L109 118L107 117ZM147 119L151 121V119H149V117H148ZM153 119H154V117H153ZM153 119H152V122H153V121L155 122L156 119H154V120H153ZM178 119H177L176 121H178ZM209 119H211V118H209ZM217 119H220V118H217ZM217 119L215 118V120H217ZM224 119H225V118H224ZM241 119H240V120H241ZM259 119H260V118H259ZM3 120H4V119H3ZM24 120H26V119L24 118L23 121H24ZM27 120H29L28 117H27ZM35 120H36V118H35ZM60 120H61V119H60ZM85 120H86V119H84V120H82V121H84V123H85ZM99 120H100V119H99ZM99 120H98V121H99ZM103 120H105V119H103ZM110 120H111V119H110ZM114 120H115V119H114ZM123 120L125 121V118H124ZM129 120H130V119H129ZM131 120H134V118L131 119ZM158 120H159V119H158ZM158 120H157V121H158ZM166 120H167V122L169 121L168 119H166ZM180 120H179V121H180ZM187 120H188V119H187ZM195 120H196V119H195ZM220 120H222V119H220ZM228 120H229V118H228ZM230 120H231V119H230ZM242 120H243V119H242ZM36 121H37V120H36ZM36 121H35V122H36ZM40 121L43 122V119L40 120ZM65 121H66V120H65ZM88 121H89V120H88ZM88 121H86V122H88ZM112 121H113V120H112ZM121 121H122V120H121ZM150 121H149V122L146 121V122H147V123H150ZM160 121H161V120H159V122H158V123L156 122V123L159 124ZM179 121H178V122H179ZM183 121H185V120H183ZM183 121H182V122H183ZM191 121H192V120H190V123H191ZM197 121H198V120H197ZM210 121H211V120H210ZM238 121H239V120H238ZM250 121H252V120H250ZM259 121H260V120H259ZM15 122H16V121H15ZM56 122H57V121H56ZM56 122H55L54 124H56ZM91 122H92V121H91ZM91 122H90V123H91ZM115 122H116V121H115ZM142 122H143V121H142ZM163 122H164V121H163ZM165 122H166V121H165ZM167 122H166V124H167ZM173 122H174V124H175V121H174V120H173ZM173 122L171 123V121H169V122H168V127H167V128L172 127L171 125H173ZM182 122L179 123V124L181 125V124H184V123H185V122H184V123H182ZM207 122H208V121H207ZM211 122H212V121H211ZM215 122H216V121H215ZM235 122H236V120H235ZM241 122H242V121H241ZM1 123H2V122H1ZM16 123H17V122H16ZM28 123H29V122H28ZM32 123H34V122H32ZM40 123H41V122H40ZM43 123H44V122H43ZM78 123H79V122H78ZM82 123H83V122H82ZM132 123H133V122H132ZM140 123H141V122H140ZM144 123H145V122H144ZM156 123H155V125H156V127H158V125H157ZM187 123H189V120H188ZM187 123H185V124H187ZM190 123L188 124V127H189ZM195 123H196V122H195ZM195 123H194V124H195ZM197 123H200V121L197 122ZM203 123H204V122H203ZM19 124H20V123H19ZM26 124H27V123H26ZM51 124H52V122H51ZM57 124H58V123H57ZM64 124H65V123H64ZM67 124H68V121H67ZM85 124H86V123H85ZM107 124H108V123H107ZM134 124H135V123H134ZM161 124H162V123H161ZM161 124H160V125H161ZM164 124H165V123H164ZM166 124H165V125H166ZM176 124H178V123H176ZM221 124H222V123H221ZM231 124H232V122H231ZM237 124H239V123L237 122ZM252 124H253V123H252ZM44 125H45V124H44ZM60 125H61V124H60ZM60 125H59V126H60ZM80 125H81V124H80ZM146 125H147V124H145L144 126H146ZM149 125H150V124H148V126H149ZM153 125H154V124H152V126L150 125V128L153 127ZM162 125H163V124H162ZM162 125H161V126H162ZM165 125H164V126H165ZM196 125H198V124H196ZM207 125H208V124H207ZM232 125H233V124H232ZM234 125H235V124H234ZM244 125H245V124H244ZM247 125H248V124H247ZM249 125H250V123H249ZM258 125H259V124H258ZM21 126H22V124H21ZM32 126H33V125H31V128H32ZM54 126H55V125H54ZM54 126H53V127H54ZM56 126H57V125H56ZM81 126H83V125H81ZM88 126H89V125H88ZM137 126H138V125H137ZM161 126H159V127H161ZM166 126H167V125H166ZM200 126H201V125H199V126H197V127H200ZM240 126H241V125H240ZM27 127H28V126H27ZM42 127H43V126H42ZM53 127H52V128H53ZM57 127H58V126H57ZM64 127H65V126H64ZM126 127H129V128H130V126H126ZM131 127H135V125H134V126H131ZM156 127H155V128H156ZM159 127H158V130L160 129ZM177 127H179V125H177ZM181 127H182V126H181ZM184 127H186V126H184ZM192 127H193V126L190 127V130H192ZM226 127H227V126H226ZM247 127H248V126H247ZM250 127H251V125H250ZM19 128H20V127H19ZM22 128H23V127H21L20 129H22ZM31 128H30V129H31ZM60 128H61V127H60ZM100 128H101V127H100ZM120 128H122V127H120ZM129 128H126V129H129ZM148 128H149V127H148ZM150 128H149V130H151ZM155 128H154V129H155ZM167 128H165V129H167ZM175 128H176V127H175ZM175 128H174V129H175ZM208 128H211V127H208ZM240 128L243 129L242 126H241ZM27 129H29V128H27ZM40 129H41V128H40ZM43 129H44V127H43ZM43 129H42V130H43ZM63 129H64V128H63ZM65 129H66V128H65ZM106 129H107V128H106ZM106 129H105V130H106ZM117 129H118V128H117ZM122 129H123V128H122ZM139 129H141V128H139ZM146 129H147V128H146ZM169 129H171V128H169ZM169 129H168V131H169ZM176 129H177V128H176ZM184 129H185V128H184ZM186 129H187V127H186ZM198 129H199V128H198ZM204 129H206V126L204 127ZM230 129H231V128H230ZM232 129H233V128H232ZM250 129H251V128H250ZM17 130H18V132H19V129H17ZM24 130H25V129H24ZM33 130H34V129H33ZM33 130H32V131H33ZM36 130H37V129H36ZM56 130H57V129H56ZM59 130H60V129H59ZM59 130H58V131H59ZM141 130H142V129H141ZM141 130H140V132H139L138 130H136V131L139 132L138 134H142V136L140 135V139H139V137L137 138V139H139V140L135 139V140H137V142H138V143H137V147H138L139 141L142 140V141H140V142L143 143V141L145 140V137H146L147 135H150V133L153 131V129H152V131L149 133V132L146 130L147 132H146V131H145V132H146L147 134H145V132H144V133H141L142 131H144V130H142V131H141ZM161 130H162V132H158L157 129H156V132L153 131V133H156V135H157V133H158V134L162 133V135H163V134H164V133H163L164 127H162V128L160 129V131H161ZM171 130L173 131V129H171ZM179 130H180V129H179ZM181 130H182V128H181ZM188 130H189V128H188ZM190 130H189V132H190ZM206 130H207V129H206ZM209 130H210V129H209ZM219 130H220V129H219ZM239 130H240V129H239ZM26 131H27V130H26ZM28 131H29V130H28ZM28 131H27V132H28ZM32 131H31V132H32ZM50 131H51V129H50ZM54 131H55V130H54ZM65 131H67V129H66ZM106 131H108V130H106ZM111 131H112V130H111ZM114 131H115V130H114ZM114 131H113V132H114ZM118 131H120V130H118ZM121 131H122V130H121ZM127 131H128V130H127ZM134 131H135V130H134ZM168 131H166V133H167ZM174 131H177V130H174ZM174 131H173V132H174ZM201 131H203V130H201ZM207 131H208V130H207ZM243 131H244V129H243ZM260 131H261V130H260ZM260 131H259V132H260ZM16 132H17V131H16ZM22 132H23V130H22ZM27 132H26V133H27ZM31 132H29V133H31ZM45 132H46V131H45ZM125 132H126V131H125ZM128 132H129V131H128ZM164 132H165V130H164ZM173 132H171V133L168 132V135H169V133H170V135L173 134L172 136H175L176 134L173 133ZM184 132H187V133H188V136L186 135V137L182 138V137L185 136V135H183V136L181 135L182 137H181L180 135H178V136L181 137V138H178V136L176 135L177 138H178V140H177L178 142L175 141L176 139L172 138V139H174L175 143H177L176 145H177V147H179L178 149H180L181 151L184 150V149H181V147H182V145H183L184 143H182V142L179 143V142H180L179 139H184V141H185V139L188 137V140L190 141L191 139H193V138L195 139V138H196V137H193V135H194V134H193V135L191 136V139H189V138H190V134H189V132H188L187 130L182 131V133H181V131H180V134H183ZM192 132H193V131H192ZM192 132H191V133H192ZM195 132H196V134H197V131H195ZM198 132H199V131H198ZM204 132H205V131H203V134H204ZM212 132H213V131H212ZM223 132H224V130H223ZM19 133H20V132H19ZM19 133H18V134H19ZM38 133H40V132H38ZM56 133H57V131H56ZM60 133H61V132H60ZM63 133H64V132H63ZM65 133H67V132H65ZM98 133H99V132H98ZM106 133H107V132H106ZM106 133H105V135H108V134H109V133H107V134H106ZM111 133H112V132H110V135H108V136H106V137H105V135H104V139H105V138H108V137L110 138V136L113 134V133H112V134H111ZM136 133H137V132H136ZM178 133H179V132H178ZM187 133H185V134H187ZM193 133H194V132H193ZM200 133H201V132H200ZM206 133H207V132H206ZM209 133H211V132H209ZM214 133H215V132H214ZM226 133H227V132H226ZM238 133H239V132H238ZM244 133H246V132H244ZM31 134H32V133H31ZM42 134H43V133H42ZM45 134H46V133H45ZM51 134H52V133H51ZM124 134H125V133H124ZM143 134L145 135L144 137H143ZM151 134H152V133H151ZM216 134H217V133H216ZM251 134H252V133H251ZM254 134H255V133H254ZM261 134H262V132H261ZM16 135H17V134H16ZM34 135H35V133H34ZM40 135H41V133H40ZM48 135H49V134H48ZM48 135H47V137H48ZM54 135H55V134H54ZM63 135H64V134H63ZM116 135H117V133H116ZM134 135H135V134H134ZM153 135H154V134H153ZM213 135H214V134H213ZM224 135H225V134H224ZM241 135H242V134H241ZM259 135H260V134H259ZM23 136H24V135H23ZM27 136H28V135H27ZM29 136H30V135H29ZM32 136H33V134H32ZM32 136H31V137H32ZM37 136H38V135H37ZM41 136H42V135H41ZM41 136H38V137H41ZM43 136H44V135H43ZM50 136H51V135H50ZM52 136H53V135H52ZM55 136H56V135H55ZM96 136H97V135H96ZM96 136H95V137H96ZM102 136H103V135H102ZM113 136H114V135H113ZM125 136H127V134H126ZM159 136H160V137H163V136H161V135H159ZM164 136H166V134H165ZM172 136H171V137H172ZM176 136H175V137H176ZM194 136H195V135H194ZM197 136H198L197 138H198V139L200 138V140H201V138L204 137V136H206V135H204V136L202 135V137H201V136L198 134ZM199 136H200V137H199ZM239 136H240V134H239ZM13 137H14V136H13ZM53 137H54V136H53ZM64 137H65V136H64ZM87 137H89V136H87ZM115 137H116V136H115ZM135 137H136V135H135ZM142 137L144 138V140L141 139ZM147 137H148V136H147ZM149 137H150V136H149ZM149 137H148V138H149ZM153 137H156V136H153ZM167 137H168V136H167ZM171 137H169V138L171 139ZM192 137H193V138H192ZM207 137H208V138H211V139L214 138L213 136L211 137V135H208ZM215 137L217 138V135H215ZM221 137H222V136H221ZM243 137H244V136H243ZM36 138H37V137H36ZM36 138H35V140H37ZM41 138H42V137H41ZM50 138H51V137H50ZM56 138H57V137H56ZM91 138H92V137H91ZM97 138H98V140L100 139L99 137H97ZM97 138H96V139H97ZM101 138H102V139H100V142H101V140H103V137H101ZM109 138H108V139H109ZM122 138H123V137H122ZM125 138H126V137H125ZM163 138H164V137H163ZM205 138H206V137H205ZM216 138H215V139H216ZM238 138H239V137H238ZM244 138H245V137H244ZM249 138H250V137H249ZM249 138H248V139H249ZM24 139H25V138H24ZM31 139H33V138H31ZM44 139H45V138H44ZM46 139H47V138H46ZM48 139H49V138H48ZM130 139H131V138H130ZM133 139H134V136L132 137V140H133ZM157 139H158V137H157L156 139H154V138L151 139V137H150V139H148V140L146 139L147 141H146V140L144 141L145 143H143V144H139V145H141L142 147H141V148L138 147V148H139L142 152H144V155H146V153H147V154H150V152L148 153V151H150V150L152 149L153 146H155V145H159V144H160V141H158ZM159 139H160V138H159ZM166 139H167V138H166ZM194 139H193V142H194V143L191 142V143H192V144L190 145L191 148L189 149V151H191V149H192V150L194 149V152H195V154H196L195 157L193 156V157H194L193 159L196 158L195 160L192 161L193 164H194L195 161H197L198 158H201V157H200V154H203L202 152H204V154H206V153H205V152H206L205 149H207V148H205L207 145H205V147H204L205 149H203L204 151H202V149L198 148V146H197V145H198V142H197L198 139H197V141H194ZM203 139H204V138H203ZM233 139H234V138H233ZM27 140H28V139H27ZM53 140H54V139H52V141H53ZM83 140H84V139H83ZM83 140H82V141H83ZM85 140H86V139H85ZM91 140H92V139H91ZM91 140H89V138H87V141H88V142L84 141V142H85L84 144L87 143L88 146L99 144V141L97 142L96 140H94L93 142H94V143L97 142V144H94V143H93V144H90V145H89V144H88L89 141H90V143H92ZM106 140H107V139H106ZM106 140H105V141L103 140V141L106 142ZM110 140H111V141H116V140H114V139L112 140V139L110 138V139L108 140V142H109ZM127 140H128V139H127ZM160 140H161V139H160ZM162 140H164V139H162ZM168 140H169V139H168ZM208 140H209V139H208ZM217 140H218V139H217ZM234 140H235V139H234ZM234 140H232V139L230 140V138H229V141H232V142H233ZM238 140H240V139H238ZM22 141H23V140H22ZM25 141H26V140H25ZM37 141H38V140H37ZM46 141H47V140H46ZM61 141H62V137H61ZM63 141H65V140H63ZM103 141H102V142H103ZM111 141H110V142H111ZM123 141L126 142V140H122V142H123ZM133 141H134V140H133ZM169 141H170V140H169ZM172 141H173V140H171V142H172ZM174 141H173V143H174ZM191 141H192V140H191ZM201 141H202V140H201ZM209 141H210V140H209ZM213 141H216V140L213 139ZM229 141H228L226 144H228V143H229V145H230V143L232 144V142H229ZM255 141H256V140H255ZM15 142H18V141H15ZM29 142H31V141H29ZM33 142H34V141H33ZM53 142H54V141H53ZM80 142H81V141H80ZM104 142H103L102 144H104V146L106 145V147H107V143H108V142H107L106 144H105ZM128 142H129V141H128ZM128 142H126V143L128 144ZM150 142H151V143H150ZM162 142H163V141H162ZM167 142H168V141H167ZM196 142H197V144H195ZM202 142H203V141H202ZM206 142L208 143L207 140H205V142H203V143L206 144ZM225 142H226V140H225ZM250 142H251V143H250V146H251V144H253L254 142L252 143V139L250 140ZM263 142H264V140H263ZM31 143H32V142H31ZM43 143H44V142H43ZM47 143H48V142H47ZM50 143H51V142H50ZM61 143H65V145H66V142H61ZM114 143H115V142H114ZM131 143H132V144H136V141H135L134 143H133V142H131ZM173 143H171V144H173ZM213 143H215V142H213ZM222 143L224 144V145H222V146L225 148V146H226L225 143H224V142H222ZM247 143H249V141H248ZM247 143L245 142L244 144H247ZM256 143H257V142H256ZM256 143H255V144H256ZM259 143H260V142H259ZM26 144H27V143H26ZM34 144H35V143H34ZM45 144H46V143H45ZM54 144H55V143H54ZM77 144H79V143H77ZM84 144H82L81 146L83 147ZM100 144H101V143H100ZM110 144H111V143H109V145H110ZM121 144H122V143H121ZM121 144H120V145H121ZM123 144H124V146H125V143H123ZM165 144H167V143L165 142ZM169 144H170V143H169ZM169 144H168L167 146H165V145H164V142L162 143V145H164L165 147H168V146H169V148H166V149H167V152H166V153H168V154L171 153V154H170L171 156H176L178 149L176 148L177 151H173V153H175V154L173 155L172 151H171V150H168V149H170V147H171ZM200 144H201V143H200ZM217 144H218V141H217ZM234 144H236V142H234ZM29 145H30V144H29ZM29 145H28V147H29ZM32 145H33V144H32ZM52 145H53V144H52ZM115 145H116V144H115ZM120 145H119V146H120ZM129 145H130V144H128V146H129ZM162 145H160L159 148H160ZM185 145H186V144H184V146H183L182 148H184V147L186 148L187 146H185ZM187 145H188V143H187ZM203 145H204V144H203ZM208 145L210 146V145H214V144H211V143H210V144H208ZM218 145L220 146V144H218ZM240 145H241V144H240ZM258 145H259V144H257V146H258ZM19 146H20V145H19ZM33 146H34V145H33ZM47 146L49 147V145H47ZM84 146H85V145H84ZM88 146H86V147L88 148ZM100 146H101V145H100ZM111 146H112V144H111ZM121 146H122V145H121ZM133 146H134V145H133ZM190 146H189V147H190ZM200 146H201V145H200ZM214 146L217 147V145H214ZM219 146H218V147H219ZM231 146H233V145H230V147H231ZM234 146H235V145H234ZM242 146H243V145H242ZM245 146H246L245 148L243 147L244 150H245V151L249 150V149L247 148L248 145H245ZM25 147H26V146H25ZM31 147H32V146H31ZM41 147H44V146H41ZM50 147H51V146H50ZM54 147H55V146H54ZM54 147L52 146V149H53ZM57 147H58V146H57ZM57 147H56V148H57ZM60 147H61V146H60ZM76 147H77V146H76ZM82 147H81V152L84 151V150H83L84 147H83V148H82ZM86 147H85V148H86ZM93 147H94V146H93ZM97 147H98V146H97ZM125 147H126V146H125ZM125 147H124V149H125ZM131 147H132V146H131ZM131 147H127V149L129 148L128 151H131V149H130ZM134 147H135V146H134ZM172 147L174 148L175 146L173 145ZM218 147H217V148H218ZM223 147H222V148H223ZM230 147H229V149H228V146H227V148H225V149L228 150L229 153H227V154H228L227 157H224V156L222 157V158H225V159H223V160H218V159H217V157H219V155H220V152L217 151V150H219V148H218V149L216 148L217 150L215 149L214 155H213V153H212V156H214V158H212V156H209L210 158H212V160H214V161L211 160V161H212V164H214V166H215L216 164H217V165L219 164L218 166H215V167H218V168H217L218 170H216V171L214 170V171L212 172V170H213L215 167L213 166V169L211 170V168L208 166L209 162H211V161H209L208 158H206V160L208 159V164H207V166H206L205 163H207V162H206V161L204 160V158H203L204 154L202 155V158H201V159H202L203 161H205V163H204L205 166H202V165H203V163H202V164H201V167H200L201 169H198V167H197V168L195 167L196 171H195V169H194V170L192 169V172H191V173H193V171H195V173H196V172H200V170H201V173H202V174L207 175V176L204 175L205 178H206V177H207V179H208V177L210 178V179L208 180L209 182H207L206 179H203V180H204V183H205V184H203L204 187H205V189L202 190V191H205L206 188L208 189V187H206L205 185L213 186V188H212V190H213V189H215L214 187H216L215 185H219V184H220V187H222V188H220V189H222V191H224V192L227 191L228 189L230 190V189L232 188V187H231V186L233 185L232 183H231L232 185L230 184V185H231V186H230L231 188L228 187V186H229V181L232 182L233 180H231V179L234 177V176H233L234 173H232V176L230 177L231 172H232V171L230 172V169L233 167V166L231 167V163H232V161H233V160H232V159H233L232 157H235V154L237 155V153H235L234 155H232L231 152H232L234 149H232V147H231V148H230ZM235 147H237V145H236ZM238 147H239V146H238ZM263 147H264V146H263ZM14 148H15V147H14ZM33 148H34V147H33ZM58 148H59V147H58ZM89 148H90V147H89ZM89 148H88V149H89ZM99 148H100V147H99ZM107 148H108V147H107ZM135 148H136V147H135ZM150 148H151V149H150ZM161 148H162V147H161ZM161 148H160V149H161ZM187 148H188V147H187ZM224 148H223V149H224ZM250 148H251V147H250ZM260 148H261V147H260ZM20 149H21V148H20ZM35 149H36V148H35ZM39 149H40V147H39ZM64 149H65V148H64ZM74 149H75V148H74ZM95 149H96V148H95ZM112 149H113V148H112ZM139 149H136V150L139 151ZM149 149H150V150H149ZM154 149L156 150V147H154ZM160 149H159V150H160ZM174 149H175V148H174ZM210 149H211V151H212L213 148L210 147ZM231 149H232V150H231ZM0 150H1V149H0ZM6 150H7V149H6ZM21 150H22V149H21ZM43 150H45V149L43 148ZM49 150H50V148H49ZM77 150H78V148H77ZM101 150H102V148H101ZM103 150H104V148H103ZM118 150H119V149H118ZM133 150H135V149L133 148ZM164 150H165V149H164ZM208 150H209V149H208ZM227 150H224V151H223L224 154H221V155H225V154H226L225 151L227 152ZM252 150H253V149L251 148V152H253ZM256 150H257V149H256ZM26 151H27V149H26ZM34 151H35V150H34ZM50 151H51V150H50ZM74 151H75V150H74ZM74 151H73V153H74ZM87 151H88V150H86L84 153H86ZM104 151H105V150H104ZM110 151H111V150H110ZM110 151H109V152H110ZM115 151H116V150H115ZM128 151H127V152H128ZM169 151H170V152H169ZM185 151H186V149H185ZM185 151H182V154H181V155H184V157H185V154H184ZM201 151H202V152H201ZM211 151H208V154H209V152L211 153ZM213 151H214V149H213ZM245 151H244V152H245ZM257 151H258V150H257ZM5 152H6V151H5ZM20 152H21V151H20ZM58 152H60V151H58ZM75 152H76V151H75ZM78 152H79V151H78ZM78 152H77V153H78ZM88 152H89V154L92 152V151H91V148L89 149ZM93 152H94V151H93ZM93 152H92V153H93ZM112 152H113V151H112ZM122 152H125V153H126V151H123V150H122ZM122 152H121V154H122ZM152 152H154V151H152ZM158 152H159V151H158ZM162 152H163V151H162ZM200 152H201V153H200ZM233 152H234V151H233ZM236 152H237V151H236ZM244 152H243V154L245 155ZM258 152H259V151H258ZM262 152H263V151H262ZM262 152H261V153H262ZM27 153H28V152H27ZM35 153H36V152H35ZM38 153L41 154V153H43V152H39V150H38ZM38 153H37V154H38ZM50 153H51V152H50ZM62 153H63V152H61V154H62ZM71 153H72V152H70L69 154H71ZM73 153H72V154H73ZM77 153H76V154H77ZM82 153H83V152H82ZM84 153H83V154H84ZM98 153H99V152H98ZM103 153H104V152H103ZM107 153H108V151H107ZM107 153H106V154H107ZM156 153H157V152H156ZM180 153H181V152H180ZM180 153L178 154V157L180 156V157L183 159V157L180 155ZM188 153H190V152H188V150H187V153H186V154H188ZM221 153H222V152H221ZM249 153H250V151H249ZM25 154H26V153H24V156H25ZM37 154H36V155H37ZM64 154H65V153H64ZM64 154H63V155H64ZM83 154L80 155V156H81V158L83 157V162H84V160L86 159V157H84L85 154H84V155H83ZM101 154H102V153H101ZM109 154H110V153H109ZM123 154H124V153H123ZM123 154H122V156L125 158V156H124ZM127 154H128V156H129V155L131 154V152H130V154H129V152H128ZM127 154H126V156H127ZM133 154H134V155L136 154V156H138V155H137V152H136V153H135V152L132 153V155H133ZM138 154H139V153H138ZM154 154H155V152H154ZM154 154H153V155L150 154V155L154 156ZM168 154H166V155H168ZM191 154H193V153H191ZM191 154L186 155L187 159H188V156L191 155ZM246 154H248V153H246ZM2 155H3V154H2ZM42 155H43V154H42ZM63 155H62V156H63ZM67 155H68V153H67ZM73 155H74V154H73ZM91 155H92V154H91ZM91 155H89V156H91ZM110 155H111V154H110ZM132 155H130V157H131ZM150 155H149V156H150ZM160 155H162V154H160ZM160 155H158V153H157V156H158L159 158L161 157ZM209 155H211V154H209ZM251 155H252V154H251ZM47 156H48V155H47ZM58 156H59V155H58ZM58 156H57V159H58ZM60 156H61V155H60ZM65 156H66V155H65ZM69 156H71V155H69ZM75 156H77V155H75ZM85 156H86V155H85ZM87 156H88V153H87ZM114 156H115V155H114ZM120 156H121V155H120ZM122 156H121V157H122ZM128 156L126 157L127 159H128ZM136 156H132V157L134 158V157H136ZM139 156H140V154H139ZM139 156H138L137 158H139ZM157 156H156V155L154 156L155 159H156ZM163 156H164V155H162V157H163ZM171 156H170V157H171ZM191 156H192V155H191ZM241 156H242V155H241ZM247 156H248V155H246L245 158H247ZM252 156H254V155H252ZM252 156H251V158H254V157H252ZM0 157H1V155H0ZM25 157H28V155L25 156ZM32 157H34V156H32ZM38 157H39V156H38ZM38 157H37V158H38ZM44 157H46V156H44ZM77 157H78V156H77ZM77 157H76V158H77ZM91 157L93 158V156H91ZM97 157H98V156H97ZM100 157H101V156H100ZM106 157H108V156H106ZM141 157H143L142 153H141ZM146 157L148 158L147 160L150 159L148 156H146ZM146 157H144V158H146ZM154 157H153V158H154ZM158 157H157V158H158ZM162 157H161V158H162ZM178 157L176 158L177 160H178ZM206 157H208L207 154H206ZM220 157H221V156H220ZM220 157H219V159H221ZM236 157H237V156H236ZM20 158H21V157H20ZM35 158H36V157H35ZM46 158H47V157H46ZM51 158H52V157H51ZM53 158H54V157H53ZM55 158H56V157H55ZM65 158H66V157H65ZM78 158H79V157H78ZM84 158H85V159H84ZM92 158H91V159H92ZM124 158H123V160H124ZM126 158H125V159H126ZM137 158H136V161H137ZM153 158L151 157V159H152L151 162H153V163L156 162V160H158V159H156V160L154 159L155 161H153ZM166 158H167V157H166ZM172 158H173V157H172ZM191 158H192V157H190V160H191ZM261 158H262V157H261ZM23 159H24V160H23ZM26 159H27V158H26ZM39 159H41V158H39ZM47 159H48V158H47ZM74 159H75V158H74ZM87 159H88V158H87ZM98 159H99V158H98ZM100 159H102V158H100ZM134 159H135V158H134ZM134 159H133V160H134ZM140 159H141V158H139L138 161H140ZM164 159H165V158H164ZM179 159H180V158H179ZM215 159H217V160H215ZM248 159H249V156H248ZM248 159H247V163L250 162V161H248ZM263 159H264V158H263ZM18 160H19V159H18ZM22 160L25 161V158H22ZM22 160H21V161H22ZM32 160H33V159H31V162H32ZM67 160H68V159H67ZM67 160H65V161L67 162ZM88 160H89V159H88ZM103 160H104V159H103ZM119 160H122V159H119ZM130 160L132 161V158H131V159H128L127 161H130ZM160 160H162V159H160ZM160 160H158V162H159ZM167 160H168V159H167ZM167 160H166V161H167ZM184 160H185V162H187L185 158H184ZM188 160H189V159H188ZM190 160H189L187 163H189ZM199 160H200V159H199ZM199 160H198V161H199ZM202 160H200V161L202 162ZM235 160H236V159H235ZM235 160H234V162H236ZM251 160H253V159H251ZM261 160H262V159H261ZM0 161H1V160H0ZM28 161H29V159H28ZM44 161H45V160H44ZM50 161L53 162L52 160H50ZM61 161H63V160H61ZM72 161H73V160H72ZM72 161H70V162H72ZM78 161H79V160H78ZM89 161H90V160H89ZM95 161H96V160H95ZM107 161H108V160H107V158H106V162H107ZM125 161H126V160H125ZM138 161H137V162H138ZM141 161H143V158H142ZM149 161H150V160H149ZM164 161H165V160H164ZM170 161H171V160H170ZM172 161H174V159H172ZM178 161H179V160H178ZM182 161H183V160H182ZM182 161L177 162V164L180 163V166H181V167L177 168V170H179V171L181 170L180 168H182V165H184V164H182L184 161H183V162H182ZM29 162H30V161H29ZM37 162H38V161H37ZM39 162H40V160H39ZM39 162H38V164H39ZM46 162H47V161H46ZM51 162H48V163H49V166H51V165H50ZM76 162H77V161H76ZM79 162L81 163L82 161H79ZM87 162H88V161H87ZM97 162H98V161H97ZM102 162H103V161H102ZM104 162H105V161H104ZM108 162H111V164H112V162H114V161H108ZM134 162H135V161H134ZM143 162H144V161H143ZM145 162H147V161H145ZM145 162H144V164H148V163H145ZM158 162L155 163V164L159 165L160 163H158ZM162 162H163V160H162ZM162 162H161V163H162ZM185 162H184V163H185ZM201 162H199V163H201ZM213 162H214V163H213ZM252 162H253V161H252ZM20 163H21V162H20ZM55 163H56V162H55ZM57 163H58V162H57ZM89 163H90V162H89ZM92 163H94V162L92 161ZM131 163H132V162H131ZM139 163H140V162H138V164H139ZM163 163H164V162H163ZM163 163H162V164H163ZM168 163H169V161H168ZM172 163L174 164V163H176V162H172ZM172 163H171V164H172ZM197 163H198V162H197ZM215 163H216V164H215ZM236 163H237V162H236ZM239 163H240V162H239ZM243 163H244V162H243ZM245 163H246V161H245ZM250 163H251V162H250ZM261 163H262V162H261ZM30 164H31V163H30ZM34 164H37V163H34ZM51 164H52V163H51ZM65 164H66V163H65ZM67 164H68V163H67ZM70 164H71V163H70ZM82 164H84V163H82ZM85 164H86V161H85ZM95 164H96V163H95ZM95 164H94V165H95ZM101 164H102V163H101ZM104 164H105V163H104ZM108 164H109V163H108ZM127 164L130 165V167H131V164H129L128 162H127ZM132 164H133V163H132ZM138 164L135 163L136 166H138ZM150 164H151V163H150ZM155 164H154V165H155ZM190 164H191V162H190ZM190 164H189V166H187V164H185L184 167L187 166V167H190V168H191V166H192V168H193V165L191 164V166H190ZM212 164H209V165H212ZM27 165H29V164H27ZM45 165H46V164H45ZM57 165H58V164H57ZM57 165H56V166H57ZM62 165H63V164H62ZM71 165H72V164H71ZM71 165H69V166H71ZM78 165H79V164H78ZM88 165H89V164H87V166H88ZM90 165H91V164H90ZM115 165H116V164H115ZM128 165H124V166L127 167ZM140 165H142V164H139V166H140ZM175 165H176V164H175ZM195 165H197V164H195ZM234 165H235V164H234ZM241 165H242V164H241ZM18 166H19V165H18ZM37 166H38V165H36V167H37ZM49 166H48V167H49ZM54 166H55V165H54ZM54 166H53V167H54ZM64 166H65V165H64ZM67 166H68V165H67ZM83 166H84V165H83ZM83 166H81V167H83ZM85 166H86V165H85ZM99 166H100V165H99ZM108 166H109V165H108ZM112 166H113V164H112ZM116 166H117V165H116ZM116 166H115V168H116ZM119 166H121V165H119ZM119 166H118V167H119ZM136 166H135V168L137 169ZM147 166H148V165H147ZM147 166H146V165L144 166L145 169L148 168ZM150 166H151V165H150ZM150 166H149V168H150V169H153V171H154V166H153V168H151ZM161 166H162V165H161ZM178 166H179V165H177V166H175V167H178ZM199 166H200V164H199ZM243 166H244V165H243ZM251 166H252V165H251ZM259 166H260V165H259ZM21 167H22V166H21ZM24 167H25V164H24ZM24 167H23V168H24ZM40 167H41V166H40ZM53 167H52V168H53ZM79 167H80V165H79ZM81 167H80V168H81ZM92 167H93V166H92ZM104 167H105V165H104ZM106 167H107V166H106ZM130 167L128 166L129 169H130ZM140 167L143 168V166H140ZM140 167H138V168H139L140 171H141L142 168H140ZM155 167H156V165H155ZM238 167H239V166H238ZM246 167H247V166H246ZM16 168H17V167H16ZM25 168H26V167H25ZM32 168H34V167H32ZM37 168H38V167H37ZM52 168H51V169H52ZM57 168H58V167H57ZM65 168H66V167H65ZM65 168H64V169H65ZM90 168H91V167H90ZM135 168L132 167V169L136 170ZM158 168H160V166H159ZM172 168H173V167H172ZM219 168H220V169H219ZM239 168H240V167H239ZM261 168H262V167H261ZM13 169H14V168H13ZM17 169H18V168H17ZM28 169H29V168H28ZM38 169H39V168H38ZM42 169H43V168H42ZM60 169H61V168H60ZM60 169H59V170H60ZM75 169H76V167H75ZM87 169H89V168H87ZM87 169H85V170H87ZM101 169H102V168H100V171H101ZM103 169H104V168H103ZM105 169H107V170H109V171L111 170V168L108 169V167L105 168ZM105 169H104V171H103V170L101 171V172H103V174H99L100 172L98 173V174L101 175V177L103 178L102 180H104V178L106 177V176H104V175H106L107 173L113 174L111 171L106 173L105 171H107V170H105ZM113 169H114V168H112V170H113ZM121 169H123V167H122ZM126 169H127V168H125V170H126ZM132 169H131V171H130V170H128V171L132 172V171H133ZM139 169H137V171H138ZM145 169H143L144 172H143V173L141 172L140 174H142V175H147V174H148V175H149V173H147V172H149V169H146V170H145ZM156 169H157V167H156ZM156 169H155V172H157V173L161 170V169H160V170L157 169V170H159V171H156ZM162 169H163V168H162ZM164 169H165V168H164ZM169 169H170V168H169ZM185 169H186V167H185ZM197 169H198V170H197ZM250 169H253V168H250ZM255 169H256V168H255ZM32 170H33V169H32ZM67 170L70 171L69 169H67ZM73 170H74V169H73ZM82 170H83V169H82ZM97 170H98V169H97ZM97 170H96V171H97ZM143 170H142V171H143ZM177 170H176V171H177ZM187 170H188V168H187ZM187 170H186V171H187ZM232 170H233V169H232ZM234 170H235V168H234ZM234 170H233V171H234ZM16 171H17V170H16ZM18 171H19V170H18ZM28 171H29V170H28ZM54 171H56V170H54ZM87 171H88V173L90 172L89 170H87ZM87 171H86L85 173H87ZM116 171H117V170H116ZM118 171H119V170H118ZM123 171H124V169H123ZM126 171H127V170H126ZM126 171H125L124 173H126ZM128 171H127V172H128ZM137 171H136L135 173L132 172V173H133V176H134V178H135V180H134L135 183H134V184H135V185L137 184V186H138V185L141 186L140 184H142V183L140 182V180H136V177H137V176L135 177V175H134V174L138 173ZM140 171H139V172H140ZM151 171H152V170H151ZM181 171H182V170H181ZM183 171H184V169H183ZM183 171H182V172H183ZM189 171H191V169H190ZM20 172H21V171H20ZM35 172H37V171H35ZM39 172H40V171H39ZM49 172H50V171H49ZM58 172H59V171H58ZM64 172H65V170H64ZM94 172H95V171H94ZM104 172H105V174H104ZM113 172H114V171H113ZM120 172H121V171H120ZM130 172H129L128 174H130ZM145 172H146V174H145ZM155 172H154L153 175H155ZM162 172H163V171H162ZM168 172H169V171H168ZM170 172H171V171H170ZM229 172H230V173H229ZM8 173H9V172H8ZM26 173H27V172H26ZM33 173H34V172H33ZM51 173H52V172H51ZM54 173H56V172H54ZM54 173H53V174H54ZM114 173H115V172H114ZM117 173H118V172H117ZM176 173H177V172H175V175H179V176H180V174H181V177H180L181 179H179L178 176L175 177V178L178 177V178H177V181H179V180L182 181V179H183L184 177L186 178V176H189V174H188L187 172H186V173H187L188 175H187V174H184V172H183V174H182V173L178 174L179 172H178L177 174H176ZM225 173H226V176H229L230 178H229V179L227 178V179L225 180V182H224V179L226 178L225 175H224ZM249 173H250V171H249ZM249 173H248V174H249ZM10 174H11V173H10ZM57 174H58V173H57ZM63 174H64V173H63ZM71 174H72V172H71ZM98 174H97V175H98ZM128 174H126L127 177H128ZM140 174H138V176H140ZM151 174H152V172H151ZM151 174L149 175V177H151ZM229 174H230V175H229ZM14 175H17L16 172H15ZM18 175H19V174H18ZM18 175H17V176H18ZM20 175H21V174H20ZM22 175H24V174H22ZM30 175H31V174H30ZM32 175H33V174H32ZM37 175H40V174H37ZM55 175H56V174H55ZM88 175H89V174H88ZM91 175H93L92 171H91ZM99 175H98V176H99ZM102 175H103L104 177H103ZM108 175H109V174H107V176H108ZM113 175H114V174H113ZM122 175H124V174H122ZM136 175H137V174H136ZM142 175H141V177H143ZM148 175H147V176H148ZM153 175H152V176H153ZM157 175H158V174H157ZM184 175H186V176H184ZM195 175H196V174H195ZM241 175H242V174H241ZM259 175H260V174H259ZM59 176H60V175H59ZM69 176H70V175H69ZM69 176H68V177H69ZM73 176H74V175H73ZM98 176H96V174H95V177H98ZM119 176H120V175H119ZM119 176H117V177H119ZM131 176H132V175H131ZM131 176H129L128 178H130V179L132 178V179H133V177H131ZM147 176H145V178H146ZM155 176H156V175H155ZM160 176H161V175H160ZM182 176H184V177H182ZM191 176L194 177V173H193V175H191ZM197 176L200 177V176H202V175H199V174H198ZM197 176H196L195 178H197ZM239 176H240V175H239ZM243 176H244V175H243ZM243 176H242V177H243ZM245 176H247V175L245 174ZM255 176H256V175H255ZM12 177H13V179H14L16 176H15V177L12 176ZM19 177H20V176H19ZM19 177H18V178H19ZM28 177H29V176L27 175V178H28ZM32 177H34V176H32ZM57 177H58V176H57ZM60 177H61V176H60ZM93 177H94V176H93ZM95 177H94V178H95ZM101 177H100V178L98 177L99 180L101 179ZM110 177H112V176L109 175V178H110ZM117 177H116V178H117ZM120 177H121V176H120ZM141 177H138V178L141 179ZM156 177H157V176H156ZM156 177H155V178H156ZM224 177H225V178H224ZM235 177H236V176H235ZM235 177H234V179H235ZM259 177H260V176H259ZM18 178L16 177L15 180H13L12 178H11V179L13 180V183H14V182L16 181V179H17V181H19L18 184L20 185V187H21V189H22V186H23V188H24L25 182H23L24 185H22V186H21L22 183H20V182H21V181H24L25 178H23V180H21L22 177H20L21 179L19 178V180H18ZM27 178H26V180H27ZM36 178H37V176H36ZM73 178H74V177H73ZM82 178H83V177H82ZM84 178H86V177H84ZM89 178H90V175H89ZM91 178H92V177H91ZM91 178H90V180H91ZM107 178H108V177H107ZM109 178H108V179H109ZM123 178H125V175H124ZM128 178L124 179V183L126 182L125 180H127ZM138 178H137V179H138ZM155 178H154V179H155ZM160 178H161V177H160ZM171 178H173V177H171ZM175 178H174V179H175ZM190 178H191V177L189 176L188 180H189ZM11 179H10V181H9L10 183H12V180H11ZM79 179H80V178H79ZM119 179H120V178H119ZM119 179L117 178V180H119ZM121 179H122V178H121ZM130 179H129V180H130ZM148 179H149V178H148ZM151 179H153V178L151 177ZM161 179H162V178H161ZM7 180H8V179H7ZM20 180H21V181H20ZM32 180H33V179H32ZM39 180H41L40 177H39ZM85 180H86V179H85ZM92 180L94 181L93 178H92ZM95 180H96V178H95ZM106 180H107V179L105 178L104 181H106ZM110 180H112V179H110ZM141 180H142V179H141ZM164 180H165V179H164ZM188 180H187V182H188ZM205 180H206V182H205ZM86 181H87V180H86ZM100 181H101V180H100ZM104 181H103V182H104ZM121 181H123V179H122ZM150 181H151V180H150ZM152 181H153V180H152ZM177 181H176V182H177ZM197 181H198V180H197ZM260 181H261V180H260ZM30 182H32V181H30ZM35 182H36V181H35ZM67 182H68V181H67ZM87 182H89V181H87ZM142 182L144 183L145 180H144V181L142 180ZM158 182H159V181H158ZM167 182H168V181H167ZM173 182H174V181H173ZM182 182L187 183V182L185 181V179H184V181H182ZM201 182H202V181H201ZM201 182H198V183H201ZM223 182H224V183H223ZM1 183H2V182H1ZM10 183H9V184H10ZM13 183H12V184H13ZM15 183H16V185H15V184H14V185L19 187V185L17 184V182H15ZM28 183H29V182H28ZM32 183H34V182H32ZM78 183H79V181H78ZM78 183H77V184H78ZM84 183L86 184V182H84ZM91 183H93V182L91 181ZM97 183H98V182H97ZM97 183H96V185H97ZM111 183H112V182H111ZM116 183H118V182H116ZM124 183H122V184H124ZM126 183H127V182H126ZM148 183H149V181H147L146 184H148ZM151 183H153V182H151ZM178 183H179V182H178ZM195 183H196V181H195ZM206 183H208V184H206ZM221 183H222V184H225V187H224V188L228 187L227 190H226V189H225V190L223 189V185H222ZM238 183H239V182H238ZM6 184H7V183H6ZM36 184H37V183H36ZM89 184H90V183H89ZM93 184L95 185V182H94ZM112 184H114V183H112ZM129 184L132 185L133 183H130V181H129ZM134 184H133V185H134ZM144 184H145V183H144ZM146 184H145V185H146ZM179 184H181V183H179ZM183 184H184V183H182V186H183ZM250 184H251V182H250ZM258 184H259V183H258ZM14 185H13V187H14ZM30 185H31V184H30ZM30 185H29V186H30ZM37 185H38V184H37ZM37 185H36V186H37ZM74 185H75V184H74ZM91 185H92V184H91ZM99 185L101 186L100 182H99ZM99 185H98V186H99ZM104 185H105V184H104ZM106 185H107V184H106ZM115 185H116V184H115ZM119 185H120V184H119ZM124 185H125V184H124ZM124 185H123V186H124ZM126 185H127V184H126ZM133 185H132V186H133ZM149 185H150V184H149ZM152 185H153V184H152ZM160 185H162V183H160ZM164 185H165V184H164ZM174 185H176V184H174ZM186 185H189V183H187ZM186 185H184V187H185ZM201 185H202V183H201ZM221 185H222V186H221ZM261 185H262V184H261ZM6 186H7V185H6ZM76 186H77V185H76ZM78 186H79V185H78ZM81 186H83V185H81ZM98 186H96V187H98ZM107 186H108V185H107ZM117 186H118V185H117ZM137 186H136V187H137ZM143 186H144V185H143ZM170 186H171V184H170ZM237 186H238V185H237ZM237 186H236V187H237ZM239 186H240V184H239ZM9 187H11V184H10ZM13 187H12V188H13ZM20 187H19V189H20ZM25 187H26V186H25ZM33 187H34V186H33ZM73 187H74V186H73ZM87 187H88V186H87ZM92 187L95 188L94 186H92ZM92 187H91V188H92ZM124 187H125L126 189L124 188V189H125L124 191H122L123 189H121V190H120L121 192H125L126 190H128V188H127L128 186H127V187L124 186ZM130 187H131V186H130ZM130 187H129V188H130ZM154 187H155V185H154ZM162 187H163V186H162ZM174 187H175V186H173V188H174ZM178 187H179V186H178ZM178 187H177V188L175 187L176 190H178ZM184 187H183V188H184ZM186 187H188V186H186ZM189 187H191V186H189ZM201 187H202V186H201ZM246 187H248V186H246ZM254 187H255V186H254ZM12 188H10V190H14V188H16V187H14L13 189H12ZM27 188H28V187H27ZM75 188H76V187H75ZM75 188H74V189H75ZM85 188H86V187H85ZM93 188H92V189H93ZM115 188H116V187H115ZM117 188H118V187H117ZM119 188H120V187H119ZM119 188H118V190H119ZM131 188H132V187H131ZM143 188L145 189V187H143ZM151 188H152V187H151ZM170 188H171V187H170ZM170 188H167L166 190H167V191H171L172 188H171V189H170ZM179 188H180V187H179ZM193 188H194V189L196 188V191H198V186H197V187L193 186ZM202 188H203V187H202ZM210 188H211V187H210ZM217 188H218V187H217ZM237 188H238V187H237ZM240 188H241V187H240ZM79 189H80V188H79ZM88 189H89V188H88ZM98 189H99V187H98ZM98 189H97V191H98ZM102 189H103V187H102ZM135 189H136V188H135ZM141 189H142V188H141ZM144 189H143V190H138V192L140 193V191H141L142 193H140V194H143ZM155 189H156V188H155ZM168 189H169V190H168ZM220 189H219L218 191L214 190V192H212V193H215V191H216V193H218V192L220 191ZM15 190H16V194H17V190H18V188H16ZM77 190H78V188H77ZM85 190H87V189H85ZM89 190L92 191L91 189H89ZM89 190H88V191H89ZM99 190H100V189H99ZM104 190H105V189H104ZM110 190H111V189H110ZM112 190H113V189H112ZM132 190H134V187L132 188ZM132 190H131V191H132ZM153 190H154V188H153ZM160 190H163V189L160 188ZM160 190H159V192H158L157 190H156V191L160 194V192H161ZM174 190H175V189H174ZM174 190H172V191L175 192V193H180V192L184 191L183 189H182V190H179L180 192H179V191L176 192V190H175V191H174ZM186 190H187V192L184 191V193H185V192L188 193V188H186ZM192 190H193V189H192ZM199 190H201V189H199ZM208 190H209V189H208ZM246 190H247V189H246ZM255 190H256V189H255ZM18 191H19V190H18ZM23 191H24V190H23ZM25 191H26V190H25ZM27 191H28V190H27ZM71 191H73V190H71ZM82 191H83V189H82ZM82 191H81V192H82ZM95 191H96V189H95ZM95 191H93V193H94L93 195H95L96 193L100 192V191H98V192L95 193ZM128 191H130V190H128ZM148 191H149V190H148V186H147V191H145V192H148ZM189 191H190V188H189ZM210 191H211V190H210ZM231 191H232V189H231ZM7 192H8V190H7ZM33 192H34V191H33ZM73 192H74V191H73ZM76 192H77V191H76ZM76 192H75V193H76ZM84 192H85V191H84ZM102 192H103V191H102ZM102 192H100V193L102 194ZM106 192H107V191H106ZM108 192H109V191H108ZM116 192H117V191H116ZM162 192H163V191H162ZM190 192H192V193L194 192V193H193V197L196 196V195L194 196V194H196L194 190H193V191H190ZM205 192H207V195L210 193V192L208 193V191H205ZM220 192H221V191H220ZM232 192H233V191H232ZM66 193H67V192H66ZM66 193H65V194H66ZM88 193H89V192H88ZM112 193H114V192H112ZM117 193H118V192H117ZM117 193H116V194H117ZM125 193L127 194V192H125ZM125 193H122V194H125ZM131 193H132V192H131ZM134 193H135V192H134ZM175 193H174L173 195H175V196L177 197V195H176ZM184 193H180V194L182 195V194H184ZM198 193H200V192H198ZM198 193H197V197H198V199H199V196H200V197H201V196H205L203 192H201V194L203 193V195H199ZM221 193L223 194V192H221ZM221 193H220V194L218 193V196L221 195ZM245 193H246V192H244V194H245ZM2 194H3V193H2ZM12 194H13V193H12ZM35 194H36V193H35ZM68 194H69V192H68ZM70 194H71V193H70ZM103 194H104V193H103ZM114 194H115V193H114ZM116 194H115L116 197L114 196L113 199H114V198H116V199L118 198ZM119 194H120V192H119ZM119 194H118V195H119ZM122 194H120V197H123V196H121ZM135 194H137V196L140 197V195L137 193V189H136V193H135ZM144 194H145V193H144ZM148 194H149V193H147V195H148ZM166 194H168V192H167ZM166 194H165L164 196H163V195H162V196L165 198V196L167 197ZM170 194H171V193H169L168 196H171ZM226 194H228V193H226ZM226 194H225V195H226ZM230 194H231V192H230ZM240 194H241V193H240ZM22 195H25V192H24ZM32 195H33V193H32ZM84 195H85V194H84ZM93 195H92V196H93ZM96 195H97V194H96ZM109 195H110V194H109ZM131 195H132V194H131ZM173 195H172V197H173V198H176V197H174ZM185 195L187 196V194H185ZM188 195H189V193H188ZM198 195H199V196H198ZM209 195H212V194H209ZM209 195H208V196H209ZM4 196H5V195H4ZM8 196H9V195H8ZM8 196H7V197H8ZM26 196H27V195H26ZM30 196H31V195H30ZM68 196H69V195H68ZM68 196H66V197H68ZM71 196H75V195L72 194ZM77 196H78V195H77ZM80 196H82V195H80ZM87 196H88V195H87ZM89 196H90V195H89ZM97 196H98V195H97ZM124 196H126V195H124ZM142 196H143V195H142ZM149 196H150V195H149ZM158 196H160V195H158ZM186 196H184V200H183V201H182V199H181L182 202L185 201ZM212 196L215 197L214 195H212ZM223 196H224V194H223ZM223 196H221V197H223ZM262 196H263V195H262ZM11 197H12V196H11ZM35 197H36V196H35ZM82 197H83V196H82ZM94 197H96V196H94ZM109 197H111V196H109ZM130 197H131V196H130ZM130 197H129V198H130ZM134 197H135V196H133L132 198H130V199L133 200V202H134ZM138 197H137V198H138ZM144 197H145V196H144ZM144 197H143V198H144ZM178 197H179V196H178ZM182 197H183V195H182ZM190 197H191V196H190ZM190 197L188 196V199H190ZM197 197H196V199H197ZM213 197H212V198H213ZM227 197H228V196H227ZM229 197H230V196H229ZM232 197H233V196H232ZM25 198H26V197H25ZM28 198H29V197H28ZM28 198H27V199H28ZM33 198H34V197H33ZM39 198H40V197H39ZM90 198H91V197H90ZM97 198H99V196H98ZM97 198H96V199H97ZM125 198H126V199H125ZM143 198L141 197V200H142ZM155 198H156V197H155ZM164 198H161V199H164ZM173 198H172V199H173ZM205 198L207 199V197H205ZM208 198H209V197H208ZM212 198H211V200H212ZM217 198H218V197H217ZM219 198H220V197H219ZM27 199H25V200H27ZM70 199H72V198H70ZM81 199H82V198H81ZM83 199H85V198H83ZM91 199H92V198H91ZM116 199H115V200H116ZM122 199H123V200L125 199L126 201H128V203L130 202V201L127 199V197H123ZM122 199L119 198V200H122ZM147 199L149 200V202H150V200H151V201L154 200V198H153V200H152V199H150V197H148ZM147 199L144 198L145 201H147ZM157 199H159V197H157ZM167 199H171V197H169V198H167ZM178 199H179V198H178ZM178 199H177V200H178ZM196 199L194 198V200H196ZM228 199H229V198H228ZM239 199H241V198H239ZM246 199H247V198H246ZM12 200H13V199H12ZM22 200H23V198H22ZM73 200H74V199H73ZM73 200H72V201H73ZM75 200H77V199H75ZM88 200H89V199H88ZM103 200H104V199H103ZM106 200H107V199H106ZM115 200H113L112 202H115ZM119 200L117 199V200H116L117 202H115V204H116V203H121V202H119ZM137 200H138V199H137ZM139 200H140V198H139ZM141 200H140V202L144 201V200H142V201H141ZM173 200H174V199H173ZM179 200H180V199H179ZM186 200H187V198H186ZM191 200H193L192 197H191ZM191 200H190V201H191ZM203 200H204V198H203ZM203 200L201 199V203H202ZM214 200H215V198L213 199V201H214ZM219 200H220V199H219ZM31 201H32V200H31ZM39 201H40V200H39ZM39 201H38V202H39ZM94 201H95V202H98V201H96V200H94ZM101 201H102V200H101ZM135 201H136V200H135ZM145 201H144V202H145ZM154 201H156V200H154ZM163 201H164V200H163ZM163 201L160 200V202H159V200H158V202H159L161 205H162L161 202H163ZM170 201H171V200H170ZM181 201H179V202H181ZM213 201H210V202H213ZM224 201H225V200H224ZM229 201H230V200H229ZM231 201H232V200H231ZM4 202H5V201H4ZM13 202H14V201H13ZM13 202H12V203H13ZM19 202H20V200H19ZM21 202H22V201H21ZM21 202H20V203H21ZM40 202H41V201H40ZM81 202H82V201H81ZM83 202H86V201L84 200ZM90 202H91V201H90ZM105 202H107V201H105ZM133 202H131V204H132ZM136 202H138V201H136ZM147 202H148V201H147ZM149 202H148V203H149ZM165 202H166V200H165ZM167 202L169 203V201H167ZM174 202H175V201H174ZM182 202H181V203H182ZM187 202H188V201H187ZM187 202H184V203L187 204ZM192 202H193V201H192ZM205 202H208V201L205 200ZM210 202H209V203H210ZM1 203H2V202H1ZM9 203H10V202H9ZM15 203H16V202H15ZM33 203H35V202H33ZM99 203H100V201H99ZM128 203H127V204H128ZM142 203H143V202H142ZM142 203H140V204H142ZM148 203H146V205H147ZM152 203H153V202H150V203H149L150 206H151ZM154 203H155V204H154ZM154 203H153V204L156 205V202H154ZM171 203H173V201H172ZM171 203H169V204H171ZM175 203H178V201L175 202ZM175 203H173V204H175ZM195 203L197 204V201H196ZM198 203H199V201H198ZM213 203H214V202H213ZM240 203H241V202H240ZM4 204H5V203H4ZM6 204H8V203H6ZM26 204H27V203H26ZM26 204H25V205H26ZM29 204H30V203H29ZM93 204H95V203H93ZM113 204H114V203H113ZM113 204H112L111 206H112V208L114 207V208H113V210L115 211L114 214L117 215V211H118V214L120 213L121 210L124 211V210H123V207H122V209H120L121 206H122V204H123V201H122V203L120 204L121 206H118L119 204H117V206L120 207V208H117V209H118L117 211L115 210V206H116V205L113 206ZM124 204H126V203H124ZM124 204H123V205H124ZM133 204H134V203H133ZM149 204H148V205H149ZM157 204H158V203H157ZM160 204H159V206L157 205V206L154 207V208L160 207ZM164 204H165V203L163 202V206H161V207H164ZM166 204H167V203H166ZM166 204H165V206L167 207ZM169 204H168V205H169ZM189 204H191V203H189ZM203 204L206 205V203H203ZM207 204H208V203H207ZM215 204H216V202H215ZM222 204H223V203H222ZM222 204H221V205H222ZM224 204H225V203H224ZM234 204H235V203H234ZM236 204H237V203H236ZM254 204H255V203H254ZM261 204H262V203H261ZM0 205H1V204H0ZM80 205H81V204H80ZM143 205H144V204H143ZM171 205H172V204H171ZM175 205H176V204H175ZM175 205H174V207H175ZM178 205H181V204H177L176 206H178ZM183 205H184V204L182 203V206H183ZM192 205H193V203H192ZM200 205H201V204H200ZM200 205H199V206H200ZM208 205H209V204H208ZM211 205H213V204L211 203ZM2 206H3V205H2ZM6 206H7V205H6ZM16 206H17V205H16ZM21 206L23 207V205H21ZM21 206H20V209H21ZM88 206H89V204H88ZM95 206H97V204H96ZM100 206H101V205H100ZM104 206H105V205H104ZM104 206H103V207H104ZM117 206H116V207H117ZM129 206H131V205L129 204ZM129 206H128L129 210H128V208H127V210L125 209V210H126V213H128V212H131V213H132L133 210H134L133 213H135V210H136V209H133V210L131 211L130 209H132V206H131V207H129ZM172 206H173V205H172ZM189 206H190V205H188L187 207H189ZM195 206H198V205H195ZM201 206H202V205H201ZM201 206H200V207H201ZM219 206H220V205H219ZM223 206H224V205H223ZM238 206H239V204H238ZM10 207H11V206H10ZM13 207H14V205H13ZM28 207H29V206H28ZM89 207H92V206H89ZM126 207H127V205L125 206V208H126ZM137 207H138V206H137ZM141 207H142V206H141ZM141 207H140V209H141ZM143 207L145 208V205H144ZM185 207H186V206H185ZM206 207H207V205H206ZM206 207H205V208H206ZM3 208H4V207H3ZM6 208H8V207H6ZM11 208H12V207H11ZM26 208H27V207H26ZM87 208H88V207H87ZM98 208H99V207H98ZM110 208H111V207H110ZM112 208H111V209H112ZM133 208H136V205H134ZM148 208H150V207H148ZM164 208H165V207H164ZM167 208H168V207H167ZM167 208H166V210H167ZM181 208H182V207H181ZM189 208H190V207H189ZM202 208H203V207H202ZM212 208H213V207H212ZM212 208H210V205H209L208 209L211 210ZM238 208H239V207H238ZM1 209H2V208H1ZM1 209H0V210H1ZM40 209H41V208H40ZM40 209H39V210H40ZM91 209H92V208H91ZM105 209H107V208H105ZM111 209H109V211H110ZM137 209H138V208H137ZM140 209H139V211H140ZM151 209H153V208H151ZM157 209L159 210V208H157ZM157 209H155L154 212H156ZM161 209H162V208H161ZM170 209H171V208H170ZM178 209H179V207H178ZM186 209H187V208H186ZM186 209H185V213L187 212ZM191 209H194V205H193V208H191ZM196 209H197V208H196ZM196 209H195V210H196ZM199 209H200V208H198V210H199ZM208 209H207V211H208ZM213 209H214V208H213ZM216 209H217V208H216ZM220 209H221V208H220ZM9 210H10V211H9ZM9 210H8V211L11 212L12 209L9 208ZM41 210H42V209H41ZM113 210H111V211L114 212ZM119 210H120V211H119ZM144 210H145V209H144ZM163 210H164V209H163ZM163 210H161V211H163ZM195 210H194V211H195ZM204 210H206V209L203 208V209L200 210V211L204 212ZM228 210H229V209H228ZM236 210H237V208H236ZM12 211H13L12 213H15L14 211L17 212L16 209H15V210H12ZM24 211H25V210H24ZM51 211H52V210H51ZM84 211H85V210H84ZM95 211H96V210H95ZM127 211H128V212H127ZM136 211H138V210H136ZM139 211H138V212H139ZM146 211H147V207H146ZM174 211H177V210H174ZM178 211H179V210H178ZM180 211H181V210H180ZM189 211H191V210H189ZM189 211H188V212H189ZM194 211H193V213H194ZM207 211H205V213H206ZM217 211H219V210H217ZM5 212H6V211H5ZM19 212H20V211H19ZM19 212H18V213H19ZM30 212H33V211H30ZM138 212H137V217H138L139 214L142 215V214H141V211H140L139 214H138ZM152 212H153V211H152ZM202 212H200V213L202 214ZM211 212H212V211H211ZM222 212H223V211H222ZM262 212H263V211H262ZM3 213H4V212H3ZM3 213H2V215H4ZM24 213H25V212H24ZM34 213H35V212H34ZM48 213H49V212H48ZM108 213H109V212H108ZM108 213H107V214H108ZM131 213H130V214H131ZM133 213H132L131 216H133ZM143 213H144V212H143ZM149 213H150V212H149ZM160 213H162V212H160ZM165 213H166V212H165ZM178 213H180V212H178ZM185 213H184V214H185ZM196 213H198V211L195 212L194 214H196ZM200 213H198V214L200 215ZM205 213H203V215H204ZM207 213H208V212H207ZM214 213H215V212H214ZM227 213H228V212H227ZM227 213H226V214H227ZM231 213H232V212H231ZM231 213H230V215H231ZM240 213H241V211H240ZM9 214H10V213H9ZM22 214H23V213H22ZM37 214H38V213H37ZM40 214H41V213H40ZM88 214H89V213H88ZM90 214H91V213H90ZM109 214H110V213H109ZM124 214H125V211H124ZM128 214H129V213H128ZM128 214H127V215H128ZM130 214H129V216H130ZM135 214H136V213H135ZM151 214H152V213H151ZM154 214L156 215L157 213H154ZM158 214H159V213H158ZM168 214H169V213H168ZM176 214H177V212H176ZM209 214H210V213H208V215L205 214V216H207L208 218H210V217H209ZM221 214H223V213H221ZM234 214H235V213H234ZM6 215H7V214H6ZM12 215H13V214H11V216H12ZM19 215H20V214H19ZM24 215H25V214H24ZM26 215H27V214H26ZM38 215H39V214H38ZM38 215H37V216H38ZM111 215H112V214H111ZM116 215H115V216H116ZM171 215H172V214H171ZM188 215H189V214H188ZM190 215L192 216V213H191ZM199 215H198V216H199ZM217 215H219V214H217ZM230 215H229V216H230ZM235 215H239V213H238V214L236 213ZM242 215H243V214H242ZM259 215H260V214H259ZM7 216H8V215H7ZM7 216H6V217H7ZM15 216H16V214H15ZM22 216H23V215H22ZM106 216H107V215H106ZM115 216H114V218H116V220L118 219L116 222L119 221V223H120V222H121L120 219H121V217L123 216V213L121 212V214L119 215V216H121L120 218H119L118 215H117L118 218H117V216H116V217H115ZM145 216L147 217V214H145L144 217H145ZM150 216H151V215H150ZM158 216H163V215H158ZM182 216H183V215H182ZM198 216H197V214H196V218H197ZM201 216H202V215H201ZM205 216H203V217L205 218ZM222 216H223V215H222ZM224 216H225V215H224ZM232 216H233V214H232ZM232 216H230V219L232 218ZM239 216H240V215H239ZM12 217H13V216H12ZM27 217H28V215H27ZM27 217H26V216H25L24 218H23V217H20V220H21L22 218L25 219V218H27ZM30 217H31V216H30ZM81 217H82V216H81ZM107 217H108V216H107ZM127 217H128V216H127ZM127 217H126V215H125V217H122V218H125V219H126ZM133 217H134V216H133ZM133 217L131 218V220L133 219ZM144 217H141V218L136 219V220H141L142 218H143L144 220H146V217H145V218H144ZM151 217H152V216H151ZM151 217H150V218H151ZM154 217H156V216H154ZM186 217H187V216H186ZM199 217H200V216H199ZM199 217H198V218H199ZM225 217H226V222H228V221L230 222V219L227 221V216H225ZM225 217H223L224 220H225ZM233 217H234V216H233ZM237 217H238V216H237ZM18 218H19V217H18ZM37 218H38V217H37ZM65 218H66V217H65ZM68 218H69V217H68ZM111 218H112V217H111ZM134 218H135V217H134ZM161 218H162V217H161ZM166 218H167V217H166ZM170 218H171V217H170ZM188 218H189V217H188ZM193 218H195V215H194ZM193 218H192V219H193ZM204 218L201 217V218L199 219V221H201V219H203V221H206V220H204ZM213 218H214V216H213ZM234 218H235V217H234ZM256 218H257V217H256ZM16 219H17V218H16ZM34 219H35V218H34ZM80 219H81V218H80ZM84 219H85V218H84ZM86 219H87V218H86ZM86 219H85L84 222L87 223V220H86ZM125 219H124V220H125ZM143 219H142V221H144ZM162 219H163V218H162ZM171 219H173V218H171ZM183 219H184V218H183ZM189 219H190V222H191V220H192L191 217H190ZM206 219H207V218H206ZM235 219H236V218H235ZM239 219H240V218H239ZM242 219H243V218H242ZM11 220H14V221L16 222L15 219H11ZM82 220H83V219H82ZM89 220H90V219H89ZM121 220H122V222L124 221L123 219H121ZM126 220L128 221V219H126ZM129 220H130V219H129ZM136 220H135V221H136ZM149 220H150V219H149ZM156 220H158V219L156 218ZM177 220H178V219H177ZM208 220H209V221H208ZM240 220H241V219H240ZM258 220H259V219H258ZM258 220H257V221H258ZM14 221H12V223L15 224ZM21 221H23V222H21ZM21 221H18V223L21 222V226H22V224L24 223L25 220H21ZM29 221H30V220H29ZM66 221H67V220H66ZM108 221H109V220H108ZM132 221H133V220H132ZM132 221H131V222H132ZM142 221H141V222H142ZM151 221H152V220H151ZM153 221H154V220H153ZM159 221H160V217H159ZM159 221H158V222H159ZM168 221H170V219H169ZM168 221H167V222H168ZM181 221H182V220H181ZM181 221H180V219H179L180 227H182V226H181V223L183 222V221H182V222H181ZM184 221H185V219H184ZM186 221H187V219H186ZM199 221L197 220V222H199ZM251 221H252V220H251ZM2 222H3V221H2ZM27 222H28V221H27ZM78 222H79V221H78ZM80 222H82V221H80ZM124 222H125V221H124ZM131 222H130V224H131ZM160 222H161V221H160ZM160 222H159V223H160ZM177 222H178V221H177ZM177 222H176V223H177ZM190 222L187 221L186 223H190ZM193 222H194V221H192L191 224H193ZM208 222H210V219H207V221H206L205 223H208ZM235 222H237V221L234 220V223H235ZM241 222H243V221H241ZM3 223H4V222H3ZM3 223H2V224H3ZM5 223H6V222H5ZM7 223H8L7 225H9V226H11V225L13 226V225H14V224H11V223H10V219H9V222L7 221ZM28 223H29V222H28ZM28 223H27V224H28ZM90 223H91V222H90ZM106 223H108V222H106ZM111 223H112V222H111ZM114 223H115V220H114ZM132 223H134V222H132ZM138 223H140V222H138ZM138 223H136V224H138ZM143 223L145 224V222H143ZM155 223H156V221H155ZM161 223H162V222H161ZM163 223H164V222H163ZM176 223H175V225H176ZM184 223H185V222H184ZM203 223H204V222H202V225H203ZM24 224H25V223H24ZM27 224L25 225L26 227H27ZM34 224H35V223H34ZM83 224H84V223H83ZM125 224H126V226H125V225H124V226H125L126 228L124 227V231L127 229V224H129V221H128V223L126 222ZM130 224H129V225H130ZM164 224H165V223H164ZM178 224H179V223H178ZM178 224H177V225H178ZM191 224H190V226H191ZM194 224H195V223H194ZM194 224H193V225H194ZM196 224H197V226H198V223H196ZM196 224H195V225H196ZM200 224H201V223H200ZM0 225H1V222H0ZM7 225H6V227L8 228ZM36 225H37V224H36ZM36 225H35V226H36ZM84 225H85V224H84ZM84 225H83V226H84ZM121 225H122V227H123V224H121ZM121 225H120V226H121ZM129 225H128V226H129ZM151 225H153V223H152ZM156 225H157V224H155V226H156ZM182 225H183V228H184V227L186 228V226L189 227V224H182ZM184 225H186V226H184ZM208 225H210V224L208 223ZM208 225L205 226V227L208 228ZM230 225H231V222H230ZM250 225H251V224H250ZM253 225H254V224H253ZM2 226H3V225H2ZM4 226H5V224H4ZM15 226H16V225H15ZM23 226H24V225H23ZM29 226H30V225H29ZM80 226H81V225H80ZM85 226H86V225H85ZM104 226H105V225H104ZM109 226H110V224H109ZM114 226H115V225H114ZM137 226H139V224H138ZM142 226H144V225L142 224ZM142 226L140 225V227H138V229H140V231L142 230V229H141ZM155 226H154V227H155ZM157 226H158V225H157ZM162 226H163V225H162ZM197 226H196V227H197ZM231 226H232V225H231ZM17 227H18V226H17ZM37 227H38V225H37ZM106 227H108V226H106ZM117 227H118V226H116V228H117ZM133 227H134V229H135L136 226L133 224ZM149 227H150V226H149ZM154 227H153V228H154ZM159 227L162 228L161 225H159ZM169 227H170V226H169ZM193 227H194V226H193ZM193 227H191V228H193ZM196 227H195V229H196ZM201 227H202V226H201ZM203 227H204V226H203ZM203 227H202V229H200L201 233L203 232V231H202V230H203ZM210 227H211V226H210ZM236 227H239V226L236 225ZM250 227L252 228V226H250ZM255 227L257 228V226H254V228H255ZM18 228H19V227H18ZM20 228H21V227H20ZM20 228H19V229H20ZM72 228H74V226H73ZM80 228H81V227H80ZM101 228L103 229V227H101ZM101 228H100V230H101ZM145 228H146V226H145ZM170 228H171V227H170ZM173 228H174V227H173ZM185 228H184V229H185ZM199 228H200V227H199ZM221 228H222V227H221ZM3 229H4V228H3ZM85 229H86V228H85ZM85 229H84V231H85ZM90 229H91V228H90ZM105 229H107V228H105ZM110 229H111V228H110ZM119 229H121V227H120ZM136 229H137V227H136ZM138 229H137V231H139ZM176 229H177V228H176ZM184 229H182V230H184ZM195 229H193V230H195ZM12 230H13V229H12ZM17 230H18V229H17ZM36 230H37V229H36ZM76 230H77V228H76ZM108 230H109V229H108ZM115 230L118 231V229H115ZM121 230H122V229H121ZM156 230H157V229H156ZM171 230H173V229H171ZM188 230H189V229H187V231H188ZM191 230H192V229H191ZM197 230H199V229H197ZM210 230H211V229H210ZM4 231H5V230H4ZM10 231H11V230H10ZM13 231H15V229H14ZM22 231H23V230H22ZM32 231L35 232V230H32ZM73 231H75V230H73ZM82 231H83V230H82ZM103 231L106 232L105 230H103ZM135 231H136V230H135ZM176 231H177V230H176ZM179 231H180V230H179ZM185 231H186V230H185ZM185 231H183V232L181 231L180 233L183 234V233H185ZM208 231H209V230H208ZM251 231H252V229H251ZM6 232H7V231H6ZM16 232H17V231H16ZM24 232H25V231H24ZM24 232H23V233H24ZM26 232H27V231H26ZM69 232H70V231H69ZM75 232H77V231H75ZM79 232H80V231H79ZM101 232H102V231H101ZM111 232H113V231H111ZM122 232H123V230H122ZM146 232H147V231H146ZM173 232H174V231H173ZM189 232H190V231H189ZM191 232H192V231H191ZM191 232H190V234H188V235L185 233V234L187 235V237H188L189 235H192ZM252 232H253V231H252ZM19 233H20V232H19ZM80 233H81V232H80ZM102 233H103V232H102ZM108 233H109V232H108ZM114 233H115V232H114ZM117 233H119V232H117ZM117 233H116V235H118ZM120 233H121V231H120ZM120 233H119V234H120ZM125 233H126V232H125ZM137 233H138V232H137ZM180 233H179V234H180ZM197 233H198V232H197ZM197 233H196V234H197ZM199 233H200V232H199ZM206 233H207V232H206ZM221 233H222V232H221ZM5 234H6V233H5ZM9 234H11V233H9ZM14 234H16V233L14 232ZM24 234H25V233H24ZM33 234H34V233H33ZM67 234H68V233H67ZM75 234H76V233H75ZM77 234H78V233H77ZM81 234H82V233H81ZM81 234H78V235L80 236ZM88 234H90V233H88ZM88 234H87V235H88ZM135 234H136V233H135ZM185 234H184V235H185ZM194 234H195V232L193 233V235H194ZM217 234H218V233H217ZM223 234H224V233H223ZM239 234H240V233H239ZM250 234H251V232H250ZM253 234H255V233H253ZM261 234H262V233H261ZM0 235H1V232H0ZM11 235L13 236V234H11ZM21 235H22V234H21ZM64 235H66V234H63V236H64ZM78 235H76V236L79 238ZM98 235H99V234H98ZM100 235H101V234H100ZM126 235H128V234H126ZM136 235H139V234H136ZM140 235H141V234H140ZM142 235H143V232H142ZM159 235H160V233H159ZM174 235H175V233H174ZM226 235H228V234H226ZM242 235H243V234H242ZM23 236H24V235H23ZM33 236H34V235H33ZM33 236H32V237H33ZM58 236H59V235H58ZM70 236H71V235H70ZM76 236H75V238H76ZM81 236H82V235H81ZM91 236H92V235H91ZM91 236H90V237H91ZM101 236H102V235H101ZM104 236H105V235H104ZM112 236H113V235H112ZM114 236H115V234H114ZM123 236H124V235H123ZM133 236H134V235H133ZM145 236H146V235H145ZM145 236H144V237H145ZM194 236H195V235H194ZM209 236H210V235H209ZM218 236H220V235H218ZM223 236H224V235H223ZM223 236H221V237H223ZM1 237H2V236H1ZM3 237H4V236H3ZM6 237H7V236H6ZM14 237H15V235H14ZM18 237H19V236H18ZM67 237H68V236H67ZM108 237H109V236H108ZM120 237H121V236H120ZM120 237H119V238H120ZM130 237H131V236H130ZM138 237H141V238H140L141 240L144 239V238H142V236H138ZM155 237H156V236H155ZM157 237H158V236H157ZM166 237H167V236H166ZM178 237H179V235H178ZM190 237H192V236H190ZM190 237H189V238H190ZM196 237H198V235H196ZM251 237H252V236H251ZM22 238H23V237H22ZM30 238H31V237H30ZM60 238H61V237H60ZM64 238H65V237H64ZM70 238H71V237H70ZM70 238H69V239H70ZM75 238H74V239H75ZM106 238H107V237H106ZM134 238H135V237H134ZM152 238H153V237H152ZM158 238H159V237H158ZM158 238H157V240H158ZM176 238H177V236H176ZM181 238H182V240L185 239V237L183 238V235H181ZM194 238H195V237H194ZM203 238H204V237H203ZM217 238H218V237H217ZM228 238H229V236H228ZM242 238H243V237H242ZM4 239H5V238H4ZM8 239H9V238H7L6 240H8ZM71 239H72V238H71ZM81 239H82V238L77 239V240L81 242ZM90 239H91V238H90ZM115 239H116V237H115ZM130 239H132V238H130ZM130 239H129V241H130ZM136 239H139V238H136ZM171 239H172V238H171ZM179 239H180V238H179ZM190 239H193V237L190 238ZM190 239H189V242H190ZM201 239H202V238H201ZM224 239H225V238H224ZM229 239H231V238H229ZM239 239H240V238H239ZM245 239H246V238H245ZM252 239H253V238H252ZM262 239H263V238H262ZM6 240H5V241H6ZM27 240H29V239H27ZM32 240H33V239H31V241H32ZM57 240H58V238H57ZM57 240H56V241H57ZM64 240H65V239H64ZM87 240H88V239H87ZM112 240H113V239H112ZM141 240H139L141 243H138L137 240H136V242H137L138 245H139V244L142 245V244L145 242V240H144L143 243H142ZM154 240H155V239H154ZM159 240H160V238H159ZM159 240H158V241H159ZM176 240H177V239H176ZM180 240H181V239H180ZM186 240H187V242H186ZM195 240H196V239H195ZM2 241H3V238H2ZM5 241H4V242H5ZM11 241H12V240H11ZM29 241H30V240H29ZM78 241H77V242H78ZM95 241H96V240H95ZM110 241H111V239H110ZM110 241H109V242H110ZM116 241H118V240H116ZM119 241H120V240H119ZM161 241H162V240H161ZM177 241H179V240H177ZM177 241H176V243L178 244L179 242H177ZM191 241H192V240H191ZM193 241H194V240H193ZM225 241H226V240H225ZM241 241H242V240H241ZM244 241H245V240H244ZM244 241H242V242H244ZM6 242H7V241H6ZM13 242H15V241L13 240ZM13 242H12V243H13ZM26 242H27V241H26ZM32 242H33V241H32ZM35 242H36V240H35ZM35 242H34V243H35ZM85 242H86V241H85ZM97 242H98V240H97ZM109 242H107V243H109ZM121 242H122V240H121ZM134 242H135V241H134ZM155 242H156V241H155ZM181 242H182V241H181ZM183 242H184V240H183ZM183 242H182V244H183ZM185 242L188 243V239H187V238L185 239ZM198 242H199V241H198ZM202 242H203V241H202ZM204 242H205V241H204ZM211 242H212V240H211ZM216 242H217V241H216ZM246 242H247V241H246ZM252 242H253V241H252ZM9 243H10V242H9ZM64 243H65V241H64ZM64 243H63V244H64ZM66 243H68V242H66ZM70 243H71V242H70ZM87 243H88V242H87ZM87 243H86V244H87ZM102 243H104V241H103ZM107 243H105V245H106ZM156 243H158V242H156ZM156 243H155V244H156ZM194 243H195V242H194ZM227 243H228V241H227ZM3 244H4V243H3ZM6 244H7V243H6ZM14 244H15V243H14ZM51 244H52V243H51ZM55 244H56V243H55ZM83 244H85V243H83ZM115 244H116V243H115ZM115 244H114V245H115ZM120 244H121V243H120ZM131 244H132V243H131ZM134 244H135V243H133V245H134ZM147 244H148V243H147ZM152 244H153V243H152ZM159 244H160V243H159ZM190 244H191V243H190ZM200 244H201V242H200L198 245H200ZM261 244H262V243H261ZM9 245H10V244H9ZM20 245H21V244H20ZM20 245H18V246H20ZM25 245H26V244H25ZM27 245H29V244H27ZM38 245H39V244H38ZM73 245H74V244H73ZM80 245L82 246L81 243H80ZM111 245H112V244H111ZM144 245H145V244H144ZM166 245H167V244H166ZM178 245H179V244H178ZM178 245H177V248H178ZM180 245H181V243H180ZM192 245H193V243H192ZM195 245H196V244H195ZM18 246H16V247H18ZM67 246H68V245H67ZM75 246H76V245H75ZM97 246H98V244H97ZM108 246H109V245H108ZM108 246H107V247H108ZM127 246H129V244H128ZM131 246H132V245H131ZM134 246H135V245H134ZM134 246H133V247H134ZM136 246H137V245H136ZM139 246H140V245H139ZM139 246H137V248H138ZM142 246H143V245H142ZM146 246H147V245H146ZM183 246H186L185 243H184V245H182V247H183ZM228 246H230V244H229ZM2 247H3V246H2ZM10 247H11V246H10ZM49 247H50V246H49ZM57 247H58V245H57ZM77 247L80 248V247H79V244H78ZM103 247H104V246H103ZM140 247H141V246H140ZM150 247H151V246H150ZM153 247H154V246H153ZM156 247H157V245H156ZM179 247H181V246H179ZM182 247H181L180 250H182ZM187 247L189 248V245H188ZM202 247H203V246H202ZM212 247H213V246H212ZM220 247H221V246H220ZM220 247H218V248H220ZM20 248H22V247H20ZM53 248H54V247H53ZM53 248H52V249H53ZM71 248H72V247H71ZM129 248H131V247H129ZM141 248H142V247H141ZM146 248H147V247H146ZM166 248H167V247H166ZM188 248H187V249H188ZM193 248H194V247H193ZM200 248H201V247H200ZM204 248H205V247H204ZM226 248H227V247H226ZM231 248H233V247H231ZM255 248H256V247H255ZM6 249H7V248H6ZM10 249H11V248H10ZM10 249H9V250H10ZM29 249H30V248H29ZM50 249H51V248H50ZM50 249H49V250H50ZM57 249H58V248H57ZM64 249H65V248H64ZM108 249H109V248H108ZM110 249H111V248H110ZM123 249H124V247H123ZM158 249H159V248H158ZM184 249H185V248H184ZM187 249H186V250H187ZM190 249H191V248H190ZM211 249H212V248H211ZM215 249H217V248L215 247L214 250H215ZM34 250H35V249H34ZM53 250H56V247H55ZM105 250H106V249H105ZM131 250H132V249H131ZM136 250H138V251H136V252H139L140 249H136ZM141 250H142V249H141ZM150 250H151V249H150ZM150 250H149V251H150ZM176 250H177V249H176ZM180 250H179V251H180ZM191 250H192V249H191ZM206 250H207V249H206ZM227 250H228V249H227ZM227 250H226V251H227ZM230 250H231V249H230ZM239 250H240V249H239ZM243 250H244V249H243ZM2 251H4V250H2ZM6 251H8V250H6ZM50 251H51V250H50ZM50 251H49V252H50ZM57 251H58V250H57ZM61 251H63V250H61ZM66 251H67V250H66ZM72 251H73V250H72ZM81 251H82V250H81ZM151 251H152V250H151ZM155 251H156V250H155ZM167 251H168V250H167ZM177 251H178V250H177ZM183 251H185V250H183ZM183 251H181V252H183ZM216 251H220V252H223V253H224L225 249L223 250V247H221L220 250L217 249ZM226 251H225V252H226ZM244 251H245V250H244ZM247 251H248V250H247ZM10 252H12V251H10ZM17 252H18V251H17ZM17 252H16V253H17ZM21 252H22V251H21ZM37 252H38V251H37ZM53 252H54V251H52V253H53ZM55 252H56V251H55ZM55 252H54V253H55ZM78 252L80 253V251H78ZM157 252H158V250H157ZM160 252H161V251H160ZM185 252H186V251H185ZM245 252H246V251H245ZM245 252L241 254L240 251H239V253H240L241 255L244 254V257H248V256H245ZM248 252H249V251H248ZM4 253H5V252H4ZM12 253H13V252H12ZM27 253H28V252H27ZM27 253H25V254H27ZM30 253H31V252H30ZM32 253H33V252H32ZM52 253H51V254H52ZM54 253H53V254H54ZM75 253H77V252H75ZM128 253H129V252H128ZM133 253H134V252H132V254H133ZM140 253H141V251H140ZM176 253H177V252H176ZM178 253H179V252H178ZM183 253H184V252H183ZM208 253H209V251H208ZM210 253H212L211 250H210ZM213 253H214V252H213ZM223 253H222V256H225V259H224L225 261H223V262L226 263V258H227V254H226V253H227V252L225 253L226 255H225V254L223 255ZM228 253H229V252H228ZM1 254H2V253H1ZM7 254H8V253H7ZM13 254H14V253H13ZM20 254H21V253H19V255H20ZM49 254H50V253H49ZM53 254H52V255H53ZM62 254H63V253H62ZM65 254H66V253H65ZM65 254H64V256H65ZM69 254H70V253H69ZM71 254H72V253H71ZM71 254H70V255H71ZM137 254H138V253H137ZM163 254H164V253H163ZM199 254H200V253H199ZM214 254H215V253H214ZM247 254H248V253H246V255H247ZM249 254H250V253H249ZM3 255H4V254H3ZM21 255H22V254H21ZM54 255H55V254H54ZM75 255H76V254H75ZM75 255H74V256H75ZM126 255H127V254H126ZM128 255H129V254H128ZM128 255H127V256H128ZM130 255H131V254H130ZM130 255H129V259H131V258H130ZM133 255H134V254H133ZM138 255H140V254H138ZM151 255H152V253H151ZM169 255H171V254H169ZM169 255H167V257H168ZM187 255H188V254H187ZM187 255H186V256H187ZM203 255H204V254H203ZM203 255H202V256H203ZM206 255H207L206 257H208V254H207V253H206ZM215 255H216V254H215ZM233 255H234V254H233ZM10 256H12V255H10ZM27 256H28V255H27ZM30 256H31V255H30ZM32 256H33V255H32ZM56 256L58 257L59 254L56 255ZM56 256L54 257V260H56V258H57ZM66 256H67V255H66ZM127 256H126V257H127ZM134 256H135V255H134ZM140 256H141V255H140ZM147 256L150 258L149 255H147ZM161 256H162V255H161ZM171 256H172V255H171ZM177 256H178V255H177ZM183 256H184V255H183ZM186 256H185V257H186ZM199 256H200V255H199ZM204 256H205V255H204ZM209 256H211V255L209 254ZM217 256H219V254H218ZM217 256H215V259H217V258H216ZM220 256H221V255H220ZM2 257H3V256H2ZM2 257H1V258H2ZM8 257H9V256H8ZM16 257H17V255H16ZM70 257H71V256H70ZM132 257H133V256H132ZM142 257H143V256H142ZM148 257H147V258H148ZM180 257H181V256H180ZM192 257H194V255H193ZM196 257H197V258H200L201 256H200V257L196 256ZM212 257H213V256H211V258H212ZM233 257H234V256H233ZM237 257H238V256H237ZM241 257H242V256H241ZM1 258H0V259H1ZM11 258H12V257H11ZM11 258H10V259H11ZM13 258H14V257H13ZM23 258H24V257H23ZM35 258H36V257H35ZM52 258H53V257H52ZM52 258H51V259H52ZM147 258H146V259H147ZM161 258H162V257H161ZM165 258H166V257H165ZM170 258H171V257H170ZM174 258H175V257H174ZM186 258H187V257H186ZM190 258H191V257H190ZM203 258H204V257H203ZM211 258H210V259H211ZM238 258H239V257H238ZM16 259H17V258H16ZM137 259H138V258H137ZM143 259H144V258H143ZM143 259H142V261H143ZM178 259H180V258H178ZM219 259H220V258H219ZM219 259H218V263H217V260H216V263H217V264H219V262H220ZM222 259H223V258H221V264H224V263H222ZM11 260H13V259H11ZM20 260H21V258H20ZM57 260H58V258H57ZM123 260H124V259H123ZM150 260H151V259H150ZM162 260H163V259H162ZM164 260H165V259H164ZM164 260H163L162 262H164ZM171 260H172V259H171ZM204 260L206 261V258H205ZM208 260H209V259H208ZM237 260H238V259H237ZM244 260H245V261H244V263H245V262L247 261V259L245 258ZM5 261H6V260H5ZM35 261H37V260H35ZM51 261H52V260H51ZM65 261H66V260H65ZM172 261H173V260H172ZM172 261H170V262H172ZM177 261H178V260H177ZM213 261H214V260H213ZM213 261H212V262L210 261L211 264L213 263ZM229 261H230V260H229ZM229 261H228V262H229ZM233 261H234V260H233ZM240 261H241V260H240ZM249 261H250V260H249ZM12 262H14V261H12ZM25 262H26V261H25ZM38 262H39V261H38ZM38 262H37V263H38ZM127 262H128V260H127ZM178 262H179V261H178ZM178 262H177V263H178ZM186 262H188V261L186 260ZM186 262H185V264H186ZM189 262H191V261H189ZM194 262H195V261H194ZM210 262H209V263H210ZM234 262H235V261H234ZM241 262H242V261H241ZM1 263H2V261H1ZM6 263L8 264V261H7ZM44 263H45V262H44ZM57 263H58V262H57ZM60 263H61V262H60ZM62 263H63V262H62ZM139 263H140V262H139ZM175 263H176V262H175ZM205 263H206V262H205ZM232 263H233V262H232ZM247 263H248V261H247ZM2 264H3V263H2ZM23 264H24V262H23ZM41 264H42V262H41ZM58 264H59V263H58ZM122 264H123V263H122ZM143 264H144V262H143ZM146 264H147V263H146ZM148 264H149V263H148ZM152 264H154V263H152ZM171 264H172V263H171ZM180 264H181V263H180ZM230 264H231V262H230ZM236 264H237V263H236ZM242 264H243V263H242ZM245 264H246V263H245ZM248 264H249V263H248Z\"/></svg>",
    "mask_w": 264,
    "mask_h": 264
}]
</instances>
